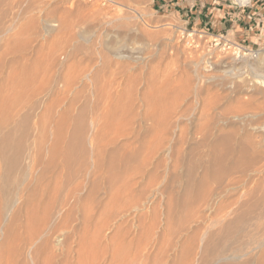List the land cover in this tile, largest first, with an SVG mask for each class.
<instances>
[{"label":"rangeland","instance_id":"obj_1","mask_svg":"<svg viewBox=\"0 0 264 264\" xmlns=\"http://www.w3.org/2000/svg\"><path fill=\"white\" fill-rule=\"evenodd\" d=\"M81 15V16H80ZM84 15V16H83ZM88 15V16H87ZM91 15V16H90ZM94 15H95V18H94ZM77 16V17H76ZM83 16V17H82ZM96 16H98V17H96ZM72 17H73V19H72ZM74 17H76L75 19H74ZM67 18V19H66ZM77 18H78V20H77ZM67 20V21H65V20ZM72 19V20H71ZM32 20V21H31ZM34 20V21H33ZM74 20H77V21H79L80 20V22H81V20H83L82 21V23H80V22H78L79 24H81L80 26H79V24L76 22V21H74ZM86 20V21H85ZM27 21H29V22H27ZM45 21H47V22H45ZM52 22V23H50V25H49V22ZM70 21H72V22H74V23H71V24H69L70 23ZM85 21V22H84ZM31 22V23H30ZM34 22V23H33ZM54 22V23H53ZM64 22L66 23L65 25H64ZM14 23V24H13ZM44 23H46V25L44 24ZM75 23H77L76 25H75ZM25 24V25H24ZM28 24H32V26H34V27H32L31 26V29H29L30 28V26L28 25ZM34 24V25H33ZM42 24V25H41ZM52 24H54V25H52ZM72 24H74V25H72ZM7 25H9L8 27H7ZM21 25V26H20ZM24 27H23V26ZM27 25V26H26ZM71 25L72 26V28L71 27H69V26ZM3 26H4V28L6 29V31L4 30V28H3ZM49 26H53V28H52V30L54 31H52V30H50L49 29ZM74 26H76L75 28H74ZM12 27V28H11ZM22 27H23V29L24 30H22ZM26 27H29V28H27L26 29ZM57 27H59L58 29H56ZM64 27H67V29H69V28H71L72 29V35H71V29H69V32H70V34H69V32H68V30L65 28V29H63ZM82 29H81V28ZM1 28H3V29H1ZM32 28L34 29V31L32 30ZM48 28V29H47ZM80 28V29H79ZM12 29H14V30H12ZM45 31H44V30ZM12 31V33H11V31ZM25 30H27L28 32H30L29 34H28V32L27 31H25ZM30 30V31H29ZM47 30H49V31H47ZM58 30H60V31H58ZM64 30H65V32H64ZM75 30V31H74ZM83 30V31H82ZM87 32H86V31ZM107 30V31H106ZM24 31L25 32H27V33H24ZM51 31V32H50ZM65 33H63V32ZM78 31V32H77ZM90 31V32H89ZM8 32H10V34L8 33ZM17 32V33H16ZM23 32V34H26V36L24 37V36H22V33ZM31 32L33 33L32 35H31ZM49 34H48V33ZM53 32V33H52ZM68 32V33H67ZM76 32V35H77V33H78V35L76 36L74 33ZM83 32V34H86L87 36H88V34L90 33H92V35H90L89 34V37H90V39H89V42H85V41H83L82 40V38H81V41H80V37H81V33ZM13 33H15V34H13ZM52 33V34H51ZM63 33V34H62ZM80 33V34H79ZM111 33V34H110ZM44 34V35H43ZM45 34H46V36H45ZM74 34V35H73ZM94 34V35H93ZM129 34V35H128ZM9 36L10 37V35H14V36H11V37H15L14 38V40H13V38H11L10 37V39H9V37H7L6 38V36ZM48 35V36H47ZM65 35V36H64ZM67 35H68V38H66L67 37ZM126 35V36H125ZM5 36V37H4ZM30 36V37H29ZM62 36H64L63 38H62ZM69 36H71V39H70V37ZM72 36H75V37H72ZM119 36V37H118ZM263 36L264 35H261L260 37H262V41L259 43V44H256V45H254V44H250V45H248V47L247 48H249V49H251V50H253V51H257L258 53H263L264 54V38H263ZM30 38L29 40H27L28 38ZM32 37V38H31ZM92 37V38H91ZM111 37L113 38L112 39V41L110 40L111 39ZM115 37H116V39H115ZM117 37H118V40H117ZM121 37V38H120ZM122 37H124V39H122ZM125 37H127V38H125ZM129 37V38H128ZM20 38V39H19ZM24 38V39H23ZM27 38V39H26ZM61 38H62V40H61ZM76 40H78V41H75V39ZM108 40H107V39ZM130 38H131V40H132V43H131V40H130ZM1 39H3V40H1ZM7 39H8V41H7ZM23 39V40H22ZM106 41H104V40ZM126 39H129L130 41H128V40H126ZM12 41V43L10 42V41ZM19 42H18V41ZM69 40V41H68ZM91 40V41H90ZM116 40V41H115ZM4 41H6V42H4ZM15 41V42H14ZM24 41H26V43H22V42ZM29 43H28V42ZM32 41V42H31ZM58 41H60V42H58ZM75 43H74V42ZM79 41H80V44L81 43H83V46H82V44L81 45H79ZM111 41V42H110ZM120 41V42H119ZM124 41H128L127 43H125ZM135 41H137V42H135ZM0 42L1 43H6L5 45L4 44H1L0 43V49H2V48H6L5 50L8 52L7 53V55H6V53H4V52H6L5 50H4V54L3 53H1L2 55H4V56H2L1 54H0V56L2 57V64H3V62L5 63L4 65H2L1 67L2 68H0L1 69V75H2V78L0 79V89H1V91H2V89H5V90H7V91H9V92H5L4 93V95H2L3 94V92H2V94H0V96L2 95L3 97H0V105L2 104V106H0V113H3V114H0V116L1 115H3V117H5V118H7L8 116H6V115H8L9 114V117L7 118V119H5L6 121H8L7 123H9V124H7V123H5L4 124V122H5V120L4 119H0V122H2L4 125H8L9 126V128H8V126L5 128V129H2V124L0 125L1 127H0V130L2 131V132H0V134H2V135H0V140L2 139V137L4 136V135H10L11 133H13V137L15 138V139H17L18 141L20 140V142L22 143V145H23V147H22V155H23V159H24V161L23 162H25V163H23L24 164V167H26L27 165V167H30V166H32V167H30V168H33V170H35V171H38L39 170V172H40V174H39V172H37V173H34V171L33 170H31L30 171V169H29V171H28V174L26 173V171H25V168L24 167H22V166H20V168L18 169V172L17 171H15L14 173L15 174H13V177H15V178H17L16 180H18V182L20 181V179H22L24 182L23 183H25V181H26V185L27 184H29L28 185V187L25 185V184H23V183H21L22 182V180L20 181V184L17 182L16 184L17 185H19V188H18V186L17 185H15V187H14V185H13V187L15 188H13V187H9L8 186V188L7 187H5V188H3L4 187V185H3V183H2V181H4V180H2L3 179V177H4V173H5V168H4V163H3V161H1V157H0V162L1 163H3L2 165H0V166H2V167H0V172H1V174H0V176H2L1 178L2 179H0V194H2V195H0V233L1 234H3L2 236H1V234H0V242L1 243H3L4 241H5V244L3 243V244H1L0 245V247L1 248H3L5 245L6 246H8V247H4L3 249H1L0 248V263L1 264H4L5 263V261L6 262H9V263H7V264H129V263H126V262H128V261H130V263L132 264V261H134L133 262V264H137L136 262H138V264H139V261H140V264H141V261H142V264L144 263H146V264H173V263H175V264H180V263H182V264H184V262H186L185 264H188V263H194V264H203V259L204 258H206L208 255H207V253H205V255L203 254V251H202V248H203V246L201 245V243H203V240H204V238H206V235L210 232H213V231H216L217 230V228H215V225L213 224V221H211L212 220V218H213V216L211 217V218H204V220H205V222H204V220H202V219H197L196 221H195V219H194V221H193V219H190V221H188L189 220V216L196 210V208H197V201L195 200V201H193V204L196 206V207H194L193 206V204H191L190 205V207H192V208H189V206L186 208V210L185 209H182V214L184 215V216H187V217H185V219H182V218H184V216H182L181 215V213H180V211H181V208H180V205L179 204H181L182 203V201L180 200L181 198H180V196L182 197L184 194H185V185H186V181H184V180H186V175H185V173L187 172V167H185L186 166V164L185 163H188V161L190 160V157H191V159H193V161H197L198 159H196V157L197 158H201V156L203 155H206L207 154V152H208V149H207V147H202V150H204L205 149V151H201V144H202V140L200 141V139H202L201 138V134L199 133V129H202V128H204L203 126L205 125H203L202 126V124H203V122L204 121H206L207 122V120L209 119V118H207L206 117V115H211V116H213L215 113L214 112H216V115L215 116H213L214 117V119H215V117H218L219 116V114H220V116H222V117H220L219 116V119L218 118H216L215 119V122H216V120L218 119L219 120V122H218V120H217V122L219 123V124H217V122H216V125H215V122L213 123L214 125H215V127H214V125H212V128H215V131H213V134H214V136H217L218 135V133L220 134V132L222 131L223 133H221L222 135L225 133V134H227V131H228V133L229 132H231V130H232V132H231V134L233 133V134H235V135H237L236 134V132H238V134H239V136L237 135V138H240V139H242V137L243 138H245L244 136H245V134H247L246 133V129L248 130V129H250V128H247L248 126L249 127H252V128H254L256 125V123L258 122V119H260V120H262L263 119V122L262 121H260L259 120V122L257 123V126L256 127H260V126H264V87H261V86H263V85H260L259 83L262 81V79H260L261 77L263 78V75L261 74V73H264V71L262 72V69H261V71H260V69L259 70H253V65H254V63H255V61L257 60V59H255V60H253V61H251V60H248V59H243V58H241V57H237L236 56V54H235V52H234V50H233V48H232V44H237V42H235V41H233L232 40V33H230L229 35H227V34H225V35H223V36H216V35H213V34H209V33H205L204 31H202L201 29H199V28H197V27H195V25L194 24H189V23H186L185 22V20L184 19H181L178 15L177 16H174L173 14H171V13H160V12H158L155 8H154V4L152 3V0H108L106 3H104L103 1H101V0H0ZM8 42H10L9 44H10V47H9V44H8ZM63 44H62V43ZM78 42V43H77ZM124 42V43H123ZM28 43V44H27ZM31 43V44H30ZM59 43V44H58ZM100 43V44H99ZM119 43V44H118ZM131 43V44H130ZM133 43H134V45H133ZM8 44V46L6 47V45ZM21 44V48L19 47L18 48V46ZM26 46V44H27V46L25 47L24 45ZM56 44H58V45H56ZM69 44V45H68ZM72 44V45H71ZM75 46H74V45ZM77 44L79 45V46H77ZM104 44V45H103ZM118 45V48L119 49H122L121 50V52H122V54L124 55V56H127V57H129L130 55H132L133 56V59H122V60H118V59H112V57H110L111 59H108V62H106V63H104V61L102 60V54L101 53H105L106 52V50H105V47L106 46H113V45ZM121 44H123V45H121ZM5 47H4V46ZM18 45V46H17ZM62 45V47H60ZM66 45V46H65ZM71 45V46H70ZM101 45H103V47L101 48ZM114 45V46H115ZM1 46H3V47H1ZM11 46H13V47H11ZM30 46V47H29ZM86 46H88V47H86ZM90 46V47H89ZM91 46H94L93 48L91 47ZM121 46V47H120ZM124 46V47H123ZM134 46V48L136 49H134V48H132ZM62 49L60 52H59V49L60 48ZM81 47H83L82 49H84V48H88V49H90V50H81V49H79V48H81ZM130 47V49H127V48H129ZM15 50H13V49ZM22 48H24V49H22ZM29 48V49H28ZM71 48H73V49H71ZM104 48V49H103ZM28 49V50H27ZM126 49H127V51H126ZM131 49H132V51L133 50H135V51H133V52H131ZM142 49V50H141ZM21 50H24L23 52L21 51ZM56 50H57V53L59 54V55H56L57 53H56ZM64 50V51H63ZM81 50V51H80ZM94 51L93 52V54H92V51ZM105 50V51H104ZM129 50H130V53H129ZM0 51H3V50H0ZM83 51H87V54L84 52V53H81V52H83ZM89 51H91V53L89 52ZM98 51V52H97ZM19 52H20V54H19ZM40 52V53H39ZM62 52H64V53H62ZM100 52V53H99ZM126 54H125V53ZM16 55H15V54ZM23 53V54H22ZM37 53V54H36ZM54 53H56V54H54ZM66 53H68V55L66 54ZM95 53H96V55H95ZM98 53H99V55H100V57L98 56ZM136 53V54H135ZM140 54V56L142 57V59L143 60H141V57H139L138 55ZM142 53V54H141ZM42 54V55H41ZM66 54V55H65ZM87 56H86V55ZM92 54V55H91ZM138 54V55H137ZM36 55H38V57L36 56ZM39 55H40V58H39ZM64 55V56H63ZM85 55V56H84ZM90 55V56H89ZM54 56H56L55 57V59L54 60H52V59H50L49 57H54ZM60 56V57H59ZM61 56H62V59H61ZM67 56H69V57H67ZM75 56V57H74ZM89 56V57H88ZM92 56H94V58L92 57ZM95 56H98V57H95ZM1 57H0V59H1ZM5 57V59H3ZM18 57V58H17ZM24 57V59H22ZM42 57V58H41ZM43 57H44V60H43ZM57 57H58V59H57ZM85 57H87V58H85ZM92 57V58H91ZM26 58V59H25ZM27 58H30V59H28V61H27ZM35 59V60H33V59ZM37 58V59H36ZM65 58V59H64ZM78 58H79V60L81 61H79L78 60ZM91 58V59H90ZM99 58V60H97ZM101 58V59H100ZM18 59V60H17ZM60 59V60H59ZM64 59V60H63ZM81 59H84V60H81ZM86 59V60H85ZM95 59H96V61H97V63H94L95 62ZM13 60V61H12ZM15 60V61H14ZM21 60V61H20ZM66 60H67V62H66ZM69 60V61H68ZM71 60H72V63L71 64H73V66L70 64V62H71ZM74 60V61H73ZM90 62H89V61ZM111 60V61H110ZM8 61V62H7ZM12 63H11V62ZM28 62L29 63V65H27V63L26 62ZM31 61H33V62H31ZM41 61V62H40ZM45 63H44V62ZM52 61H54L53 63H52ZM61 61H62V63H61ZM84 61V62H83ZM88 61V62H87ZM111 63H110V62ZM126 61H127V63H126ZM7 62V63H6ZM11 64H10V63ZM17 62H18V66H17ZM21 62V65H23V67L19 64ZM23 62H25V63H23ZM34 62H36L34 65L32 64V63H34ZM50 64V65H48V63ZM63 62H65V63H63ZM79 62V63H78ZM93 62V63H92ZM115 62H118V64L117 63H115ZM14 63H16V64H14ZM38 63H41V64H39L38 65ZM42 63H44V64H42ZM51 63H52V66H51ZM69 63V64H68ZM78 63V64H77ZM81 63V64H80ZM86 63H90L88 66L86 65ZM122 64V65H124L123 63H126L124 66L126 67H121V68H123L122 70H121V68L119 67H116V66H118L119 64ZM130 63V64H129ZM0 64H1V62H0ZM7 64H10V65H7ZM14 64V68H12L13 65ZM30 64H31V66L34 68V69H32L31 67H30ZM47 64V65H46ZM56 64V65H55ZM58 64H60V65H58ZM65 64V65H64ZM66 64L68 65V66H66ZM102 64V65H101ZM106 64V65H105ZM110 64H111V66H110ZM112 64H116L115 65V67H114V65H112ZM121 64H120V66H121ZM130 66H129V65ZM16 65V66H15ZM27 65V66H26ZM41 65H43L44 66V68H43V70H45V72L43 71V70H41L42 69V67H41ZM55 65V66H54ZM72 67H71V66ZM76 65H78L77 66V68H76ZM86 65V67H87V70L89 69V67L91 68V72L88 70V72H90V73H88V72H86L87 70L85 69V66ZM101 65V66H100ZM105 65V66H104ZM109 65V66H108ZM250 65H251V68H250ZM9 66V67H8ZM39 66V67H38ZM50 66V67H49ZM57 66V67H56ZM59 66H60V68H59ZM100 66V67H99ZM104 66V67H103ZM108 66V67H107ZM8 67V68H7ZM11 67V68H10ZM21 67L25 70H23V69H21ZM25 67H27V68H25ZM47 67V68H46ZM56 67V68H55ZM62 67V68H61ZM70 67V68H69ZM82 68V70H80L81 68ZM103 67V68H102ZM129 67V68H128ZM132 67V69H130ZM9 69V70H11V73H10V71H8L7 69ZM15 68H16V70H15ZM37 68V69H36ZM38 68H40V70L38 69ZM68 70H70V73L68 72L67 73V69ZM72 68H74L73 69V71H76L75 73H76V77H75V79H77V80H75L74 79V75L75 74H73V71H72ZM83 68L86 70L85 72L83 71ZM99 68L100 69H102V71L100 72V70H99ZM128 68V69H127ZM32 69V73H30V70ZM55 71H54V70ZM109 69L111 70V74H110V72H109ZM116 71H115V70ZM118 69V70H117ZM124 69H125V71H124ZM264 69V68H263ZM3 70V71H2ZM13 70V71H12ZM15 70V71H14ZM20 70L22 71V72H20ZM28 70V71H27ZM49 70V71H48ZM64 70V71H63ZM252 70V71H251ZM8 71V72H7ZM36 71L37 72H40V73H36ZM43 72V74H42V72ZM66 71V72H65ZM81 71V72H80ZM93 71V72H92ZM113 71V72H112ZM118 71V72H117ZM131 71V72H130ZM133 71V72H132ZM166 71L168 72V74L166 73ZM227 71V72H226ZM4 72V73H3ZM12 72H13V75H12V77L11 78H9V76H11V74H12ZM15 72V73H14ZM23 72H27V73H24L25 74V76H23L24 78H22V76L21 75H24V74H22ZM51 72V73H50ZM59 72H61V73H59ZM106 72H107V74H106ZM114 72H116V73H114ZM119 72H121V73H119ZM126 72V73H125ZM129 72L131 73V74H129ZM223 72V73H222ZM226 72V73H225ZM228 72H230V73H228ZM232 72V73H231ZM236 72V73H235ZM260 72V73H259ZM3 73V74H2ZM6 73H10L9 74V76H8V74H6ZM17 73H19L18 74V76H17ZM35 73L37 74V77H36V75H35ZM47 73H49V74H47ZM63 73H65V75L63 74ZM68 74V76H66L67 74ZM77 73L78 74H81V75H77ZM95 73V74H94ZM124 73L126 74V75H124ZM133 73V74H132ZM155 74V75H153V74ZM234 73V74H233ZM254 73H256V74H254ZM258 73V74H257ZM14 74H16V75H14ZM21 74V75H20ZM30 74H32V75H30ZM38 74H41V75H38ZM51 74H53V75H51ZM98 74V75H97ZM101 74H103V75H101ZM136 76H135V75ZM139 74H141V75H139ZM228 74H230V75H228ZM238 74V75H237ZM0 75V76H1ZM7 75V76H6ZM21 77H20V76ZM49 75H51L52 77H51V79H52V81L50 82V80L51 79H49L50 78V76ZM57 75H59V76H57ZM64 77V79L65 80H67V78L69 77V80L71 79V77H72V79L71 80H75L76 82H73V81H71L72 82V84H71V82L68 80V81H63L64 79H63V77ZM70 75V76H69ZM118 75H121V76H118ZM128 75H129V77H128ZM131 75H132V77H131ZM152 75L154 76V77H152ZM170 76L169 78L170 79H168L167 78V76ZM233 76V78H232V76ZM259 75V76H261L260 78H258L257 76ZM15 76L17 77V78H15ZM28 76V77H27ZM38 76H40V77H38ZM41 76H42V78H43V80L41 79ZM97 76V77H96ZM105 76V77H104ZM110 76V77H109ZM112 76L114 77V78H112ZM117 76V77H116ZM140 76V77H139ZM152 78H151V77ZM165 76V77H164ZM224 76H226V77H224ZM227 76L229 77V78H227ZM256 76V77H255ZM3 77H4V79H3ZM6 77V78H5ZM14 77V78H13ZM19 77H20V79H19ZM35 77H36V79H35ZM80 77H83V78H81L80 79ZM88 77V78H87ZM93 77V78H92ZM135 77H138V78H135ZM235 77V78H234ZM253 77H255V78H253ZM12 79L11 81H10V83H11V85H10V83H9V81H8V79ZM24 79L23 81H22V79ZM31 80H30V79ZM37 78L38 79H40V80H37ZM57 78V79H56ZM80 80H79V79ZM97 78V79H96ZM100 78H103V80L102 79H100ZM109 79V80H105V79ZM116 78L118 79L117 81H116ZM135 78V79H134ZM144 78V79H143ZM145 78H146V80H145ZM164 78H165V81H164ZM199 78V79H198ZM214 78V79H213ZM259 79L258 81L257 80H254L253 81V79ZM26 79V80H25ZM46 79H49V83H51L50 85L48 84V80H46ZM59 79V80H58ZM92 79V80H91ZM111 79V80H110ZM113 79V80H112ZM127 79V80H126ZM130 79V80H129ZM132 79V80H131ZM142 81H141V80ZM150 79V80H149ZM168 79V80H167ZM29 80H30V82H29ZM36 80L38 81V84H40L42 81V88H41V84L40 85H38L37 84V82H36ZM102 80V81H101ZM137 80H139V81H141V82H139V81H137V82H139V83H137L136 81ZM144 80V81H143ZM147 80H149L148 82H146ZM153 80H155L156 82H154ZM175 82V85H174V83L172 84V82ZM223 80V81H222ZM2 81V82H1ZM8 81V82H7ZM12 81H13V83L15 82V84L16 85H13L12 84ZM18 81V82H17ZM19 81L22 83L21 85H20V83H19ZM26 83H25V82ZM29 82V84H28V82ZM35 81V82H34ZM41 81V82H40ZM57 81V82H56ZM78 81V82H77ZM94 81V82H93ZM101 81V82H100ZM108 81H109V83H108ZM113 82V84H112V82ZM129 81H130V84H129ZM163 81V82H162ZM260 81V82H259ZM4 82H6L5 84H4ZM17 82V83H16ZM40 82V83H39ZM59 82V83H58ZM64 82V83H63ZM67 82H69L68 84H67ZM81 82V83H80ZM84 82V83H83ZM86 82V83H85ZM91 82H93V83H91ZM103 82V83H102ZM123 82V83H122ZM127 82H128V84L130 85V87H133L134 86V84H132V82H134V83H137V86L135 87V89L134 88H132L131 89V95H130V89L128 88V85L126 86L125 84H127ZM143 82V83H142ZM157 82H159V84L162 82V84H161V86L160 85H158V83ZM165 82V83H164ZM227 82V83H226ZM9 83V84H8ZM19 83V84H18ZM24 83H25V86H24ZM36 85H38V88L36 87V89H35V84ZM52 83H54V84H52ZM63 83V84H62ZM67 85H66V84ZM74 83H76L75 85H73ZM98 83H99V85H98ZM106 83H108L109 85L110 84H112V85H110V87H107V86H109L108 84H106ZM118 83H120V84H118ZM150 84V87L149 86H147V85H149ZM153 83V84H152ZM154 83H156L158 86H160V87H158L156 84H154ZM163 83L165 84V85H163ZM255 83V84H254ZM27 84V85H26ZM45 84H47L48 85V87H47V85H45ZM114 84H116L115 86H114V89H115V87L119 90H117V91H115V90H113V85ZM132 84V85H131ZM152 84V85H151ZM167 84V85H166ZM171 84V85H170ZM257 84V86H255ZM5 85L7 86V87H5ZM17 85H19V88L17 87ZM29 85V86H28ZM45 85V86H44ZM61 87H60V86ZM63 85V86H62ZM77 85H79V86H77ZM87 87H89V88H87ZM117 85H119V87H121V88H119ZM122 85V86H121ZM136 85V84H135ZM139 85V86H138ZM153 85L155 86V87H153ZM164 87H163V86ZM170 87H169V86ZM174 85V86H173ZM11 86V87H10ZM13 86V87H12ZM23 86V88H25L26 87V89H21L20 87H22ZM52 86V87H51ZM100 86V87H99ZM166 86H168V88L166 87ZM172 86V87H171ZM178 86V87H177ZM260 86V87H259ZM4 87V88H3ZM10 87V88H9ZM14 87H15V89H14ZM18 89H17V88ZM28 87V88H27ZM44 87H46V88H44ZM49 87H51V89L49 88ZM65 88V90H68L70 93H67L68 91H65L63 88ZM67 87V88H66ZM72 87V89H70ZM95 87H97V88H95ZM107 87V88H106ZM125 89H124V88ZM146 87H148V88H146ZM162 87V88H161ZM176 87H177V89H179V88H181V87H183L184 89H181L182 91H183V94L181 93L182 91L181 90H179V92L181 93H179V92H177L178 90L176 89ZM39 88H41V89H39ZM54 88V89H53ZM85 88H87V89H89V90H86ZM112 88V89H111ZM146 88V89H145ZM152 88H154V89H152ZM156 88H158L157 90H156ZM164 88V91H167V92H164L162 89ZM165 88H166V90H165ZM169 88H170V90H169ZM173 88H175V89H173ZM197 88H198V90H197ZM8 89H11V90H8ZM38 89H39V91H38ZM46 90V92H45V90ZM48 89V90H47ZM102 89L104 90V91H108L109 93H111L110 95H109V93L106 91V95L104 94L105 92H103L102 91ZM106 89V90H105ZM124 89V90H123ZM127 89V91H126V93H122L123 91L125 92V90ZM154 90L153 92L151 91V93H150V95H151V97H150V99H152L153 100V102H152V100H149V91L150 90ZM160 89V92L158 91ZM169 90V93H168V90ZM173 89V90H172ZM188 90V92H187V90ZM24 91V93L22 92V91ZM27 90V91H26ZM28 90H30L29 91V93H27L28 92ZM43 90V91H42ZM56 90V91H55ZM73 90V91H72ZM93 90V91H92ZM99 90V91H98ZM115 91V93L117 94V96H116V94H114V92H112V91ZM121 90H122V92H121ZM133 90H134V92H133ZM145 90V91H144ZM147 90H148V93H146L147 92ZM165 93V95H164V93H162V91ZM190 90H193V91H190ZM196 90V91H195ZM251 90V91H250ZM1 91H0V93H1ZM15 91V93H16V97H18L19 96V93L20 92H22L21 94H20V97H18L19 99H17L14 95H15V93H13V92ZM20 91V92H19ZM34 91H35V93L36 94H34ZM41 91H42V93H41ZM48 91V92H47ZM54 91V92H53ZM81 91H83V93L81 92ZM86 91V92H85ZM129 91V92H128ZM138 91V92H137ZM159 93H158V92ZM174 91H175V93H174ZM189 91L191 92V93H189ZM209 91V92H208ZM10 92H11V94H10ZM39 92H40V94H39ZM66 92V93H65ZM187 92V93H186ZM195 92H196V94H195ZM9 93V95H7ZM28 95H27V94ZM62 93V94H61ZM64 93V94H63ZM93 94V95H91V94ZM97 93V94H99V95H103L104 94V97L103 96H99V95H97V97L98 98H96V95L95 94ZM101 93H103V94H101ZM128 93V95L129 96H131V97H129L128 95H126V96H128V98L127 97H124L125 95L124 94H127ZM134 93V94H133ZM156 93L158 94V95H156ZM161 93V94H160ZM167 93L169 94V97L167 96ZM170 93H172V95H174V94H176V95H174V96H172ZM187 94L186 96H185V94ZM189 93V94H188ZM209 93H211L213 96H211V94H210V96H209ZM14 94V95H13ZM22 94H25L26 96H28V100H26L27 98H24L23 97V95ZM30 94V95H29ZM37 94H38V96H37ZM80 94V96H78ZM112 94H114V95H112ZM143 94V95H142ZM145 94V95H144ZM146 94L148 95V96H146ZM164 95V96H162V98H160L159 97V95ZM179 94V96H180V100H181V102H180V100H179V97L177 96ZM197 94H199V97H197L198 95ZM206 94H208V95H206ZM5 95H7L6 97H5ZM24 95V96H25ZM120 95V96H119ZM121 95L123 96L122 98H121ZM135 97H134V96ZM207 96V98H206V96ZM12 96V98H16L17 99V103H15V101H16V99L14 98V99H9V97H11ZM14 96V97H13ZM22 96V97H21ZM25 96V97H26ZM31 96H33V97H31ZM37 96V97H36ZM79 98H78V97ZM109 96V98H107ZM146 99V98H148V101H147V99L146 100H144V98ZM171 96V97H170ZM176 96L178 97V98H176ZM181 96H182V98H181ZM185 96V98H183ZM208 96L209 97H212L211 99L210 98H208ZM214 96H215V98L216 97H218V98H214ZM5 97V98H4ZM101 97V98H100ZM113 97V98H112ZM121 99H120V98ZM134 97V98H133ZM141 97V98H140ZM153 97V98H152ZM157 97H158V100H157ZM173 97L174 98H176L177 100H179V101H177L176 99H173ZM202 97V98H201ZM3 98V99H2ZM20 98L22 99V98H24V99H22V100H20ZM31 98V104H30V99ZM33 98V99H32ZM75 98L77 99V100H75ZM96 98V99H95ZM110 98H111V100H113V102L110 100ZM114 98H115V102H114ZM130 98H132L133 100L132 101H137L138 102V104H137V102L135 103V102H133L132 103V101L130 100ZM139 98H140V100H139ZM164 98H165V100H164ZM171 98V99H170ZM206 98V99H205ZM214 98V99H213ZM95 99V100H94ZM98 99H101L100 101H98ZM108 99H109V101H108ZM117 99V100H116ZM119 99H120V101H119ZM124 99V101H121V100H123ZM126 99V100H125ZM128 99V100H127ZM135 99V100H134ZM137 99V100H136ZM162 99V100H161ZM204 99V100H203ZM2 100V101H1ZM4 100V101H3ZM6 100L8 101V102H6ZM10 100V101H9ZM14 100V102L12 103V104H17L16 105V107H15V109H13V107H11V102ZM25 102H24V101ZM34 100V101H33ZM97 100V101H96ZM143 100V102H141ZM158 102H157V101ZM167 100H170L171 101V103H170V101H167ZM205 102V100H207V102H208V100L210 101L209 103H207V102H203V101ZM19 101V102H18ZM21 101V102H20ZM24 103H26L25 105L24 104H22L23 102ZM105 101V102H104ZM110 101H111V103H110ZM119 102V104L117 103V102ZM125 101H126V103H127V105H129V106H127L128 108H129V110L127 109V107H126V103H125ZM128 101H130V103L131 104H129V102ZM146 101H147V103H146ZM159 101H164V102H159ZM167 101V102H166ZM177 102V103H175V102ZM211 101L213 102V103H211ZM216 101H217V103L220 101V103L219 104H217L216 103ZM77 102V103H76ZM86 102H87V104H88V106H86L87 104H86ZM91 102V103H90ZM124 102V103H123ZM140 102V103H139ZM151 102H152V104H153V106H152V104H151ZM168 102H169V108L171 107V106H173V107H171L170 109L168 108ZM172 102H173V104H172ZM249 102V103H248ZM4 103H6L5 105H4ZM8 103V104H7ZM9 103H10V105H9ZM19 103H21V104H19ZM38 103H39V105H38ZM92 103H94V104H92ZM99 103V104H98ZM102 103V104H101ZM103 103H106V104H104V105H107V103H108V105H110L109 106V109L111 110V112H110V110L107 108L108 107V105H107V107L106 106H104L103 105ZM143 103H145V104H147V106L145 105V104H143ZM157 103H160V104H157ZM164 103V104H163ZM166 103V104H165ZM181 103V104H180ZM216 103V104H215ZM71 104H72V106H71ZM86 104V105H85ZM103 105V106H101V105ZM117 104H118V106L120 105V108L117 106ZM143 104V105H142ZM148 104L150 105V108H148L149 106H148ZM167 105V106H163V105ZM171 104V105H170ZM177 104H179V105H181V106H179V105H177ZM194 104V105H193ZM204 104V105H203ZM209 104H211V105H208ZM249 104V105H248ZM6 105H9L8 107L6 106ZM19 105H22V107L21 106H19ZM23 105L25 106V107H23ZM31 105V106H30ZM89 105H91V107L89 106ZM99 105V106H98ZM114 105H116V106H114ZM134 105H138V108H137V106L135 107ZM140 105H142V106H140ZM156 105H158L157 107H156ZM189 105V106H188ZM192 105V106H191ZM200 105H201V107H200ZM219 105V106H218ZM13 106V105H12ZM18 106H19V108L21 109V111H20V118H19V116L17 117V116H14V115H18V113L16 112V109L18 110L19 108H18ZM53 106V107H52ZM94 106H97V108H94ZM111 106L113 107V109H114V107H117L118 109H121V107H122V109H121V111H119L117 108H115L114 110H112L111 109ZM132 106H133V109H132V111H130V109L132 108ZM144 106H145V108H144ZM151 106H152V108H154V109H152L151 108ZM155 106V107H154ZM160 106H163L162 108H163V110H162V112H161V108H160ZM229 106H232V108H230ZM12 108V110H11V108ZM30 107H31V109H30ZM37 107V108H36ZM55 107V108H54ZM69 107L70 108H72V110L71 111H68L67 109H69ZM73 107H74V109H73ZM94 109H93V108ZM100 107V108H99ZM102 107H104V108H102ZM139 107H141V109L139 108ZM179 107V109H177L178 110V113H177V110L175 109V108H178ZM181 107H182V109H181ZM185 107H186V109H185ZM188 107H190V108H188ZM191 107H192V109H191ZM1 108H4V112H3V110L1 109ZM29 108V109H28ZM55 109V111H52L53 109ZM84 108V109H83ZM87 108V109H86ZM106 108V109H105ZM135 108H137V109H135ZM148 108V109H147ZM156 108V109H155ZM159 108V109H158ZM164 108H166V109H164ZM185 110H187V111H185ZM204 108V109H203ZM213 108V109H212ZM228 108H230V109H228ZM9 109H10V111H9ZM19 109V110H20ZM26 109H28L26 112L24 111V110H26ZM48 109V110H47ZM97 111H96V110ZM99 109H102V111L100 110V111H98ZM103 109H105V111L103 110ZM125 109V110H124ZM138 109H140V110H138ZM152 109V110H151ZM176 110V112L174 113V111ZM188 109H189V111H188ZM222 109H223V111H222ZM231 109H232V111H231ZM15 110V111H14ZM65 110H67V111H65ZM89 111L88 112V115L90 116H88L86 113L87 112H85V114H83L84 112L83 111ZM94 110V111H93ZM107 110H109V111H107ZM118 112H120V113H122L123 114V112H125L126 114H125V116L123 115V117H122V114L120 115V113H118ZM126 110H127V112H126ZM136 110V113L134 114V111ZM137 110H138V112H137ZM145 110V111H144ZM147 110V111H146ZM150 110V111H149ZM154 110V111H153ZM160 112H159V111ZM167 110V111H166ZM168 110H170L171 112L170 113H168L169 111ZM182 110V111H181ZM184 110V111H183ZM193 110V111H192ZM205 110V111H204ZM211 111V112H209V111ZM12 111V112H11ZM28 111L29 112H31L32 114H30V115H32V117L30 116V118H29V115H27L28 114ZM81 111V112H80ZM92 111V112H91ZM96 111V114L94 113ZM115 111H116V115H115ZM140 111V112H139ZM152 111V112H151ZM158 111V114L159 113H161V115L159 116L156 112ZM202 111V112H201ZM218 111H219V113H218ZM231 111V112H230ZM239 111V112H238ZM8 112V113H7ZM45 112V113H44ZM46 112H49V115L48 114H46ZM66 113V115H65V113ZM68 112H70L69 114H67ZM80 112V113H79ZM83 112V113H82ZM102 115L103 114V116H101V115H98L99 113ZM107 113V112H110L112 115H109L110 113H107V115L106 116H104L105 115V113ZM128 112H130V114H128L127 115V113ZM133 112V114H132V116H134L135 117V115H136V117H140L139 119H137L136 117V119L134 118H131V123H130V121H128L129 120V118H130V115H131V113ZM148 112H150V113H148ZM184 114V117H183V114ZM185 112V113H184ZM188 112H189V114H188ZM191 112H192V114H191ZM200 112L203 114V116L202 115H200ZM208 112V113H207ZM223 112V114H221V113ZM228 112H230V113H228ZM238 112V113H237ZM6 113V114H5ZM11 113V114H10ZM12 113L14 114V115H12ZM25 113V114H24ZM53 113V114H52ZM56 113V114H55ZM63 113H64V115H63ZM73 113V114H72ZM90 113H92V114H90ZM94 113V114H93ZM143 113V114H142ZM145 113H147V114H149L148 116H147V114H146V116H143V115H145ZM151 113H152V115H154V117H153V121L154 122H151V120L152 119H150L149 120V117H152V115H151ZM153 113H155V114H153ZM163 113V114H162ZM175 115H174V114ZM176 113L178 114V115H182V117H180V116H178V115H176ZM204 113H205V115H204ZM211 113V114H210ZM241 113V116L242 115H244V116H239V114ZM243 113V114H242ZM55 114V115H54ZM80 114V115H79ZM167 114H169V116L170 115H172L173 114V116L175 117L174 119L172 118L171 120H173V121H176V122H171L170 120H168V119H170L171 117H168L167 116ZM188 114L189 116H187V118L189 117L190 119H187L186 118V115ZM218 114V115H217ZM228 116V114H229V116H230V118H226L227 116ZM231 114H233V115H231ZM238 114V115H237ZM246 114V115H245ZM44 115V116H43ZM46 115L47 116H49V117H47V118H49V119H47V118H45L46 117ZM61 115H62V118H65L66 117V119H64V121L65 122H63V119L62 120H59L60 118L59 117H61ZM67 115H70V116H67ZM72 115V116H71ZM78 115V116H77ZM92 115H93V118H92ZM115 115V116H114ZM119 115H120V117H122L121 119H122V121H121V119H119L120 117H119ZM128 117H127V116ZM164 115V117H165V115H166V117L164 118V117H162ZM223 115H225L226 117H224ZM10 116H14L15 118H18L20 121H17L15 118H14V120H11V117ZM65 116V117H64ZM74 116V117H73ZM79 116L80 117H82L83 118V122H84V124H83V126L81 127H79V120H77V118H79ZM99 117L101 120H106L107 122L105 123V125L107 126V127H105V125L103 124L104 122L103 121H101V123H100V120L98 119V117H97V119L96 118H94V117ZM111 117V118H107V117ZM131 116V117H132ZM141 116L143 117V118H141ZM159 116V117H158ZM172 116V117H173ZM180 117V118H176V117ZM201 116H202V118H201ZM211 116H208V117H210V119H211ZM228 116V117H229ZM233 116V118H231ZM254 116V117H253ZM44 117V118H43ZM54 117H56V118H54ZM68 117V118H67ZM72 117V118H71ZM84 117H85V119H84ZM89 117V118H88ZM102 117V118H101ZM103 117H104V119H103ZM114 117V118H113ZM115 117H118V118H116L115 119ZM144 117H146L147 118V120H145L144 121ZM160 117H162V118H160ZM196 117V118H195ZM200 117V119H202L201 120V122L200 123H198V125H197V127H199V129H198V132H197V128H196V126H195V124H197V122H199L200 121V119H198ZM213 117H212V119H213ZM1 118H2V116H1ZM26 118H29V119H27V120H25ZM50 118H54V120H52V119H50ZM57 118H59V119H57ZM71 118V119H70ZM74 118H76L75 120H74ZM108 120H107V119ZM113 118V119H112ZM156 118H158V120L156 119ZM159 118H160V120L161 121H164V120H162L163 118L165 119V121L164 122H166L167 123V125L169 126H171L172 125V123H173V126L171 127V129L172 130H170V127H168V128H166L167 127V125H165L166 127L164 128V126H162V125H164L165 123H159V122H161L160 120H159ZM167 118V119H166ZM182 118V119H181ZM184 118V119H183ZM186 118V119H185ZM243 119L244 120V124L247 126H243L244 124H243V121L241 120V122H240V120H239V122H238V119ZM246 120H248V118H249V121H246ZM254 118H256V119H254ZM10 119V120H9ZM13 119V118H12ZM45 119V120H44ZM57 121H56V120ZM96 119V120H95ZM123 119H124V121H123ZM133 119V120H132ZM141 119V120H140ZM143 119V120H142ZM156 119V120H155ZM181 119V120H180ZM192 119V120H191ZM198 119V120H197ZM204 119H206V120H204ZM223 119H228V121L226 120V123L228 124V125H225L224 124V120ZM234 119V120H233ZM250 119H251V122L253 121L254 123H255V120H256V123L253 125V122H252V124L250 123ZM253 119V120H252ZM16 120V121H15ZM22 120V121H21ZM29 120H30V122H29ZM32 120V121H31ZM41 120V121H40ZM44 120V121H43ZM75 121V123L73 122V121ZM116 120H118L117 122H116ZM126 120V121H125ZM138 120V121H137ZM167 120H168V122H167ZM191 120V121H190ZM221 120H223V121H221ZM11 121H13V123L11 122ZM67 121V122H66ZM90 121V122H89ZM109 121L111 122L112 121V123H111V126H108V125H110V124H108L109 123ZM114 121V122H113ZM159 121V122H158ZM178 121H179V123H178ZM189 121V122H188ZM229 121H230V123H229ZM246 121V122H245ZM11 122V123H10ZM17 122H19L18 124H20V125H18L17 124ZM32 122V123H31ZM57 122L58 123H60V125L58 126V128H56V124H57ZM92 122V123H91ZM122 122L123 124H124V126H122L120 123ZM126 122V123H125ZM133 122V123H132ZM138 122L140 123L139 125H138ZM143 122V123H142ZM156 122H158V125L160 124H162L161 126L163 127H160V125L158 126L157 125V123ZM170 122H171V124H170ZM233 122V123H232ZM247 122H249V123H247ZM25 123V124H24ZM54 123H56L55 125H53ZM67 123V124H66ZM72 125V126H69L68 127V125H70V124ZM93 123L95 124H101V126L103 127V125H104V127L105 128H102L103 130H105L106 129V131H108V130H110V129H112V128H114V130L112 129V130H110V133L108 132L107 134V136L106 135H104V134H106V132H104L103 131V133H102V131L100 132V133H98L100 130H102L100 127L101 126H97L96 124V126L98 127V128H100V129H96V126L94 125L93 126ZM115 123V124H114ZM119 123V124H118ZM129 123H130V125H129ZM137 123V124H136ZM205 123V122H204ZM220 123H221V125H220ZM242 124V125H239L240 126V129H238V130H236L237 129V127L239 128V126H237L238 124ZM14 124H16V125H14ZM34 124H35V126H34ZM63 124H66V126H64ZM116 125V127L117 128H115V126H113V125ZM126 124V125H125ZM132 124V125H131ZM147 124H149V125H147ZM155 124V125H154ZM175 124V125H174ZM180 124V125H179ZM188 124V125H187ZM190 124V125H189ZM235 124H237V125H235ZM249 124V125H248ZM261 124H263V125H261ZM4 125H3V127H4ZM12 125H14L13 127H12ZM25 125V126H24ZM46 125H49V126H51V127H49L48 129H46L47 128V126ZM61 125H63V127L65 128V129H62L63 127H61ZM86 125H88V126H86ZM134 125H135V127H134ZM147 125V130H146V128H145V126ZM150 125H152V126H150ZM210 125H211V122H210ZM224 125V126H223ZM229 125H231V126H229ZM251 125H253V126H251ZM11 126V127H10ZM31 126H33V127H31ZM37 126V127H36ZM120 126H122V132H123V134H122V132H121V128H120ZM125 126H127V127H125ZM130 126V127H129ZM133 126V127H132ZM142 126V127H141ZM154 126V127H153ZM157 126V127H156ZM184 126H186V127H184ZM187 126H190L191 127V129H190V127H187ZM195 126V127H194ZM19 127H21L20 129H21V131H20V133H19ZM32 129H31V128ZM36 127V128H35ZM87 127V129H85ZM92 127H94L95 129H96V131H95V129L94 128H92ZM112 127V128H111ZM120 129H119V128ZM124 127L127 129L126 131H124L125 129H124ZM134 128V129H132V128ZM184 129H183V128ZM193 127V128H192ZM218 127H219V129H218ZM224 127V128H223ZM233 129H232V128ZM243 129H242V128ZM23 128H24V130H23ZM34 128V129H33ZM53 128H56V129H54V130H52ZM60 128V129H59ZM109 128V129H108ZM131 130V132H130V134L129 135H127L128 134V131H129V129ZM136 128V129H135ZM142 130V129H144L143 131H142V133H141V131H140V134L139 133H137L136 132V130L138 129V130H140V129ZM155 128V129H154ZM158 128V129H157ZM161 128L162 129H164V130H162L161 131ZM176 128V129H175ZM178 128H180V129H178ZM186 128H187V130H186ZM217 128V129H216ZM244 128H246V129H244ZM251 128V129H252ZM9 129V130H8ZM11 129H13L12 131H11ZM15 129V130H14ZM19 129V130H18ZM48 130L49 132L48 133H46V134H44L45 133V131L46 130ZM58 129V130H57ZM92 129V130H91ZM118 129V130H117ZM150 129V130H149ZM157 129V130H156ZM167 129L169 130L168 132H167ZM178 129V130H177ZM190 129V130H189ZM194 129V130H193ZM242 129V130H241ZM6 131L7 132V134H6V132H4V131ZM33 130V131H32ZM42 130L44 131V133L42 132ZM59 130H60V132L61 133H63V135L59 132ZM84 130H87V131H85L84 132ZM94 130V131H93ZM116 130H117V132H116ZM119 130H120V132H119ZM153 130V131H152ZM154 130H155V132H156V134L159 136V139H160V137H164V138H161L160 139V141H161V143H162V141L163 142H165V143H163V145L161 146L163 149H169L168 151H164L163 152V150H162V148L160 147V143H159V139L156 137L157 135H155V136H153V134H155V132H154ZM162 132V133H165V134H162V133H159L160 131ZM183 130V131H182ZM184 130H186V131H184ZM191 131L189 134H188V132L189 131ZM196 130V131H195ZM220 132H219V131ZM239 130H240V133H239ZM18 131V132H17ZM32 131V132H31ZM52 131H57V133L59 132V134L60 135H62V136H59L58 134H57V136H56V138H54L55 136H54V134H55V132L52 134L51 132ZM66 131V132H65ZM93 132L92 134H89L90 132ZM98 131V132H97ZM114 133H113V132ZM149 131V132H148ZM159 131V132H158ZM174 133H173V132ZM178 131V132H177ZM180 131H182V132H180ZM192 131H194L195 133H193ZM242 131V132H241ZM245 131V132H244ZM249 132L251 131V130H248ZM25 132V133H24ZM26 132H27V134H26ZM72 132H73V134H72ZM116 132V133H115ZM119 132V133H118ZM133 132H135L134 134H133ZM139 132V131H138ZM153 132V133H152ZM166 132H167V134H166ZM183 132H186V133H183ZM215 132V133H214ZM244 132V133H243ZM4 133V134H3ZM9 133V134H8ZM19 133V134H18ZM32 133V134H31ZM65 133H66V135H65ZM77 133V134H76ZM95 133H97L98 135L99 134H101L102 136H104L105 138L104 139H107V142H108V144H107V142H106V140H104L103 142H102V140H103V138L102 139H98V138H101V137H99V136H101V135H99L98 137H97V135L96 136H94L95 137V139H94V137H93V134L95 135ZM118 133V134H117ZM120 133H121V136H120ZM144 133H145V135H144ZM148 133H152L150 136H149V134ZM179 133V134H178ZM184 134L183 136H184V138H183V136L182 135H180V134ZM198 133L200 134V135H198ZM24 134H26V135H24ZM47 134H49L48 135V137H47ZM79 134V136H83L80 140L82 141V143H83V146H81L82 147V149L84 148V145H85V148H84V150L86 151V150H89L88 152L86 151H83L82 149H81V151H80V153H77L78 155H76V157L78 158V161H77V163L79 164L78 165V168H77V165H74L73 167H72V169H71V173L69 172V171H67L66 172V170H65V172H64V169H63V171H62V169H60L59 168V166L60 167H62V163L64 162L63 160V156H64V153L66 154L67 153V148H68V144L69 143H77L78 144V140H79V138L76 136V135H78ZM84 134H86V136L84 135ZM114 134H115V136H117L116 138L114 137ZM126 134V135H125ZM133 134V135H132ZM136 134V135H135ZM160 134H162L163 136H161ZM189 136H188V135ZM192 134V135H191ZM221 134L220 135H218L217 137H216V139L218 138V137H220L221 136ZM29 135H31L30 137H29ZM89 135H91V138H90V136ZM110 135V136H109ZM113 135V136H112ZM131 135V136H130ZM139 135V136H138ZM145 137V145H142V147H141V141H142V139L141 138H143V136ZM165 135H166V137H165ZM181 136V138H178V137H180ZM45 136H46V138H48V139H42V138H45ZM50 136H52V139H51V137ZM54 136V137H53ZM74 136V137H73ZM77 137V139H76V137ZM127 136H128V138H127ZM134 136H136L135 138H136V140H135V142H134ZM185 136H188V140L190 141V142H188V140H187V137H185ZM192 136V137H191ZM212 137V141H216V139H215V137ZM247 136V135H246ZM58 137H60L59 139V141H58V143H59V146H60V149H59V147L57 148L56 146L58 145V143H57V141H55ZM63 137H67L66 139L65 138H63ZM73 137V138H72ZM86 137V138H85ZM97 137V138H96ZM110 139H109V138ZM112 137H114V138H112ZM124 137H126V138H124ZM138 137H139V139H138ZM149 137V138H148ZM155 137V138H154ZM170 137V138H169ZM171 137L172 138H174V139H172L171 141H170V139H171ZM193 139H191V138ZM252 137H254V139H256V141L253 139H251V137H250V140L251 141H254V142H257V140L259 141V139H257L258 138V136H252ZM257 137V138H256ZM62 138V139H61ZM75 138V139H74ZM88 138V139H87ZM93 138V139H92ZM119 138V139H118ZM122 138H124V139H122ZM129 138H131V139H129ZM133 138V139H132ZM150 138H151V140L153 139H155V141H151L150 140ZM156 138H157V140H158V143H157V140H156ZM169 138V139H168ZM186 138V139H185ZM236 137H235V140L234 141H236V142H239L240 141V139H237ZM64 139V140H63ZM69 139V140H68ZM71 139H73V141L71 140ZM86 139V140H85ZM109 139V140H108ZM113 139V140H112ZM122 139V140H121ZM127 139V140H126ZM129 139V140H128ZM147 139V140H146ZM181 139V140H180ZM182 139H185L186 141H187V143L189 144V143H191V144H187L186 143V141H182ZM194 139H195V141H196V143L194 142ZM41 140H44L43 142L41 141ZM54 140V141H53ZM64 142H63V141ZM67 140V141H66ZM84 140H85V142H84ZM97 141V143H96V141ZM100 141V143H101V145H102V148L99 146L100 144H99V141ZM121 140V141H120ZM141 140V141H140ZM166 140V141H165ZM177 140V141H176ZM210 140V144H212V141ZM238 140V141H237ZM27 141V142H26ZM40 141H41V145H38V144H36V143H40ZM49 141V142H48ZM51 141H52V143H51ZM68 141H69V143H68ZM94 142V144L93 143H91V142ZM113 141V142H112ZM118 141H120L119 143H118ZM125 143V146H122V145H124L123 144V142ZM134 143H133V142ZM148 141V142H147ZM168 141V142H167ZM172 141H173V143H172ZM178 141L180 142L181 141V143H179L180 145H178ZM201 142V143H198V142ZM30 142V143H29ZM46 142H48V144L46 143ZM61 142H63V143H65V145L63 144V143H61ZM104 142H106L105 144H104ZM109 142H110V144H109ZM115 142V143H114ZM126 142H127V144L129 143V145H127L126 144ZM139 142V143H138ZM170 142V143H169ZM176 142H177V144H176ZM193 142V143H192ZM30 145V146H32V144H34L33 146H32V148L28 145V144ZM32 143V144H31ZM52 144V146H50L49 144ZM55 143L57 144L55 147L57 148V150L58 151H62L61 152V155L59 156V158L61 159L62 158V162H60V160H59V158H56L59 154H60V152H58L57 150V152H58V154H49L50 153V150L52 151V152H54V149H55V147H53L54 145H55ZM87 143V144H86ZM92 145H91V144ZM95 143H96V145H95ZM144 142H142V144H143ZM147 143H148V145H147ZM151 143V145H149ZM167 143V144H166ZM183 143H185V144H187V146L185 145V144H183ZM26 144V145H25ZM35 144L36 145H38L37 146V148H36V146H35ZM44 144H45V148H44ZM54 144V145H53ZM66 144H67V147H66ZM97 144H99V145H97ZM103 144H104V146H103ZM107 144V146H106V148H104L105 147V145ZM119 146V148H120V150L118 149V147H117V145ZM131 144V145H130ZM133 144V145H132ZM139 144H140V147L142 148V152H140V154L137 152V150H140V149H138L139 148ZM158 144V145H157ZM166 144V145H165ZM185 145L184 147H181V146H183V145ZM197 144V145H196ZM199 144V145H198ZM235 144L237 145L238 143H234L233 142V147H236V149H237V146H235ZM90 145V146H89ZM94 145H95V148H93L94 147ZM109 145H111L110 147H113L114 149H112V148H110L109 147ZM152 145H154V147H152ZM167 145H170V148H171V146H172V148H171V150H170V148H169V146H167ZM28 146V147H27ZM49 146H50V148H52V149H49ZM64 146V147H63ZM97 146V147H96ZM122 146V147H121ZM126 146H131L130 148L129 147H126ZM143 146H145V147H143ZM148 146V147H147ZM150 146V147H149ZM176 146V147H175ZM178 146H180V148H182V150H183V148H184V151L183 152H180V151H182V150H180L179 149V153L178 154H180V155H178L177 154V152H178ZM194 146H196V147H194ZM198 146V147H197ZM199 146H200V148H199ZM33 147H34V150H33ZM79 147V146H78ZM100 149H99V148ZM108 147L110 148L109 150H108ZM124 147H125V149H124ZM138 147V148H137ZM155 147H158V148H155ZM160 147V148H159ZM188 147H189V149H188ZM191 147H194V150H193V148H191ZM259 147V148H258ZM257 147V149H256V151L258 150V152H259V149H260V152H261V155H260V153H258V152H256L255 151V154H257V155H255V156H257V158L259 157V155L261 156V157H259L260 158V164H258V166H255V167H251V169H255V173H254V170H248V168H245L244 169V172H245V174L243 173V175L245 176H243V175H241L242 174V172H243V170H239V171H241V173H240V175L238 176L237 175V173L235 174V172H237L236 171V169L232 172L233 174V177H231L232 178V180H234V181H239V179H240V181L242 180V182L241 183H239V185H234V189L232 190H230V192L231 193H233L234 191H235V193H233L232 195H231V193H229L228 192V197H227V193H226V196H224V198L222 199L223 201L222 202H225V203H228V202H230L229 201V199L232 197V200H233V203L232 204H235V202H239L238 204H235V205H237V206H232L231 208L233 209V212H231V208L228 210V211H226L227 213L228 212H231V214H229L228 216H227V218H225V222H227V221H229V220H232V223L233 222H236L241 216H243V214H246V211L248 212V210H250L251 208H252V206H253V204H254V202L253 201H255L254 199L255 198H258V196L260 197V195H259V192L260 191H257L256 189L257 188H259V187H261V188H264V181H263V178H264V170H262V168L264 169V166H261V165H264V161L262 162V160H264L263 158H264V155H263V157H262V153L264 154V145L262 146V147H260V146H258ZM36 148V149H35ZM44 148V149H43ZM63 148V149H62ZM65 148H66V150H65ZM97 148V149H96ZM135 148H137V150L135 149ZM146 148H147V151L148 152H145V150H146ZM151 148V149H150ZM155 148V149H157V150H155L156 151V154L158 155V156H156V155H152L151 154V152H155L153 149ZM177 148V149H176ZM191 148V149H190ZM198 148H199V150H198ZM262 148V149H261ZM30 149H32V151H29ZM39 149H41L40 151H38ZM96 150V151H92V150ZM104 149H107L106 151H104ZM118 149V150H117ZM125 151H124V150ZM128 149H130L131 150V152H134V155H133V153H130V151L128 150ZM150 149V150H149ZM159 149L161 150L160 152H159ZM175 149L177 150V151H175ZM186 149V150H185ZM43 150V152L41 153V151ZM97 150H99V152L101 153V152H103V153H105L106 155L104 156V154H102L101 156H98V155H100V153L97 151ZM103 150V151H102ZM115 151V154H114V152L113 151ZM121 150L123 151V152H121ZM128 150V151H127ZM134 150H136V151H134ZM144 150V151H143ZM152 150V151H151ZM188 150H192L193 151V154L195 153L196 155H195V157H194V155L192 154V151H191V153H188V152H190V151H188ZM198 150V152L199 151H201L200 153H196V151ZM47 151V152H46ZM110 151H111V155H110ZM118 151H120L119 153V155H118ZM157 151L159 152V153H157ZM169 151H171L170 153H169ZM174 151V153H172ZM186 151V152H185ZM188 151V152H187ZM30 152V153H29ZM56 152V153H57ZM83 153V156H84V158H82L83 156H82V153ZM92 152V153H91ZM109 152V153H108ZM130 153V154H128V153ZM136 152V153H135ZM185 152V154H181V153H184ZM27 153H28V155H27ZM43 156H41L40 154ZM48 153V154H47ZM62 153H63V155H62ZM85 153L87 154V155H85ZM94 153V154H93ZM97 154V156L99 157V159H98V157L96 156V154ZM117 153V154H116ZM123 153V154H122ZM127 153V154H126ZM137 153H138V155H137ZM142 153H145V154H142ZM148 154V156H147V154ZM150 153V154H149ZM163 153V154H162ZM167 153H169V157L167 156ZM34 154H37L36 156H35V158L34 159H32L33 158V155ZM44 154H46V156L44 155ZM90 154V155H89ZM113 154L117 157V155H118V159L115 157V156H113ZM124 154H126V155H124ZM132 154V155H131ZM164 154H166V155H164ZM189 154V155H188ZM190 154H191V156H190ZM202 154V155H201ZM29 155H31V156H29ZM48 155V156H47ZM51 155H53V156H51ZM80 155L82 156L81 158H80ZM93 156V159H92V156ZM96 156V158H95V156ZM131 156V158L129 159V161H132V163L130 162V164H128V162L129 161H127L126 162V157L127 156ZM137 155V156H136ZM141 155V156H140ZM149 155H151V156H149ZM184 155H185V157H184ZM188 157H187V156ZM25 156H26V158H25ZM41 156V157H40ZM45 156V157H44ZM49 156H51L52 158L50 159V157ZM79 156V157H78ZM110 156V158H112V157H114V159L112 158V160H113V162L112 163H114V160H115V158L117 159L116 161H115V164H116V162H118V160H119V162L116 164V165H112V163H110L112 160L109 158V159H107L108 157ZM125 156V157H124ZM135 158H134V157ZM138 156L140 157V158H138ZM145 156H147V157H149V158H151L152 156L153 157H155L156 158V160L155 159H153V158H151V160L149 161V158H147V157H145ZM178 156V157H177ZM190 156V157H189ZM193 156V157H192ZM202 156V157H203ZM31 157V159H29ZM100 157H102V158H100ZM105 157V158H104ZM138 159H137V158ZM164 157H165V159H164ZM179 157H184L185 158V160H184V158H179ZM238 157H239V155H237V154H235V155H233V157L231 156V158L229 157L227 160H229L228 161V165H230V162H231V164H233V166L236 164L235 163V159H238ZM28 158V159H27ZM37 158V159H36ZM39 158H42V159H39ZM43 158L45 159V161H44V163H43V161L41 162V160H43ZM54 158H56V160L54 159ZM86 158V159H85ZM89 158H90V160H89ZM95 158V159H94ZM120 158V159H119ZM124 158V159H123ZM143 160H142V159ZM144 158H146V159H144ZM163 158V160H165L164 162L165 163H163V161H162V163H161V161H160V159H162ZM177 158V159H176ZM234 158V159H233ZM36 159V160H35ZM47 159V160H46ZM50 161H49V160ZM83 161H82V160ZM102 161H101V160ZM103 159H104V163H103V166H101L102 165V163L101 162H103ZM108 161H107V160ZM133 159H135V160H137V164H135L136 162H135V160H133ZM148 159V160H147ZM172 161H171V160ZM174 159H176V161L174 160ZM184 162H182L181 160ZM196 159V160H195ZM26 160V161H25ZM30 160V161H29ZM33 160V161H32ZM38 160H40V162L38 163V162H36V161H38ZM51 160H53V161H51ZM93 160H98L99 162H97L96 161V163L93 161ZM111 160V161H110ZM141 160V161H140ZM147 160V161H146ZM153 160H155V162L153 161ZM178 160H180V161H178ZM226 160V161H227ZM35 161V162H34ZM55 161V163H53ZM86 161H89V163H90V166H89V163L87 164L86 163ZM93 161V162H92ZM124 161V162H123ZM143 161V162H142ZM146 161V162H145ZM157 161V162H156ZM158 161H160V162H158ZM233 161V162H232ZM237 161H239V160H236V162ZM244 161V160H243ZM32 162V163H31ZM34 162V163H33ZM46 162H47V164H48V162H50V163H52V164H54L53 166H50V165H52V164H48L47 166H46ZM81 162H83V163H81ZM85 162V163H84ZM107 162H108V164H107ZM123 162V163H122ZM125 162H126V164L127 165H125ZM135 162V163H134ZM141 162V163H140ZM148 162V163H147ZM151 162V163H150ZM167 162V163H166ZM175 162V163H174ZM177 162V163H176ZM0 163V164H1ZM40 163H42V164H40ZM60 163V164H59ZM93 163V164H92ZM94 163L96 164V167H95V165H94ZM100 165H99V164ZM110 163V164H109ZM143 163H144V165H145V163H147L148 164V166H147V164L144 166V167H142L143 166ZM157 163H158V165H160L161 164V166L162 167H160L159 166V169H158V165H157ZM160 163V164H159ZM174 163V164H173ZM179 163V164H178ZM235 163V164H234ZM262 163V164H261ZM25 164H27V165H25ZM32 164V165H31ZM37 166H36V165ZM56 164H58V165H56ZM124 164V165H123ZM149 164H151L150 165V167H149ZM177 164V165H176ZM181 164V165H180ZM226 164H227V162H226ZM243 164H244V162H243ZM35 165V166H34ZM41 165L43 166V168H44V166L46 167V168H44V169H48V168H52V170L54 171V172H52V170H51V172L49 173V170H47V171H45L44 169H43V171H44V175H42L41 173L43 172L42 171V169H40V168H42L41 167ZM57 166V168H56V166ZM83 165H85V166H83ZM87 165V166H86ZM110 166V168H109V166ZM130 165H131V168H130ZM132 165H134V166H132ZM136 165H140V166H136ZM156 165V166H155ZM169 165V166H168ZM172 165H176L175 167H173ZM40 168H39V167ZM76 166V167H75ZM79 166H81V167H79ZM89 166V167H88ZM93 166V167H92ZM102 167V172H101V170H99V168L100 167ZM108 166V167H107ZM115 166V167H114ZM119 166V167H118ZM123 166H124V171L122 170V168H123ZM129 169V171H131V173L127 170V168ZM146 166L147 167H149V169L148 168H146ZM155 168V169H153V167ZM168 166V167H167ZM180 166V167H179ZM182 166V167H181ZM36 167V168H35ZM48 167V168H47ZM55 167V168H54ZM87 167V170L85 169ZM91 167V168H90ZM97 167H98V169H97ZM107 167V168H106ZM111 167H113V168H111ZM118 167V170L119 171H117V169H116V171H115V168H117ZM132 167H133V169H132ZM140 167V168H139ZM166 167V168H165ZM179 169H178V168ZM261 168V169H259V168ZM22 168V169H21ZM63 168V167H62ZM75 168H77L76 170H75ZM80 168V169H79ZM83 168H84V170H83ZM88 168L91 170H89L88 171ZM92 168H93V170H92ZM108 168L109 169H111V172H110V170H108ZM120 168V169H119ZM134 168L136 169H138V171L137 170H134ZM151 168V169H150ZM161 168H163V169H161ZM176 168H177V170H179V171H175V172H177V176H176V173L174 172V170H176ZM180 168H182V169H180ZM185 168V169H184ZM37 169V170H36ZM99 171V173L98 172H96L97 170ZM101 169V168H100ZM114 169V170H113ZM125 169L127 170V171H125ZM153 169V170H152ZM157 169V170H156ZM161 169V170H160ZM256 169H259V170H261V171H259V170H256ZM3 170V171H2ZM19 170H20V175H21V173L23 174V172H24V176L25 177H23V175H21V176H19ZM62 171L63 172V176L61 175L62 173L61 172H59V171ZM75 170V171H74ZM79 170V171H78ZM108 170V171H107ZM132 170L135 172V171H137V174H136V172L134 173V172H132ZM140 170H142L143 172L141 173V172H139ZM152 170V171H151ZM156 172H155V171ZM158 170H160V171H158ZM182 170V171H181ZM199 170V171H198ZM250 172V171H252L253 173H249L248 171ZM22 171V172H21ZM81 171V173H76V172H80ZM86 171H88V172H86ZM113 171H115V172H119L120 173V175H119V173L117 174V173H115V175L117 174L119 177L122 175V172H124V174L127 176V177H125L126 178V180H125V178L124 177H122V176H125V175H122L120 178H118V177H116L115 175H114V173H112ZM151 171V172H150ZM157 171H158V173H157ZM180 171L182 172V173H180ZM238 171V172H239ZM85 172V173H84ZM90 172V173H89ZM102 173V175H99V174H101ZM105 172H107L106 174L107 175H105ZM110 172V175L108 174ZM145 172V173H144ZM153 172H155V176H153V175H151V173H153ZM258 172V173H257ZM30 173H33L32 175L30 174ZM49 174V176H48V174ZM52 173H54V174H52ZM58 173H60L58 176H57V174ZM70 173V174H69ZM74 173H76V174H74ZM87 175V173H88V175L86 176V177H84V175ZM104 173V174H103ZM126 173H128V174H126ZM134 173V174H133ZM140 175H142V174H144V176L145 177H143V175L142 176H140ZM147 173V174H146ZM197 173V174H196ZM30 174V175H29ZM35 174H37V176L38 175H42V177L40 178V181H42V179H43V177L44 176H46V177H44V179H43V181H42V183L40 182V181H38L39 180V178L37 177V176H35ZM51 174H52V176H51ZM66 174H67V176H66ZM79 174H82L83 176H81V175H79ZM89 174H90V176H89ZM93 174V175H92ZM96 174H98L97 176H95ZM148 174L150 175V176H148ZM156 174H158V175H156ZM173 174H175V176L173 175ZM202 174V175H201ZM239 174V173H238ZM247 174V175H246ZM248 174H249V177H248ZM251 174V175H250ZM252 174H254L255 175V177H254V175H252ZM261 174V175H260ZM14 175H16V176H14ZM34 175V176H33ZM70 175L72 176V175H76V176H72V177H70ZM92 175V176H91ZM105 175V176H104ZM108 175L111 177V179H112V176L113 177H116V178H113V180H110L109 178L110 177H108ZM129 175V176H128ZM134 175V176H133ZM135 175H139V176H137V178H136V176ZM147 175V176H146ZM179 175H181V178L180 177H178ZM204 175V172H203V170L201 169V171H200V168H198V169H196V172H195V175H194V179H195V181L196 182H198V181H201V179H202V176ZM32 176L34 177V178H32ZM50 176L52 177L51 179H50ZM57 176V178L59 179V186H58V182H56L57 180H55L56 177ZM59 176H60V178H62L63 179V181H61L62 183H60V178H59ZM62 176V177H61ZM69 176V178H68V180H66L65 181V177H68ZM101 176V178L102 179H100V178H98V177H100ZM107 176V177H106ZM131 176H133V178L135 177V179H129V178H131ZM153 176V181H152V179H151V177ZM164 176H165V180L163 181V179H164ZM234 176H238V177H234ZM251 176V177H250ZM29 177H31L30 179H32V180H30L29 179ZM54 177V178H53ZM82 177H84V179H82L85 183H87V187H86V184L82 181V180H79V179H81ZM98 178V181H96L97 179H95L94 180V178ZM139 177V178H138ZM158 177V178H157ZM162 178L163 177V179H161V180H159L160 178ZM169 177H171V178H169ZM173 177V178H172ZM175 177V178H174ZM246 178V179H244V178ZM248 177V178H247ZM259 177V178H258ZM24 178V179H23ZM47 178V179H46ZM72 178H73V180H72ZM124 178V179H123ZM151 179V184H149V185H147L148 184V182L150 183V181H149V179ZM156 178V179H155ZM178 178V179H177ZM185 178V179H184ZM250 178L252 179V181L250 180ZM258 178V179H257ZM70 179V180H69ZM76 179V180H75ZM92 179H93V181H92ZM104 179H106V180H104ZM119 180V181H117L118 183L120 182V181H122V179L124 180V183H123V181L121 182V183H113V182H115V180ZM148 179V180H147ZM158 179V180H157ZM177 179V181H175ZM180 179V180H179ZM248 179V180H247ZM260 179V180H259ZM33 180H34V182H33ZM37 180V181H36ZM55 180V181H54ZM87 180V181H86ZM108 180V181H107ZM130 180V181H129ZM137 180H139L140 181V183H142V185H143V182L146 184H144L143 186L140 184V183H138V182H136ZM145 180H147V182L145 181ZM156 180V181H155ZM167 180V181H166ZM169 180V181H168ZM178 180H179V182H178ZM226 180H228V179H226ZM245 180V181H244ZM247 180V181H246ZM254 180V181H253ZM259 180V181H258ZM261 180H262V182H261ZM28 181H29V183H28ZM46 183H45V182ZM51 181V183H49ZM54 181V182H53ZM70 181H72V182H76L75 184L73 183V186H71L72 185V182H70ZM78 181H80L79 183H81V184H78L77 182ZM82 181V182H81ZM93 183H95V185H98L99 183H102L101 185L99 184L98 185V187L99 186H101L103 189L104 188H106V189H104L105 191H103L102 190V188L100 187V189H98L97 187V189L98 190H100L101 192L99 193L97 190H94V188H95V185L93 184V186L91 185L92 184V182ZM101 181V182H100ZM103 181V182H102ZM111 181V182H110ZM126 181H128L129 182V184L131 183V185H132V183H133V185L135 184L134 182H136V184H139L140 186H136V184H135V186L137 187L136 189L134 188L135 186H133L132 185V187H131V185H130V187H129V190L131 191H133L134 192V194L137 196L136 198L139 200V197L140 196H142L141 198H142V201H138L134 196V194H133V192L131 191H129L128 189H127V191H125L126 193H123V192H121V191H124L125 189V186H127L128 187V182H126ZM163 182V184L161 185L160 183H158V182ZM174 181V182H173ZM180 181H181V183H180ZM31 182H33L32 183V185H30L31 184ZM49 183V185L51 186H48V183ZM56 182V183H55ZM64 182V183H63ZM70 184H68V183ZM98 184H97V183ZM106 182H107V184H106ZM110 182V183H109ZM165 182V183H164ZM169 182V183H168ZM176 183V182H178V184H176L177 186H175V184H173V183ZM260 184V186H258L259 184ZM35 183V185L33 186V184ZM40 185H39V184ZM54 183L55 184H57L56 186L54 185ZM84 183V185H82ZM111 185H109V184ZM127 183V184H126ZM156 183V186L154 185ZM171 183H172V186H171ZM211 182H209L208 183V187H210L209 189H211V186L213 187H215L216 188V185H213V183H212V185L210 184ZM244 183V184H243ZM246 183V184H245ZM248 183V184H247ZM252 183H256L255 185L254 184H252ZM263 183V184H262ZM25 185L24 186V188L26 187V188H28L29 189V186H30V189L29 190H26V188L24 189L23 188V185ZM37 184V185H36ZM45 184H46V186H45ZM63 184H64V186H66V188H64V186H63ZM66 184V185H65ZM69 186H68V185ZM78 185V188L80 187V185H82L80 188L82 189L81 191H78V190H80V188L79 189H77V190H75L74 192H76V193H74V192H71L70 193V191H71V189H75V188H77V185ZM115 186V188L116 189H118L119 188V186L118 185H125L124 187L123 186H121L120 188H119V190H118V192L116 193L115 192V188H113L114 186ZM157 184H159V185H157ZM197 184H199V183H197ZM251 184V185H250ZM60 185H62V186H60ZM76 185V187L74 188V186ZM174 185V186H173ZM246 185V186H245ZM254 185V186H253ZM36 186V193H35V188L33 189V187H35ZM41 186V187H40ZM54 186V187H53ZM58 186V187H57ZM83 186H84V188H83ZM113 186V187H112ZM118 186V187H117ZM148 186H149V188H148ZM151 186H154V187H152L151 188ZM158 186V187H157ZM171 186V187H170ZM239 186V187H238ZM249 186H251V187H249ZM255 186L257 187V188H255ZM39 187V188H38ZM43 187L45 188V187H47V188H45V190L43 189ZM50 187V188H49ZM57 187V188H56ZM62 187V188H61ZM67 187H68V190H66L67 189ZM73 187V188H72ZM90 187L91 188H93V190L92 189H90ZM110 187V188H109ZM126 187V188H127ZM140 187L141 188H143V187H147L146 189H140ZM157 187V188H156ZM160 187V188H159ZM175 187V188H174ZM180 187V188H179ZM236 187H237V190H235L236 189ZM244 187V188H243ZM248 187L250 188V189H248ZM2 188V189H1ZM13 188V189H12ZM18 188V189H17ZM41 188V189H40ZM52 188L53 189H56V190H59V192L60 193H58V195H56L55 193L57 192L56 190H54V192L52 193ZM60 188V189H59ZM64 188V192H61V191H63L62 189ZM95 188V189H96ZM113 188V189H112ZM130 188H133V189H130ZM175 190V191H177V188H178V191L177 192H175V193H173L174 191L172 190ZM196 188H197V186H196ZM195 187L192 189V195L191 196H193L194 195V193L195 194H197V192H198V188L196 189ZM214 188V189H215ZM233 188V187H232ZM240 188H243V189H241V190H239ZM247 188V189H246ZM255 188V189H254ZM5 189H6V191L7 192H4L5 191ZM8 189H10V191L8 190ZM25 190V191H21V190ZM43 189V190H42ZM47 189V190H46ZM111 189V190H110ZM140 189V190H139ZM151 189V190H150ZM213 189V188H212ZM254 189V190H253ZM16 190V191H15ZM30 190L32 191L31 193H29L30 192ZM66 190V191H65ZM109 190H110V192L113 190V192L112 193H110V194H108L109 193ZM136 190H138V193L137 192H135ZM143 190V191H142ZM151 191V193L150 194H145L146 195V197H145V195L143 194V193H146L147 191L148 192H150ZM153 190V191H152ZM167 190V192H165ZM12 191V192H11ZM19 191V193H20V195H18V194H16L17 192ZM28 191V192H27ZM41 191H46L45 193L44 192H41ZM69 191V192H68ZM92 192V194H90L91 192ZM93 191H97L98 192V195H97V192H95V194L93 193ZM117 191V190H116ZM141 191V192H140ZM173 191V192H172ZM204 191V190H203ZM243 191H246V192H249V194H247L246 192L244 193ZM250 191H251V193H250ZM253 191V192H252ZM257 191V193H255ZM11 192V193H10ZM14 192V193H13ZM16 192V193H15ZM21 192H22V194H23V196H22V194H21ZM27 192V193H26ZM39 192H41V193H39ZM68 192V193H67ZM81 192V194L79 195V193ZM107 192V193H106ZM128 192L130 193V195H128ZM163 192V193H162ZM169 192H172V193H169ZM5 193V194H4ZM8 193V194H7ZM33 193L35 194L34 196H39V200L37 199V200H35L36 201V203H38V201H39V205H38V207H39V210H38V207L37 206H35V208H32V207H34L33 205H35L34 203H33V200L36 198V197H34L33 196ZM49 193H51V194H55V196H51V194L49 195ZM74 193V194H73ZM92 196V195H94V196H92V198L90 199L89 197H90V195ZM105 193V194H104ZM113 193H115L116 195L118 194V197H119V200H117L118 199V197L116 196V195H114ZM124 194V195H122V194ZM140 193V194H139ZM143 195H142V194ZM164 193H165V195H164ZM169 193V194H168ZM178 193V194H177ZM11 194V196L13 195V194H15V195H13L14 196V198H13V196L12 197H9V195ZM29 194V195H28ZM31 194H32V196L34 197H31ZM39 194V195H38ZM67 194H72L73 195V197H72V195H71V198H70V195L68 196ZM77 194L79 195V197L77 196ZM87 194L89 195V197L87 196ZM107 194V195H106ZM112 194V195H111ZM126 194V195H125ZM134 195V196H132V195ZM157 194V195H156ZM163 194V195H162ZM175 195V198H176V200L178 201H174V195ZM229 194L231 195V197H229ZM241 194V195H240ZM243 194H244V196H245V198H247V196L248 195H250V196H248V198L247 199H245L244 197H243ZM261 194V193H260ZM25 195H27V196H29L30 197V199H29V197L28 198H26L27 196H25ZM49 195V196H48ZM108 195H111L110 197L108 196ZM114 195V197H117L116 199H114V197H112ZM140 195V196H139ZM153 195H154V197H153ZM168 195L170 196L168 199H167V197H168ZM225 195V194H224ZM255 195H257V196H255ZM4 196L6 197V198H4ZM8 196V197H7ZM15 196H17V197H15ZM42 196V197H41ZM43 196H45V197H43ZM52 198H51V197ZM57 196H58V198H57ZM66 196H67V198H68V200H66ZM74 196H76V197H78V198H76V197H74ZM121 196L123 197V196H125L124 198H126L127 200H128V197H129V201H131V198L132 197H134V198H132V201L131 202H129V203H131V204H129V203H127L128 201H126L125 200V202L127 203H125L124 202V200L122 201V199H121ZM132 196V197H131ZM144 196V197H143ZM156 196V197H155ZM167 196V197H166ZM179 196V197H178ZM238 196H240V198L238 197ZM241 196H242V198H241ZM22 197H23V199H26L27 201H29V202H31V206L26 202V200H23L22 199ZM25 197V198H24ZM41 197V198H40ZM93 197H96V198H93ZM131 197V198H130ZM148 197V198H147ZM150 197H152V198H150ZM173 197V198H172ZM225 197H227V198H225ZM238 197V198H237ZM10 198V200H8V199ZM17 198H18V200L20 201V203H19V201H17ZM20 198V199H19ZM38 198V197H37ZM48 198L50 199V200H48ZM55 199L54 200V202H52L51 200L52 199ZM73 198V199H72ZM74 198H75V201H74ZM112 198L114 199V200H116V201H114V200H112ZM123 198V199H124ZM140 198V199H141ZM148 199V200H146V199ZM155 198V199H154ZM171 198V199H170ZM180 198V199H179ZM237 198V200L235 201V199ZM252 198V199H251ZM15 199V201H13ZM31 199H32V201H31ZM40 199L42 200V201H40ZM56 199H58V200H56ZM79 199V200H78ZM85 199H89V201H90V203H88V202H85ZM94 199V200H93ZM109 199H111V200H109ZM121 199V200H120ZM243 199V200H242ZM245 199V200H244ZM9 202H8V201ZM23 200V201H22ZM62 200V202H60ZM92 200V201H91ZM136 200V201H135ZM169 200H170V202H171V204H176V205H172V206H170L171 204H170V202H169ZM171 200H173V202L171 201ZM252 200V203L250 202ZM6 201H7V203L9 204L10 203V201H11V204H9V205H7V203H6ZM25 201V202H24ZM57 201H59V202H57ZM67 201V202H66ZM77 201V202H76ZM80 201V202H79ZM82 201V202H81ZM86 201H88V200H86ZM117 201L118 202H121L120 204L119 203H117ZM150 201H151V203H150ZM157 202H159V203H157V206L155 205ZM162 201V202H161ZM165 201H166V203H168V204H165L164 205V203H165ZM228 201V202H227ZM235 201V202H234ZM13 202V203H12ZM15 202V203H14ZM21 202H22V204H21ZM24 202V203H23ZM42 202V203H41ZM46 202L48 203L47 205H49V206H47L46 205ZM52 202V203H51ZM65 202L66 203H68V204H65ZM91 202H92V204L93 205H91ZM135 202V203H134ZM139 202H141L140 204H139ZM181 202V203H180ZM194 202H196V203H194ZM246 202H247V204H246ZM17 203H18V206H16L17 205ZM26 203V204H25ZM33 203V204H32ZM43 203L45 204L44 206H43ZM54 203V204H53ZM58 205H57V204ZM87 205H86V204ZM106 203H109V204H106ZM125 203V204H124ZM141 206V207H139V205ZM242 203V204H241ZM249 203V204H248ZM15 205V207H14V205ZM20 204V205H19ZM27 204L29 205V206H27ZM50 204H52V205H50ZM60 204L61 205H63V204H65V205H67L66 207H65V205L64 206H60ZM85 204V205H84ZM90 204V205H89ZM105 204L107 205L106 207H105ZM118 204V205H117ZM121 204H124V205H126V206H124V205H121ZM152 204H153V206H152ZM161 204H163V205H161ZM178 204V205H177ZM240 204V205H239ZM24 205V206H23ZM53 205L56 207V209L54 208H52L53 207ZM109 205H111L113 208H111V206H109ZM113 205H115V207L113 206ZM135 207H139V209H138V207L137 208H135ZM137 205V206H136ZM159 205H161V207H163L162 209H161V207L159 206ZM251 205V206H250ZM10 206H13V207H10ZM21 206H23V207H21ZM26 206V207H25ZM47 207L46 209L47 210H45V208L44 207ZM50 206H52V207H50ZM58 206V207H57ZM86 206V207H85ZM89 206H92V208H88V210H87V207H89ZM109 206V207H108ZM119 206V207H118ZM120 206H122V207H120ZM132 207L133 206V209H131V210H129V207ZM157 207V208H154V207ZM165 206V207H164ZM177 208H175V207ZM29 209H28V208ZM36 207H37V210H36ZM43 207V208H42ZM108 207V208H107ZM117 207V211L115 210V208ZM124 207V208H123ZM130 207V208H131ZM152 207H153V209H155V210H153V211H155V212H153L152 211ZM170 207V208H169ZM171 207H173L172 208V212L170 211L171 210ZM236 207V208H235ZM247 207V208H246ZM11 208V209H10ZM22 208H24V209H22ZM30 208H32V209H30ZM51 209V211H50V209ZM62 208V209H61ZM110 208V209H109ZM119 208H121V209H119ZM126 208V209H125ZM128 208V209H127ZM149 208V209H148ZM25 209H28L27 211L25 210ZM34 209H35V211L37 212V211H39V212H37L38 214H34L33 212H35L34 211ZM46 211V213L48 212V210H49V212L48 213H50V214H47V215H44L45 213H42V212H44V210ZM54 211H53V210ZM95 211V212H93V210ZM105 209H107L106 211V214H108V215H104V213H103V211H105ZM112 209H114L113 211H115V212H122V214L121 213H116V216H115V212H113L112 213ZM119 209V210H118ZM167 209H169L168 211H170V212H168L167 211ZM174 209H175V211H176V214H175V211H174ZM191 209V210H190ZM194 209V210H193ZM12 210V211H11ZM22 212H21V211ZM32 210V212H30ZM59 210V211H58ZM88 211V212H86V211ZM89 210H92V211H89ZM109 210H111V212L109 211ZM124 210V211H123ZM126 210V211H125ZM127 210L129 211V212H127ZM160 210V211H159ZM163 211V213H162V211ZM165 210V211H164ZM193 210V211H192ZM234 210H235V212H236V210L239 212H234ZM30 212V215H29V213L28 214H25V213H27V212ZM42 211V212H41ZM56 211V212H55ZM58 211V212H57ZM62 211H64V212H62ZM149 211V212H148ZM158 213H157V212ZM166 211H167V213H169V214H167L166 213ZM188 211V212H187ZM190 211V212H189ZM258 211H260L261 212V209H259V210H257V211H255V213H254V215H257V212ZM20 212V213H19ZM53 212V213H52ZM101 212L103 213V214H101ZM125 212V213H124ZM151 212H153L152 213V215H151ZM160 212H161V215H158V214H160ZM178 212V213H177ZM185 212H187V213H185ZM260 212H258V214L260 213ZM62 213V214H61ZM88 215L87 217H85L86 216V214ZM92 213H94L93 215L90 214ZM150 214V215H148L150 218H152V219H150L149 217H148V220L146 219L147 218V216H146V214ZM155 213V214H154ZM165 213H166V215H171V216H174L173 218L170 216L169 217V220H168V216H166L165 215ZM171 213V214H170ZM233 213H235L234 215V217H232L233 216ZM241 213V214H240ZM17 214V215H16ZM21 214V215H20ZM23 214H25V215H23ZM33 214H34V216L36 217V215L39 217V216H41V217H37L36 219H34V221H32V219L34 218V217H31V216H33ZM54 214V215H53ZM61 215V218H60V215ZM63 214H67V217H66V219L64 218V219H62V217H65L66 215H63ZM109 214H111V216H113L112 217V219H111V216L109 215ZM121 214V215H120ZM153 214H154V216H153ZM173 214V215H172ZM175 214V215H174ZM178 214V215H177ZM224 214V213H223ZM16 215V218H18V219H16L14 216ZM19 215V216H18ZM90 215V216H89ZM146 217H145V216ZM225 215V214H224ZM223 215V216H224ZM18 216V217H17ZM23 216H25V217H23ZM30 218H32V219H30ZM47 216H49V217H47ZM51 216V217H50ZM157 217V219H156V217ZM158 216H160V217H158ZM162 216V217H161ZM166 216V217H165ZM178 216V217H177ZM180 216V217H179ZM16 219V221H14V219ZM85 217V218H84ZM91 217V218H90ZM102 217L104 218V219H102ZM143 217L145 218V219H143ZM164 217V218H163ZM175 217H177L176 218V222H175ZM27 220H26V219ZM43 220V221H41V219ZM46 218H48V220L46 219ZM52 218V219H51ZM110 218V219H109ZM153 218H155V219H153ZM170 218H172V219H170ZM230 218V219H229ZM19 219H21V220H19ZM22 219H23V221H22ZM46 219V220H45ZM88 219V220H87ZM106 219V220H105ZM159 219H161V220H159ZM180 219H182V220H184L183 222H181L182 220H180ZM208 219V220H207ZM210 219V220H209ZM14 222H13V221ZM29 222V226L27 225V222ZM60 220V221H59ZM64 220V221H63ZM102 220H104V221H102ZM145 220H147V221H145ZM149 220H151L150 222L151 223H153L154 221H157L158 220V222H154L153 223V225L151 224V223H149L148 224V222H149ZM154 220V221H153ZM174 220V225H175V223L176 224H178L177 222L179 221V222H181L182 224V226L179 224L178 226H176L175 225V227H174V225H173V223H172V221ZM178 220V221H177ZM198 220H200V221H198ZM9 221V222H8ZM66 221H68L69 222V224H68V222H67V224H68V226H67V224L66 225H64V224H62L63 222L64 223H66ZM84 221V222H83ZM101 221L102 222H104V223H106V224H103V223H101ZM141 221V222H140ZM143 221H145V222H143ZM161 221V222H160ZM196 222V223H194L193 224V222ZM220 221H224V218H221V220ZM12 222V223H11ZM47 222V223H46ZM86 222V223H85ZM143 222V223H142ZM162 222H165V224L164 223H162ZM166 222H169V226L168 225H166ZM192 222V223H191ZM200 222V223H199ZM262 222V223H261ZM31 223V224H30ZM102 225H101V224ZM141 223V224H140ZM146 223V224H145ZM160 223V224H159ZM186 223V224H185ZM222 223V222H221ZM84 224H86V225H84ZM88 224V225H87ZM139 224L140 225H142L141 227L143 228H145V230H142V228L141 227H139ZM151 224V226L152 227H154L153 229H155V228H157V226H159L158 227V230L156 229V231L154 230V232H152V233H154L153 235H154V239H150V238H152V237H148L149 239H150V241H152V242H150L149 241V239L148 238H145V233H143V232H150V231H153L151 228L152 227H150V226H148V225H150ZM157 224V225H156ZM185 224V225H184ZM189 224H191V225H189ZM264 219H261V221H259V225H260V227H261V225H262V227H261V230H264ZM62 225H64V226H62ZM105 225H107V226H105ZM138 225V226H137ZM147 227V228H149V229H147L145 226ZM156 225V226H155ZM171 225H173L172 227H171ZM183 225H184V227H183ZM210 225V226H209ZM2 226V227H1ZM8 226V227H7ZM22 226H24L23 228H22ZM26 226H28L29 228H27ZM67 226V227H66ZM163 226H164V228L166 227V229H168V230H170L173 234H175L174 236L171 234V232L170 231H168V230H166V229H164L163 228ZM168 226V227H167ZM180 226H181V228H180ZM187 226H189V227H187ZM191 226V227H190ZM209 226V227H208ZM4 227V228H3ZM11 227V228H10ZM100 228V229H102L101 231H100V229H96V228ZM103 227H104V229H103ZM171 227V228H170ZM177 227V228H176ZM186 227V228H185ZM211 227V228H210ZM255 225L252 227H250V229H249V233H251L252 235H255L256 236V230H255ZM3 230H2V229ZM7 228V229H6ZM10 228V229H9ZM140 230H139V229ZM170 228V229H169ZM188 228V229H187ZM191 228V229H190ZM214 228V229H213ZM10 230V233L8 232L9 230ZM59 229V230H58ZM151 229V230H150ZM178 229V230H177ZM183 229H184V231H183ZM186 229H187V232H186ZM189 229H190V231H189ZM199 229H201L202 231H200ZM5 230H8L7 232L9 233V235H8V233L5 231ZM28 230V231H27ZM99 230V231H98ZM138 230V231H137ZM142 230V231H141ZM147 230V231H146ZM179 230H181L182 232H184V233H181V231H179ZM197 230V231H196ZM199 230V231H198ZM254 230H255V233H254ZM2 231V232H1ZM27 231V232H26ZM32 231H34V232H32ZM189 231V232H188ZM196 231L197 232V234H198V236H197V238H196V234H194V235H192V233H194V232ZM208 231V232H207ZM253 231V232H252ZM3 232H5V233H3ZM29 232V233H28ZM38 232H40V234L38 233ZM99 232H101V233H99ZM161 232H163V234L161 233ZM170 232V233H169ZM180 232V233H179ZM195 232V233H196ZM205 232H207V233H205ZM7 233V235H4V234H6ZM28 234V236H27V234ZM39 234V237H37L38 236V234ZM94 233H96V235H94ZM98 233H99V236L100 237H98ZM146 233V235L147 236H151V235H149V233L147 234ZM152 233H150V234H152ZM30 234V235H29ZM37 234V235H36ZM101 234V235H100ZM143 234V235H142ZM165 234H167L166 236H165ZM178 234H180V235H178ZM206 234V235H205ZM140 235H142L143 237H144V239H147V240H143L142 238V236L140 237ZM152 235V236H153ZM160 236V237H158L157 238V236ZM161 235H163L162 237H164V239L166 240H164L162 237H161ZM170 235H171V237H170ZM258 235L260 236V237H258V238H263L264 237V235H262V237H261V234L260 233H258ZM257 235V236H258ZM3 236H5V239H7V240H4V237ZM8 236V238H6ZM37 238H36V237ZM94 236H95V238H94ZM146 236V237H147ZM178 238H177V237ZM194 236H195V239H194ZM205 236V237H204ZM9 237H10V239H9ZM34 237V238H33ZM166 237V238H165ZM167 237H169V239L167 238ZM176 237V238H175ZM191 237V238H190ZM199 237V238H198ZM203 237V238H202ZM232 237H233V235H232ZM245 236H243V237H241V240L239 239L237 242H236V240H233L232 241V249L233 248H236V247H238L239 245H238V243H240V241L243 243V244H245V241L247 240V238L248 237H245ZM3 238V239H2ZM134 238V239H133ZM191 239V241H190V239ZM194 240H193V239ZM1 239H2V241H1ZM24 239H26V240H24ZM95 239H98V241H96ZM137 239V240H136ZM141 240V242H142V244L144 245H142L141 244V242L139 241V240ZM157 239V240H156ZM158 239H160L159 241H158ZM162 239H163V241H165V242H163L162 241ZM187 239H189V240H187ZM196 239H197V242H195L196 241ZM203 239V240H202ZM244 239H246L245 241H244ZM8 240L10 241V242H8ZM28 240V242H26ZM33 242H32V241ZM123 240H125L124 242H123ZM47 241V242H46ZM137 241H139L140 243H138ZM153 241H154V243H153ZM158 241V242H157ZM186 241V244L184 243ZM189 241V242H188ZM95 242H97V244L98 245H96L95 244ZM157 242V243H156ZM163 242V243H162ZM188 242V243H187ZM193 242H195V243H197L196 245H194L195 243H193ZM236 242V243H235ZM25 243H28V245L26 246V247H24L26 244ZM33 243V244H32ZM49 243V244H48ZM126 243V244H125ZM153 243V244H152ZM156 243V244H155ZM160 243V244H159ZM170 245H169V244ZM12 244V246H10ZM30 244H32V246H30ZM37 244V245H36ZM46 244H48V245H46ZM122 244L124 245H128L129 247H130V250L128 249L129 247L128 246H122ZM141 244V245H140ZM155 244V245H154ZM160 246H159V245ZM188 244H190V245H188ZM4 245V246H3ZM15 245V246H14ZM138 245H140V246H138ZM146 245H147V247H146ZM149 245H151L150 247H148ZM157 245L159 246L158 248H160L161 246V248H164L163 246H165V248L164 249H156V247H157ZM172 245V246H171ZM180 245H181V247H180ZM182 245H184L183 247H182ZM192 245V246H191ZM201 245V246H200ZM237 245V246H236ZM9 246H10V248L12 249V250H14V251H12V253H9V252H11V250L9 249H7V248H9ZM142 246H143V248H142ZM155 246V247H154ZM167 246H168V248H167ZM185 246H187L188 247V250L190 249V248H192L193 249V251L194 252H192V249H191V252H188V250H187V247H185ZM189 246H190V248H189ZM195 246V247H194ZM17 249H16V248ZM30 247V248H29ZM123 247H125V248H123ZM133 247V248H132ZM172 249V250H170V248ZM184 247L186 248V250H187V252H188V254L190 253V255L191 254H193V255H189L188 256V254L186 253V255L185 254H183V253H185V249H184ZM194 247V248H193ZM199 247H202V248H200V249H198ZM257 247H258V244L257 245H255L253 248H249V250H245L244 252H242V253H239V258L238 259H234V261H232V263H236V264H258L256 261H257V259H258V256H259V254H260V252H261V249L258 247V249H257ZM126 249V255L128 256V257H131L132 258V261H131V259L130 258H127V256L124 254V250L123 249ZM135 248V249H134ZM138 248H139V251H138ZM146 248H147V250H146ZM168 249V251H167V249ZM197 248V249H196ZM19 249V251H17V253L19 254H15L14 252H16V250H18ZM23 249H25V251L23 250ZM29 249H30V252H29ZM31 249H32V251H31ZM133 254H131V253H128L129 251ZM134 249V250H133ZM141 249V250H140ZM143 249H145L144 251H143ZM180 249V250H179ZM184 249V250H183ZM3 250V251H2ZM8 251V254H6L7 252H5V251ZM28 250V251H27ZM39 250V251H38ZM133 252H132V251ZM254 250V251H253ZM120 251H121V253H120ZM128 251V252H127ZM135 251H138L139 252V254H138V252H136L135 253V255L137 256V254H138V258H136L135 256H134V252ZM158 251V252H157ZM161 251V252H160ZM166 251H167V253H168V255H167V253H166ZM190 251V250H189ZM2 252H4V253H2ZM162 252H163V254H162ZM180 252H182V253H180ZM197 252H200V254L199 253H197ZM24 253V254H23ZM26 253V254H25ZM29 253V254H28ZM31 253V254H30ZM142 255H141V254ZM157 253V254H156ZM158 253H161V254H159L160 256L159 257H162V258H160V260H162V261H160V260H158L159 259V257H158ZM165 253V254H164ZM203 254V256H202V258H201V260H199V258L201 257V255ZM244 253H245V255H244ZM251 253V254H250ZM129 254H130V256H129ZM181 254V255H180ZM196 254V255H195ZM247 254V255H246ZM25 255V256H24ZM36 255L38 256V257H36ZM132 255V256H131ZM143 256V257H141V256ZM153 257H152V256ZM157 255V256H156ZM177 255H180L181 257H183V258H181L180 256H177ZM183 255V256H182ZM242 255V256H241ZM17 256V257H16ZM32 256V257H31ZM150 256V258H148ZM196 256V257H195ZM198 256H200L199 258H198ZM3 257L5 258V259H3ZM13 257V258H12ZM15 257H16V259H15ZM135 257V258H134ZM140 257V258H139ZM158 257V258H157ZM163 257H165V259H163ZM191 257H193L192 259L194 260V262H193V260L191 261ZM195 257V258H194ZM243 257H245V258H243ZM35 258V259H34ZM36 258H38V260L36 259ZM181 260V259H184L185 258V260L182 262V260H181V262H179L178 263V261H180L179 259ZM241 258V259H240ZM127 259H129L128 261H127ZM134 259H137V260H134ZM143 259V260H142ZM150 260L151 259V262L150 261H146V260ZM178 260V261H176V260ZM188 259V260H187ZM248 259V260H247ZM5 260V261H4ZM8 260V261H7ZM35 260V261H34ZM175 260V261H174ZM199 261V262H197V261ZM4 261V262H3ZM34 261V262H33ZM144 261H146V262H144ZM158 261V262H157ZM174 261V262H173ZM195 261H196V263H195ZM3 262V263H2ZM153 262V263H152ZM155 262H157V263H155ZM161 262V263H160ZM254 262V263H253ZM264 262V261H263ZM213 262H211L210 261V263L209 264H212ZM6 264V263H5ZM213 264H217V262H214ZM262 264V263H261ZM264 264V263H263Z\"/></svg>","mask_w":264,"mask_h":264},{"label":"bare ground","instance_id":"obj_2","mask_svg":"<svg viewBox=\"0 0 264 264\" xmlns=\"http://www.w3.org/2000/svg\"><path fill=\"white\" fill-rule=\"evenodd\" d=\"M240 1H243L244 3H247V2H249L250 0H240ZM80 16H81V15H80ZM83 16H84V15H83ZM83 16H82V17H83ZM87 16H88V15H87ZM90 16H91V15H90ZM76 17H77V16H76ZM76 17H74V19H75ZM96 17H98V16H96ZM94 18H95V15H94ZM66 19H67V18H66ZM72 19H73V17H72ZM72 19H71V20H72ZM64 20H65V19H64ZM77 20H78V18H77ZM77 20H74V21H76L77 23L80 22V20H79V21H77ZM31 21H32V20H31ZM33 21H34V20H33ZM65 21H67V20H65ZM82 21H83V20H81L80 23H82ZM85 21H86V20H85ZM85 21H84V22H85ZM27 22H29V21H27ZM45 22H47V21H45ZM48 22H49V21H48ZM30 23H31V22H30ZM33 23H34V22H33ZM50 23H52V22H49V25H50ZM53 23H54V22H53ZM71 23H74V22L70 21L69 24H71ZM77 23H75V25H76ZM13 24H14V23H13ZM44 24L46 25V23H44ZM65 24H66V23L64 22V25H65ZM78 24H79V23H78ZM24 25H25V24H24ZM28 25L30 26V28H29V27H26V29H27V28L31 29L32 24H31V25L28 24ZM33 25H34V24H33ZM41 25H42V24H41ZM52 25H54V24H52ZM72 25H74V24H72ZM80 25H81V24H79V26H80ZM8 26H9V25H7V27H8ZM20 26H21V25H20ZM22 26H23V25H22ZM26 26H27V25H26ZM68 26H69V25H68ZM23 27H24V26H23ZM23 27H22V30L25 29V28L23 29ZM32 27H34V26H32ZM69 27L72 28L71 25H70ZM75 27H76V26H74V28H75ZM3 28H4V26H3ZM3 28H1V29H3ZM11 28H12V27H11ZM52 28H53V26H49V29H50V30H52ZM58 28H59V27H57L56 29H58ZM62 28H63V27H62ZM65 28L67 29V27H64L63 29H65ZM71 28H69V29H71ZM80 28H81V27H80ZM80 28H79V29H80ZM6 29H7V28H6ZM6 29L4 28L5 31H6ZM47 29H48V28H47ZM69 29H67L68 32H69ZM75 29H76V28H75ZM81 29H82V28H81ZM12 30H14V29H12ZM32 30L34 31L33 28H32ZM43 30H44V29H43ZM45 30H46V29H45ZM45 30H44V31H45ZM53 30H54V29H53ZM53 30H52V31H53ZM10 31H11V30H10ZM25 31H27V30H25ZM25 31H24V33H27V32H28V31H27V32H25ZM29 31H30V30H29ZM47 31H49V30H47ZM54 31H55V30H54ZM54 31H53V32H54ZM58 31H60V30H58ZM70 31H71V35H72V29H71ZM74 31H75V30H74ZM82 31H83V30H82ZM85 31H86V30H85ZM106 31H107V30H106ZM50 32H51V31H50ZM53 32H52V33H53ZM62 32H63V31H62ZM64 32H65V30H64ZM64 32H63V33H64ZM68 32H67V33H68ZM77 32H78V31H77ZM86 32H87V31H86ZM89 32H90V31H89ZM8 33L10 34V32H8ZM11 33H12V31H11ZM16 33H17V32H16ZM29 33H30V32H28V34H29ZM47 33H48V32H47ZM52 33H51V34H52ZM63 33H62V34H63ZM13 34H15V33H13ZM21 34H22V36H24V35L26 36V34H23V32H22ZM32 34H33V33L31 32V35H32ZM48 34H49V33H48ZM64 34H65V33H64ZM69 34H70V32H69ZM74 34L76 35V32H75ZM74 34H73V35H74ZM79 34H80V33H79ZM89 34H90V33H89ZM89 34H88V36H87L86 34H83V32H82V33L80 34V35H81V37H80V41H81V38H82L83 41H85V42H89V39H90ZM110 34H111V33H110ZM15 35H16V34H15ZM29 35H30V34H29ZM43 35H44V34H43ZM77 35H78V33H77ZM77 35H76V36H77ZM90 35H92V33H91ZM93 35H94V34H93ZM128 35H129V34H128ZM5 36H6V35H5ZM5 36H4V37H5ZM11 36H14V35H10V37H11ZM25 36H24V37H25ZM45 36H46V34H45ZM47 36H48V35H47ZM64 36H65V35H64ZM64 36H62V38H63ZM125 36H126V35H125ZM7 37H9V36H6V38H7ZM10 37H9V39H10ZM15 37H16V36H15ZM15 37H14V38H15ZM29 37H30V36H29ZM69 37H70V39H71V36H69ZM72 37H75V36H72ZM118 37H119V36H118ZM118 37H117V40H118ZM11 38H13V37H11ZM14 38H13V40H14ZM27 38H28V37H27ZM27 38H26V39H27ZM31 38H32V37H31ZM62 38H61V40H62ZM66 38H68V35H67ZM75 38H76V37H75ZM75 38H74V39H75ZM91 38H92V37H91ZM120 38H121V37H120ZM125 38H127V37H125ZM128 38H129V37H128ZM19 39H20V38H19ZM23 39H24V38H23ZM23 39H22V40H23ZM29 39H30V38H28L27 40H29ZM76 39H77V38H76ZM76 39H75V41H78V40H76ZM106 39H107V38H106ZM112 39H113V38L111 37L110 40L112 41ZM115 39H116V37H115ZM122 39H124V37H122ZM1 40H3V39H1ZM71 40H72V39H71ZM103 40H104V39H103ZM107 40H108V39H107ZM126 40L130 41L131 38H130V40H129V39H126ZM132 40H133V39H132ZM132 40H131V43H132ZM7 41H8V39H7ZM9 41H10V40H9ZM17 41H18V40H17ZM19 41H20V40H19ZM19 41H18V42H19ZM29 41H30V40H29ZM68 41H69V40H68ZM80 41H79V45L82 44V46H83V43L80 44ZM90 41H91V40H90ZM104 41H105V40H104ZM111 41H110V42H111ZM115 41H116V40H115ZM128 41H127V42H128ZM4 42H6V41H4ZM10 42L12 43V41H10ZM10 42H8V44H9ZM14 42H15V41H14ZM21 42H22V41H21ZM23 42H24V41H23ZM23 42H22V43H23ZM27 42H28V41H27ZM31 42H32V41H31ZM58 42H60V41H58ZM73 42H74V41H73ZM105 42H106V41H105ZM119 42H120V41H119ZM124 42L127 43L126 41H124ZM124 42H123V43H124ZM135 42H137V41H135ZM0 43H1V42H0ZM6 43H7V42H6ZM6 43H1V44H4V45H5ZM24 43H26V41H25ZM28 43H29V42H28ZM28 43H27V44H28ZM61 43H62V42H61ZM74 43H75V42H74ZM77 43H78V42H77ZM131 43H130V44H131ZM8 44L6 45V47L8 46ZM12 44H13V43H12ZM27 44H26V46H27ZM30 44H31V43H30ZM58 44H59V43H58ZM58 44H56V45H58ZM62 44H63V43H62ZM99 44H100V43H99ZM118 44H119V43H118ZM127 44H128V43H127ZM4 45H3V46H4ZM18 45H19V44H18ZM18 45H17V46H18ZM23 45H24V44H23ZM68 45H69V44H68ZM71 45H72V44H71ZM71 45H70V46H71ZM73 45H74V44H73ZM79 45L77 44V46H79ZM103 45H104V44H103ZM103 45H101V48L103 47ZM114 45H115V44H114ZM114 45L111 46V47H110L109 45L106 46V47H105L106 52H105V53H101V54H102V60L104 61V63L108 62V59H111L110 57H112V59L114 58V59H118V60L127 59V58H128V59H133V56H132V55H130L129 57L124 56V55L122 54V52H121L122 49H119V48H118V45H115V46H114ZM121 45H123V44H121ZM133 45H134V43H133ZM3 46H1V47H3ZM20 46H21V44L18 46V48H19ZM24 46H25V45H24ZM26 46H25V47H26ZM65 46H66V45H65ZM74 46H75V45H74ZM134 46H135V45H134ZM134 46H133L132 48H134ZM4 47H5V46H4ZM9 47H10V44H9ZM11 47H13V46H11ZM29 47H30V46H29ZM60 47H62V45H61ZM60 47H59V48H60ZM86 47H88V46H86ZM89 47H90V46H89ZM91 47L93 48L94 46H91ZM120 47H121V46H120ZM123 47H124V46H123ZM13 48H14V47H13ZM13 48H12V49H13ZM20 48H21V47H20ZM82 48H83V47H81V48H79V49H81V50H85V49L87 50V49H88V48H84V49H82ZM94 48H95V47H94ZM5 49H6V48H5ZM5 49H4V48L0 49V50H3V51H0V52L3 53ZM22 49H24V48H22ZM28 49H29V48H28ZM28 49H27V50H28ZM71 49H73V48H71ZM103 49H104V48H103ZM127 49H130V47L127 48ZM127 49H126V51H127ZM134 49H135V48H134ZM136 49H137V48H136ZM136 49H135V50H136ZM6 50H7V49H6ZM6 50H5V51H6ZM13 50H14V49H13ZM61 50H62V49L60 48V49H59V52H60ZM81 50H80V51H81ZM88 50H90V49H88ZM105 50H104V51H105ZM135 50H133V51H135ZM141 50H142V49H141ZM14 51H15V50H14ZM21 51L23 52L24 50H21ZM63 51H64V50H63ZM91 51H92V50H91ZM91 51H89V52L91 53ZM122 51H123V50H122ZM133 51H132V49H131V52H133ZM84 52L87 54V51H83V52H81V53H84ZM93 52H94V51H92V54H93ZM97 52H98V51H97ZM1 53H0V54H1ZM4 53H6V55H7L8 52L6 51V52H4ZM4 53H3V54H4ZM23 53H24V52H23ZM23 53H22V54H23ZM39 53H40V52H39ZM56 53H57V50H56ZM56 53H54V54H56ZM62 53H64V52H62ZM99 53H100V52H99ZM99 53H98V56L100 57ZM124 53H125V52H124ZM129 53H130V50H129ZM14 54H15V53H14ZM19 54H20V52H19ZM36 54H37V53H36ZM66 54L68 55V53H66ZM66 54H65V55H66ZM86 54H85V55H86ZM92 54H91V55H92ZM125 54H126V53H125ZM135 54H136V53H135ZM138 54H139V53H138ZM138 54H137V55H138ZM141 54H142V53H141ZM1 55H2V54H1ZM15 55H16V54H15ZM41 55H42V54H41ZM56 55H59V54L57 53ZM85 55H84V56H85ZM95 55H96V53H95ZM2 56H4V55H2ZM36 56L38 57V55H36ZM63 56H64V55H63ZM86 56H87V55H86ZM89 56H90V55H89ZM89 56H88V57H89ZM98 56H95V57H98ZM138 56L141 57L140 54H139ZM0 57H1V56H0ZM55 57H56V56H54V57H52V58L49 57V58L52 59V60H54ZM59 57H60V56H59ZM67 57H69V56H67ZM74 57H75V56H74ZM92 57L94 58V56H92ZM92 57H91V58H92ZM17 58H18V57H17ZM39 58H40V55H39ZM41 58H42V57H41ZM53 58H54V59H53ZM85 58H87V57H85ZM91 58H90V59H91ZM3 59H5V57H4ZM22 59H24V57H23ZM25 59H26V58H25ZM28 59H30V58H27V61H28ZM32 59H33V58H32ZM36 59H37V58H36ZM57 59H58V57H57ZM61 59H62V56H61ZM64 59H65V58H64ZM64 59H63V60H64ZM87 59H88V58H87ZM100 59H101V58H100ZM1 60H2V57H1V59H0V62H1V64H0V68H2L1 66L5 64L4 62H3V64H2V61H1ZM5 60H6V59H5ZM17 60H18V59H17ZM33 60H35V59H33ZM43 60H44V57H43ZM45 60H46V59H45ZM45 60H44V61H45ZM59 60H60V59H59ZM78 60H79V58H78ZM81 60H84V59H81ZM85 60H86V59H85ZM97 60H99V58H98ZM141 60H143L142 57H141ZM12 61H13V60H12ZM14 61H15V60H14ZM20 61H21V60H20ZM35 61H36V60H35ZM44 61H43V62H44ZM68 61H69V60H68ZM73 61H74V60H73ZM79 61H80V60H79ZM88 61H89V60H88ZM88 61H87V62H88ZM110 61H111V60H110ZM110 61H109V62H110ZM7 62H8V61H7ZM7 62H6V63H7ZM10 62H11V61H10ZM10 62H9V63H10ZM25 62H26V61H25ZM25 62H23V63H25ZM28 62H29V61H28ZM28 62H26L27 65H29ZM31 62H33V61H31ZM40 62H41V61H40ZM53 62H54V61H52V63H53ZM66 62H67V60H66ZM80 62H81V61H80ZM83 62H84V61H83ZM89 62H90V61H89ZM11 63H12V62H11ZM11 63H10V64H11ZM35 63H36V62H34V63H32V64L34 65ZM44 63H45V62H44ZM44 63H42V64H44ZM47 63H48V62H47ZM49 63H50V62H49ZM49 63H48V65H50ZM52 63H51V66H52ZM54 63H55V62H54ZM54 63H53V64H54ZM61 63H62V61H61ZM63 63H65V62H63ZM71 63H72V60H71L70 64H71ZM78 63H79V62H78ZM78 63H77V64H78ZM92 63H93V62H92ZM94 63H97L96 59H95V62H94ZM110 63H111V62H110ZM115 63L118 64V62H115ZM126 63H127V61H126ZM126 63H123V64L125 65ZM10 64H7V65H10ZM14 64H16V63H14ZM14 64L12 65V66H13L12 68H14ZM19 64L21 65V62H20ZM39 64H41V63H38V65H39ZM68 64H69V63H68ZM80 64H81V63H80ZM87 64H88V63H86V65H87ZM89 64H90V63H89ZM89 64H88V65H89ZM120 64H121V63H120ZM120 64H119L118 66H116V67H118V68L120 67V68H121V67L124 66V65H122V64H121V66H120ZM129 64H130V63H129ZM129 64H128V65H129ZM23 65H24V64H23ZM23 65H21V66L23 67ZM27 65H26V66H27ZM33 65H32V66H33ZM46 65H47V64H46ZM55 65H56V64H55ZM55 65H54V66H55ZM58 65H60V64H58ZM64 65H65V64H64ZM71 65L73 66V64H71ZM71 65H70V66H71ZM86 65H85L84 67H85V69L87 70ZM88 65H87V66H88ZM90 65H91V64H90ZM101 65H102V64H101ZM101 65H100V66H101ZM105 65H106V64H105ZM105 65H104V66H105ZM112 65H114V64H112ZM115 65H116V64H115ZM115 65H114V67H115ZM15 66H16V65H15ZM17 66H18V62H17ZM24 66H25V65H24ZM32 66H31V64H30V67H31L32 69H34ZM39 66H40V65H39ZM39 66H38V67H39ZM42 66H43V65H41V67H42ZM66 66H68V65L66 64ZM72 66H71V67H72ZM77 66H78V65H76V68H77ZM100 66H99V67H100ZM104 66H103V67H104ZM108 66H109V65H108ZM108 66H107V67H108ZM110 66H111V64H110ZM125 66H126V65H125ZM125 66H124V67H125ZM129 66H130V65H129ZM8 67H9V66H8ZM8 67H7V68H8ZM22 67H21V69H23ZM49 67H50V66H49ZM52 67H53V66H52ZM56 67H57V66H56ZM56 67H55V68H56ZM103 67H102V68H103ZM124 67H123V68H124ZM7 68H6V69H7ZM10 68H11V67H10ZM10 68H9V69H10ZM25 68H27V67H25ZM43 68H44V66L42 67L41 70H43ZM46 68H47V67H46ZM59 68H60V66H59ZM61 68H62V67H61ZM69 68H70V67H69ZM80 68H81V67H80ZM123 68H121V70H122ZM125 68H126V67H125ZM128 68H129V67H128ZM128 68H127V69H128ZM250 68H251V65H250ZM263 68H264V54H263V53H259L258 56H257V60L255 61L254 65H253V70H259V69H260V71H261V69H262V72H263V71H264ZM9 69H7V70L10 71V73H11V70H9ZM32 69L30 70V73H32ZM36 69H37V68H36ZM38 69L40 70V68H38ZM66 69H67V68H66ZM73 69H74V68H72V71H73ZM77 69H78V68H77ZM85 69L83 68V71H84V72L86 71ZM89 69H90V70H89ZM89 69H88V70L91 72V68H90V67H89ZM130 69H132V67H131ZM15 70H16V68H15ZM15 70H14V71H15ZM23 70H24V69H23ZM23 70H22V71H23ZM25 70H26V69H25ZM25 70H24V71H25ZM45 70H46V69H45ZM45 70H43V71L45 72ZM53 70H54V69H53ZM55 70H56V69H55ZM55 70H54V71H55ZM67 70H68V69H67ZM80 70H82V68H81ZM88 70H87L86 72H88ZM99 70H100V72L102 71V69H100V68H99ZM114 70H115V69H114ZM117 70H118V69H117ZM0 71H1V69H0ZM2 71H3V70H2ZM8 71H7V72H8ZM12 71H13V70H12ZM22 71L20 70V72H22ZM27 71H28V70H27ZM48 71H49V70H48ZM56 71H57V70H56ZM63 71H64V70H63ZM76 71H77V70H76ZM76 71H73V74H75V75H74V79H75V77H76V73H75ZM115 71H116V70H115ZM124 71H125V69H124ZM251 71H252V70H251ZM41 72H42V71H41ZM65 72H66V71H65ZM68 72L70 73V70H68L67 73H68ZM80 72H81V71H80ZM90 72H88V73H90ZM92 72H93V71H92ZM109 72H110V74H111V70H110V69H109ZM112 72H113V71H112ZM117 72H118V71H117ZM130 72H131V71H130ZM130 72H129V74H131ZM132 72H133V71H132ZM226 72H227V71H226ZM226 72H225V73H226ZM3 73H4V72H3ZM3 73H2V74H3ZM10 73H9V74H10ZM14 73H15V72H14ZM24 73H27V72H23L22 74H24ZM36 73H40V72H37V71H36ZM36 73H35V75H36V77H37V74H36ZM50 73H51V72H50ZM59 73H61V72H59ZM67 73H66V74H67ZM114 73H116V72H114ZM119 73H121V72H119ZM125 73H126V72H125ZM125 73H124V75H126ZM166 73L168 74L167 71H166ZM222 73H223V72H222ZM228 73H230V72H228ZM231 73H232V72H231ZM235 73H236V72H235ZM259 73H260V72H259ZM6 74H8V73H6ZM9 74H8V76H9ZM18 74H19V73H17V76H18ZM42 74H43V72H42ZM47 74H49V73H47ZM63 74L65 75V73H63ZM90 74H91V73H90ZM94 74H95V73H94ZM106 74H107V72H106ZM121 74H122V73H121ZM132 74H133V73H132ZM152 74H153V73H152ZM233 74H234V73H233ZM254 74H256V73H254ZM257 74H258V73H257ZM261 74L263 75L264 73H261ZM0 75H1V72H0ZM12 75H13V72H12L11 76H9V78H11ZM14 75H16V74H14ZM20 75H21V74H20ZM20 75H19V76H20ZM30 75H32V74H30ZM38 75H41V74H38ZM51 75H53V74H51ZM51 75H49V76H50L49 79H51V77H52ZM77 75H81V74H78V73H77ZM97 75H98V74H97ZM101 75H103V74H101ZM134 75H135V74H134ZM136 75H137V74H136ZM136 75H135V76H136ZM139 75H141V74H139ZM153 75H155V74H153ZM153 75H152V77H154ZM228 75H230V74H228ZM237 75H238V74H237ZM262 75H261V76H262ZM6 76H7V75H6ZM21 76H22V78H24L23 76H25V74H24V75H21ZM21 76H20V77H21ZM57 76H59V75H57ZM61 76H62V75H61ZM66 76H68V74H67ZM69 76H70V75H69ZM118 76H121V75H118ZM231 76H232V75H231ZM256 76H257V75H256ZM256 76H255V77H256ZM258 76H259V75H258ZM258 76H257V77H258ZM261 76H259L258 78H260ZM0 77L2 78V75H1ZM20 77H19V79H20ZM27 77H28V76H27ZM36 77H35V79H36ZM38 77H40V76H38ZM62 77H63V76H62ZM64 77H65V76H64ZM64 77H63V79H64ZM96 77H97V76H96ZM104 77H105V76H104ZM109 77H110V76H109ZM116 77H117V76H116ZM128 77H129V75H128ZM131 77H132V75H131ZM139 77H140V76H139ZM150 77H151V76H150ZM152 77H151V78H152ZM164 77H165V76H164ZM169 77H170V76L168 75L167 78L170 79L171 77H170V78H169ZM224 77H226V76H224ZM255 77H253V78H255ZM1 78H0V79H1ZM5 78H6V77H5ZM13 78H14V77H13ZM13 78H12V79H13ZM15 78H17V77L15 76ZM22 78H21V79H22ZM81 78H83V77H80V79H81ZM87 78H88V77H87ZM92 78H93V77H92ZM112 78H114V77L112 76ZM135 78H138V77H135ZM135 78H134V79H135ZM227 78H229V77L227 76ZM232 78H233V76H232ZM234 78H235V77H234ZM3 79H4V77H3ZM7 79H8V78H7ZM12 79H8V81H9V80L11 81ZM29 79H30V78H29ZM41 79L43 80L42 76H41ZM49 79H46V80H48V84L50 85L51 83H49ZM56 79H57V78H56ZM71 79H72V77H71ZM71 79H70V80H71ZM74 79H73V80H74ZM78 79H79V78H78ZM80 79H79V80H80ZM96 79H97V78H96ZM100 79L103 80V78H100ZM143 79H144V78H143ZM168 79H167V80H168ZM198 79H199V78H198ZM213 79H214V78H213ZM260 79H262V81H261V82L259 81V82H260L259 84H260V85H263V86H261V87H264V75H263V78L261 77ZM4 80H5V79H4ZM23 80H24V79H22V81H23ZM25 80H26V79H25ZM30 80H31V79H30ZM30 80H29V82H30ZM37 80H40V79L37 78ZM37 80H36V82H37V84H38V81H37ZM58 80H59V79H58ZM68 80H69V77L67 78V80L64 79L63 81L66 82V81H68ZM70 80H69V81H70ZM73 80H71V81H73ZM75 80H77V79H75ZM75 80H74L73 82H76ZM91 80H92V79H91ZM102 80H101V81H102ZM105 80L107 81V80H109V79L106 78ZM110 80H111V79H110ZM112 80H113V79H112ZM117 80H118V79L116 78V81H117ZM126 80H127V79H126ZM129 80H130V79H129ZM131 80H132V79H131ZM140 80H141V79H140ZM145 80H146V78H145ZM149 80H150V79H149ZM149 80H147L146 82H148ZM254 80H257V81H258L259 79L256 78V79H253V81H254ZM8 81H7V82H8ZM10 81H9V83H10ZM22 81H21V82H22ZM51 81H52V79L50 80V82H51ZM71 81H70V82H71ZM101 81H100V82H101ZM135 81H136V80H135ZM137 81H139V80H137ZM137 81H136V82H137ZM141 81H142V80H141ZM141 81H139V82H141ZM143 81H144V80H143ZM153 81L156 82L155 80H153ZM164 81H165V78H164ZM170 81H171V80H170ZM222 81H223V80H222ZM1 82H2V81H1ZM17 82H18V81H17ZM17 82H16V83H17ZM21 82L19 81L20 85L22 84ZM24 82H25V81H24ZM27 82H28V81H27ZM29 82H28V84H29ZM34 82H35V81H34ZM40 82H41V81H40ZM40 82H39V83H40ZM42 82H43V81H42ZM42 82H41V83H42ZM56 82H57V81H56ZM77 82H78V81H77ZM93 82H94V81H93ZM93 82H91V83H93ZM111 82H112V81H111ZM117 82H118V81H117ZM139 82H137V83H139ZM149 82H150V81H149ZM162 82H163V81H162ZM162 82H161L160 84H159V82H157V83H158V85L161 86ZM171 82H172V81H171ZM5 83H6V82H4V84H5ZM9 83H8V84H9ZM19 83H18V84H19ZM25 83H26V82H25ZM25 83H24V86H25ZM41 83H40V84H41ZM58 83H59V82H58ZM63 83H64V82H63ZM63 83H62V84H63ZM68 83H69V82H67V84H68ZM80 83H81V82H80ZM83 83H84V82H83ZM85 83H86V82H85ZM102 83H103V82H102ZM108 83H109V81H108ZM108 83H106V84H108ZM122 83H123V82H122ZM137 83L132 82V84H134L135 87L137 86ZM142 83H143V82H142ZM164 83H165V82H164ZM164 83H163V85H165ZM173 83H174V85H175V82H172V84H173ZM226 83H227V82H226ZM0 84H1V83H0ZM12 84H13V85H16L15 82L13 83V81H12ZM34 84H35V83H34ZM40 84H38V85H40ZM42 84H43V83H42ZM42 84H41V88H42ZM52 84H54V83H52ZM65 84H66V83H65ZM67 84H66V85H67ZM71 84H72V82H71ZM75 84H76V83H74L73 85H75ZM112 84H113V82H112ZM112 84H110V85H112ZM118 84H120V83H118ZM129 84H130V81H129ZM129 84H128V82H127V84H125V85H126V86L128 85V88L130 89V90H129L130 92H129V91H128V92H129L130 95H131V94H132V93H131V92H132L131 89H132V88L135 89V87H134V86H133V87H130ZM132 84H131V85H132ZM135 84H136V85H135ZM148 84H149V83H148ZM152 84H153V83H152ZM152 84H151V85H152ZM154 84H156V83H154ZM254 84H255V83H254ZM10 85H11V83H10ZM26 85H27V84H26ZM29 85H30V84H29ZM29 85H28V86H29ZM35 85H36V84H35ZM38 85L35 86V89H36V87L38 88ZM45 85H47V84H45ZM45 85H44V86H45ZM68 85H69V84H68ZM98 85H99V83H98ZM108 85H109V84H108ZM110 85L107 86V87H110ZM115 85H116V84H114L112 87H113V90L117 91L118 89H117L116 87H115V89H114V86H115ZM156 85H157V84H156ZM156 85H155V86H156ZM158 85H157V86H158ZM163 85H162V86H163ZM166 85H167V84H166ZM170 85H171V84H170ZM174 85H173V86H174ZM0 86H1V85H0ZM7 86H8V85H7ZM7 86L5 85V87H7ZM59 86H60V85H59ZM62 86H63V85H62ZM77 86H79V85H77ZM85 86H86V85H85ZM117 86L119 87V85H117ZM121 86H122V85H121ZM138 86H139V85H138ZM147 86L150 87V84L147 85ZM155 86L153 85V87H155ZM160 86H158V87H160ZM168 86H169V85H168ZM168 86H166V87L168 88ZM175 86H176V85H175ZM255 86H257V84H256ZM10 87H11V86H10ZM10 87H9V88H10ZM12 87H13V86H12ZM17 87L19 88V85H17ZM17 87H16V88H17ZM47 87H48V85H47ZM51 87H52V86H51ZM51 87H49V88L51 89ZM60 87H61V86H60ZM86 87H87V86H86ZM99 87H100V86H99ZM107 87H106V88H107ZM163 87H164V86H163ZM169 87H170V86H169ZM171 87H172V86H171ZM177 87H178V86H177ZM177 87H176V89H177ZM259 87H260V86H259ZM0 88H1V87H0ZM3 88H4V87H3ZM18 88H17V89H18ZM20 88L22 89L23 86L20 87ZM27 88H28V87H27ZM41 88H39V89H41ZM44 88H46V87H44ZM62 88H63V87H62ZM66 88H67V87H66ZM87 88H89V87H87ZM87 88H85V89H86V90H89V89H87ZM95 88H97V87H95ZM119 88H121V87H119ZM123 88H124V87H123ZM146 88H148V87H146ZM146 88H145V89H146ZM161 88H162V87H161ZM5 89H6V88H5ZM5 89H2V91H1V89H0V91H1L0 94H2V92H3L2 95H4L5 92H6V93L9 92V91H7V90H5ZM14 89H15V87H14ZM23 89H26V87L23 88ZM39 89H38V91H39ZM53 89H54V88H53ZM63 89L65 90V88H63ZM70 89H72V87H71ZM111 89H112V88H111ZM116 89H117V90H116ZM124 89H125V88H124ZM124 89H123V90H124ZM152 89H154V88H152ZM152 89L149 91V95H150L151 91H152V92L154 91V90H152ZM157 89H158V88H156V90H157ZM173 89H175V88H173ZM173 89H172V90H173ZM181 89H184V88L181 87V88L177 89V90H178L177 92H179V90H181ZM8 90H11V89H8ZM44 90H45V89H44ZM47 90H48V89H47ZM105 90H106V89H105ZM162 90L164 91V88H163ZM162 90H161V91H162ZM165 90H166V88H165ZM167 90H168V89H167ZM169 90H170V88H169ZM169 90H168V93H169ZM184 90H185V89H184ZM184 90H183V91H184ZM186 90H187V89H186ZM197 90H198V88H197ZM4 91H5V92H4ZM21 91H22V90H21ZM24 91H25V90H24ZM24 91H22V92L24 93ZM26 91H27V90H26ZM29 91H30V90H28L27 93H29ZM42 91H43V90H42ZM42 91H41V93H42ZM55 91H56V90H55ZM65 91H68V90H65ZM72 91H73V90H72ZM92 91H93V90H92ZM98 91H99V90H98ZM102 91L105 92V93H104L105 95L107 94V93H106L107 90L104 91V90L102 89ZM111 91H112V90H111ZM115 91H112V92H114V94H116L117 92L115 93ZM118 91H119V90H118ZM126 91H127V89L125 90V92H124V91L122 92V90H121L122 93H126ZM144 91H145V90H144ZM158 91L160 92V89H159ZM158 91H157V92H158ZM163 91H162V93L167 92V91H164V92H163ZM170 91H171V90H170ZM181 91H182V90H181ZM183 91L181 92L182 94H183ZM190 91H193V90H190ZM190 91H189V93H191ZM195 91H196V90H195ZM250 91H251V90H250ZM12 92H13V91H12ZM19 92H20V91H19ZM22 92L19 93V96H18V97H20V94H21ZM45 92H46V90H45ZM47 92H48V91H47ZM53 92H54V91H53ZM70 92H71V91H70ZM70 92L68 91L67 93H70ZM81 92L83 93V91H81ZM85 92H86V91H85ZM107 92H108V91H107ZM133 92H134V90H133ZM137 92H138V91H137ZM159 92H158V93H159ZM184 92H185V91H184ZM187 92H188V90H187ZM187 92H186V93H187ZM208 92H209V91H208ZM13 93H15V91H14ZM27 93H26V94H27ZM65 93H66V92H65ZM108 93H109V92H108ZM146 93H148V90H147ZM168 93H167V96L169 97V94H168ZM174 93H175V91H174ZM179 93H180V92H179ZM181 93H180V94H181ZM189 93H188V94H189ZM10 94H11V92H10ZM34 94H36L35 91H34ZM39 94H40V92H39ZM61 94H62V93H61ZM63 94H64V93H63ZM90 94H91V93H90ZM94 94H95V93H94ZM96 94H97V93H96ZM96 94H95V95H96ZM101 94H103V93H101ZM104 94H103V95H99V94H97V95H99V96H103V97H104ZM110 94H111V93H109V95H110ZM114 94H112V95H114ZM117 94H118V93H117ZM117 94H116V96H117ZM133 94H134V93H133ZM160 94H161V93H160ZM170 94L172 95V93H170ZM184 94H185V93H184ZM195 94H196V92H195ZM210 94H211V93H209V96H210ZM2 95H1L0 97H3ZM7 95H9V93H8ZM7 95H5V97H6ZM11 95H12V94H11ZM13 95H14V94H13ZM22 95H23L24 98H27L26 100H28V96H26L25 94H22ZM24 95H25L26 97H25ZM27 95H28V94H27ZM29 95H30V94H29ZM91 95H93V94H91ZM97 95H96V98H98ZM124 95H125L124 97H127V98H128V96H129L128 93H127V94H124ZM126 95H128V96H126ZM142 95H143V94H142ZM144 95H145V94H144ZM156 95H158V94L156 93ZM164 95H165V93H164ZM164 95H163V94H162V95H159V97L161 96L160 98H162V96H164ZM174 95H176V94H174ZM174 95H172V96H174ZM186 95H187V94H185V96H186ZM197 95H198L197 97H199V94H197ZM206 95H208V94H206ZM206 95H205V96H206ZM213 95H214V94H213ZM213 95L211 94V96H213ZM9 96H10V95H9ZM14 96L16 97V93H15ZM14 96H13V97H14ZM37 96H38V94H37ZM37 96H36V97H37ZM78 96H80V94H79ZM78 96H77V97H78ZM110 96H111V95H110ZM119 96H120V95H119ZM133 96H134V95H133ZM146 96H148V95L146 94ZM177 96L179 97V100H180V96H179V94H178ZM177 96H176V98H178ZM185 96H184L183 98H185ZM209 96H208V98L211 99L212 97H209ZM5 97H4V98H5ZM15 97H14V98H15ZM18 97H16V98L19 99ZM21 97H22V96H21ZM31 97H33V96H31ZM122 97H123V96L121 95V98H122ZM129 97H131V96H129ZM134 97H135V96H134ZM134 97H133V98H134ZM142 97H143V96H142ZM150 97H151V95L149 96V100H152V99H150ZM170 97H171V96H170ZM6 98H7V97H6ZM11 98H12V96L9 97V99H11ZM14 98H12V99H14ZM16 98H15V99H16ZM24 98H22V99H24ZM78 98H79V97H78ZM96 98H95V99H96ZM100 98H101V97H100ZM104 98H105V97H104ZM107 98H109V96H108ZM112 98H113V97H112ZM119 98H120V97H119ZM121 98H120V99H121ZM140 98H141V97H140ZM140 98H139V100H140ZM143 98H144V97H143ZM152 98H153V97H152ZM176 98L173 97V99H176ZM181 98H182V96H181ZM201 98H202V97H201ZM206 98H207V96H206ZM206 98H205V99H206ZM214 98H215V96H214ZM214 98H213V99H214ZM216 98H218V97H216ZM216 98H215V99H216ZM2 99H3V98H2ZM17 99H16L15 103H17ZM22 99L20 98V100H22ZM32 99H33V98H32ZM95 99H94V100H95ZM120 99H119V101H120ZM128 99H129V98H128ZM128 99H127V100H128ZM146 99H147V101H148V98H146ZM146 99L144 98V100H146ZM162 99H163V98H162ZM162 99H161V100H162ZM170 99H171V98H170ZM24 100H25V99H24ZM24 100H23V101H24ZM29 100H30V104H31V98H30ZM75 100H77V99L75 98ZM100 100H101V99H98V101H100ZM110 100H111V98H110ZM116 100H117V99H116ZM125 100H126V99H125ZM130 100L132 101L133 99L130 98ZM134 100H135V99H134ZM136 100H137V99H136ZM157 100H158V97H157ZM157 100H156V101H157ZM164 100H165V98H164ZM176 100H177V99H176ZM179 100H177V101H179ZM181 100H182V99H181ZM181 100H180V102H181ZM203 100H204V99H203ZM203 100H202V101H203ZM211 100H212V99H211ZM1 101H2V100H1ZM3 101H4V100H3ZM9 101H10V100H9ZM23 101H22V102H23ZM33 101H34V100H33ZM96 101H97V100H96ZM101 101H102V100H101ZM101 101H100V102H101ZM108 101H109V99H108ZM111 101L113 102V100H111ZM111 101H110V103H111ZM121 101H124V99L121 100ZM147 101H146V103H147ZM167 101H170V100H167ZM167 101H166V102H167ZM6 102H8V101L6 100ZM13 102H14V100L11 102V104H12ZM18 102H19V101H18ZM20 102H21V101H20ZM24 102H25V101H24ZM24 102H23L22 104L25 105L27 102H26V103H24ZM104 102H105V101H104ZM114 102H115V98H114ZM116 102H117V101H116ZM128 102H129V104H131L130 101H128ZM133 102L136 103L137 101H132V103H133ZM141 102H143V100H142ZM152 102H153V100H152ZM152 102H151V104H152ZM157 102H158V101H157ZM159 102H164V101H159ZM174 102H175V101H174ZM203 102H204V101H203ZM205 102H207V100H205ZM205 102H204V103H205ZM209 102H210V101L208 100L207 103H209ZM0 103H1V102H0ZM76 103H77V102H76ZM90 103H91V102H90ZM117 103L119 104V102H117ZM123 103H124V102H123ZM125 103H126V101H125ZM139 103H140V102H139ZM170 103H171V101H170ZM175 103H177V102H175ZM211 103H213V102L211 101ZM216 103H217V101H216ZM216 103H215V104H216ZM219 103H220V101H219L217 104H219ZM248 103H249V102H248ZM5 104H6V103H4V105H5ZM7 104H8V103H7ZM19 104H21V103H19ZM27 104H28V103H27ZM86 104H87V102H86ZM86 104H85V105H86ZM92 104H94V103H92ZM98 104H99V103H98ZM101 104H102V103H101ZM101 104H100V105H101ZM104 104H106V103H103V105H104ZM111 104H112V103H111ZM111 104H110V105H111ZM118 104H117V106H118ZM137 104H138V102H137ZM143 104H145V103H143ZM143 104H142V105H143ZM157 104H160V103H157ZM163 104H164V103H163ZM163 104H162V105H163ZM165 104H166V103H165ZM172 104H173V102H172ZM180 104H181V103H180ZM205 104H206V103H205ZM9 105H10V103H9ZM9 105H6V106L8 107ZM12 105H13V106H12ZM12 105H11V107H13V109H15V107H16L17 104H15V105L12 104ZM24 105H23V107H25ZM28 105H29V104H28ZM38 105H39V103H38ZM103 105H101V106H103ZM107 105H108V103H107ZM107 105H104V106L107 107ZM110 105H108V107H107L108 109H109V106H110ZM142 105H140V106H142ZM145 105L147 106V104H145ZM160 105H161V104H160ZM170 105H171V104H170ZM177 105H179V104H177ZM193 105H194V104H193ZM203 105H204V104H203ZM207 105H208V104H207ZM209 105H211V104H209ZM209 105H208V106H209ZM248 105H249V104H248ZM0 106H2V104H1ZM14 106H15V107H14ZM19 106L22 107V105H19ZM19 106H18V108H19ZM30 106H31V105H30ZM71 106H72V104H71ZM86 106H88V104H87ZM89 106L91 107V105H89ZM98 106H99V105H98ZM114 106H116V105H114ZM127 106H129V105H127V103H126V107H127ZM134 106H135V107L137 106V108H138V105H134ZM148 106H149L148 108H150V105H149V104H148ZM152 106H153V104H152ZM152 106H151V108H152ZM157 106H158V105H156V107H157ZM163 106L165 107V106H167V105H163ZM163 106H160V108H161V109H160L161 112H162V110H163V108H162ZM179 106H181V105H179ZM188 106H189V105H188ZM191 106H192V105H191ZM218 106H219V105H218ZM11 107H10V108H11ZM52 107H53V106H52ZM118 107L120 108V105H119ZM154 107H155V106H154ZM171 107H173V106H171ZM171 107H170V108H171ZM200 107H201V105H200ZM229 107L232 108V106H229ZM16 108H17V107H16ZM36 108H37V107H36ZM54 108H55V107H54ZM92 108H93V107H92ZM94 108H97V106H94ZM94 108H93V109H94ZM99 108H100V107H99ZM102 108H104V107H102ZM115 108H117V107H114V109H115ZM137 108H135V109H137ZM139 108L141 109V107H139ZM144 108H145V106H144ZM148 108H147V109H148ZM168 108H169V102H168ZM170 108H169V109H170ZM188 108H190V107H188ZM230 108H228V109H230ZM1 109H2L3 112H4V108H1ZM19 109H20V108H19ZM19 109H18V110L16 109V112L18 113V115H14L15 113H14V114L12 113V115L17 116V117L19 116V118H20V111H21V109H20V110H19ZM28 109H29V108H28ZM28 109H26V110H24V111L26 112ZM30 109H31V107H30ZM52 109H53V108H52ZM73 109H74V107H73ZM83 109H84V108H83ZM86 109H87V108H86ZM105 109H106V108H105ZM105 109H103V110L105 111ZM111 109L114 110L112 106H111ZM117 109H118V108H117ZM121 109H122V107H121ZM121 109H118V110L121 111ZM127 109L129 110L128 107H127ZM132 109H133V106H132V108L130 109V111H132ZM140 109H138V110H140ZM152 109H154V108H152ZM152 109H151V110H152ZM155 109H156V108H155ZM158 109H159V108H158ZM164 109H166V108H164ZM175 109L177 110V109H179V107H178V108H175ZM175 109H174V110H175ZM181 109H182V107H181ZM183 109H184V108H183ZM185 109H186V107H185ZM185 109H184V110H185ZM191 109H192V107H191ZM203 109H204V108H203ZM212 109H213V108H212ZM11 110H12V108H11ZM47 110H48V109H47ZM67 110H68V111H71L72 108L69 107V109H67ZM67 110H65V111H67ZM95 110H96V109H95ZM100 110L102 111V109H99L98 111H100ZM109 110H110V109H109ZM109 110H107V111H109ZM124 110H125V109H124ZM138 110H137V112H138ZM141 110H142V109H141ZM141 110H140V111H141ZM176 110L174 111V113L176 112ZM184 110H183V111H184ZM9 111H10V109H9ZM14 111H15V110H14ZM52 111H55V109H53ZM89 111H90V110H89ZM89 111H88V112H89ZM93 111H94V110H93ZM96 111H97V110H96ZM96 111L94 112L95 114H96ZM116 111H117V110H116ZM116 111H115V115L117 114ZM122 111H123V110H122ZM122 111H121V112H122ZM133 111H134V110H133ZM140 111H139V112H140ZM144 111H145V110H144ZM146 111H147V110H146ZM149 111H150V110H149ZM153 111H154V110H153ZM158 111H159V110H158ZM158 111L156 112L157 114H158ZM166 111H167V110H166ZM168 111H169L168 113L171 112L170 110H168ZM181 111H182V110H181ZM185 111H187V110H185ZM188 111H189V109H188ZM192 111H193V110H192ZM204 111H205V110H204ZM208 111H209V110H208ZM211 111H212V110H211ZM211 111H209V112H211ZM213 111H214V110H213ZM213 111H212V112H213ZM222 111H223V109H222ZM231 111H232V109H231ZM231 111H230V112H231ZM11 112H12V111H11ZM80 112H81V111H80ZM80 112H79V113H80ZM83 112H84V113H83ZM83 112H82V113L85 114V112H87V111L85 110V111H83ZM88 112L86 113L87 115H88ZM91 112H92V111H91ZM110 112H111V110H110ZM110 112H107V113H110ZM117 112H118V111H117ZM126 112H127V110H126ZM151 112H152V111H151ZM159 112H160V111H159ZM201 112H202V111H201ZM201 112H200V115L203 116V114H202ZM230 112H228V113H230ZM238 112H239V111H238ZM238 112H237V113H238ZM7 113H8V112H7ZM44 113H45V112H44ZM64 113H65V112H64ZM64 113H63V115H64ZM69 113H70V112H68L67 114H69ZM94 113H93V114H94ZM98 113H99V112H98ZM104 113H105V112H104ZM107 113H105L104 116H106ZM118 113H120V112H118ZM135 113H136V110L134 111V114H135ZM148 113H150V112H148ZM174 113H173V114H174ZM177 113H178V110H177ZM177 113H176V115H178ZM181 113H182V112H181ZM184 113H185V112H184ZM207 113H208V112H207ZM214 113H215V114H214L213 116L216 115V112H214ZM218 113H219V111H218ZM220 113H221V112H220ZM0 114H3V113H0ZM5 114H6V113H5ZM10 114H11V113H10ZM24 114H25V113H24ZM30 114H32V113L28 111V114H27V115H29V118H30V116L32 117V115H30ZM46 114L49 115V112H46ZM52 114H53V113H52ZM55 114H56V113H55ZM55 114H54V115H55ZM72 114H73V113H72ZM90 114H92V113H90ZM121 114H122V113H120V115H121ZM125 114H126V113L123 112L122 117H123V115L125 116ZM128 114H130V112H128L127 115H128ZM132 114H133V112L131 113L130 118H129L128 121H130L131 118L134 117V116H132ZM136 114H137V113H136ZM142 114H143V113H142ZM146 114H147V113H145V115H143V116H146ZM153 114H155V113H153ZM159 114L161 115V113H159ZM159 114H158V115H159ZM162 114H163V113H162ZM173 114L170 115V116H169V114H167L168 117H171V118L168 119V120H170L171 122H176L177 120H176V121L171 120L172 118H173V119L175 118V117L173 116ZM182 114H183V113H182ZM188 114H189V112H188ZM188 114H187V115L185 114V115H186V118H187V116H189ZM191 114H192V112H191ZM210 114H211V113H210ZM221 114H223V112H222ZM242 114H243V113H242ZM65 115H66V113H65ZM79 115H80V114H79ZM98 115H101V114L99 113ZM109 115H112V114L110 113ZM115 115H114V116H115ZM120 115H119V117H120ZM127 115H126V116H127ZM148 115H149V114H147V116H148ZM151 115H152V113H151ZM155 115H156V114H155ZM160 115H159V116H160ZM174 115H175V114H174ZM204 115H205V113H204ZM217 115H218V114H217ZM225 115H226V114H225ZM225 115H223V116L226 117L227 115H226V116H225ZM231 115H233V114H231ZM237 115H238V114H237ZM245 115H246V114H245ZM1 116H2V118H1ZM1 116H0V119H4V120H5V119H7V118L9 117V114L6 115V116H8L7 118L3 117V115H1ZM14 116H10V117H11V120H14V118H15ZM43 116H44V115H43ZM67 116H70V115H67ZM71 116H72V115H71ZM77 116H78V115H77ZM88 116H89V115H88ZM101 116H103V114H102ZM131 116H132V117H131ZM159 116H158V117H159ZM172 116H173V117H172ZM178 116H180V115H178ZM178 116H177L176 118H180V117H182V115H181L180 117H178ZM202 116H201V118H202ZM208 116H211V115H206V117L209 118V119L207 120V122L204 121V122H205V123H204V122L202 121V122H203L202 126L205 124V125L203 126L204 128L199 129V127H197L198 123H200L201 120H202V119H200V117L198 118V119H200V121L197 122V124H195V126H196V128H197V132H198V129H199V133L201 134V138H202V139H200V141L202 140L201 151H202V152L205 151V149L202 150V147H204V148L207 147L208 152H207L206 155L203 156V155H202L203 153H202L201 151L198 152V150H199V148H200V146H199V148H198V150L196 151V153H197V152H198V153L201 152V153H202L201 155H202L203 157H202V156H201V158H197V157H196V159H198V160H197V161H193V159H191V157H190V156H191V154H190V156H189V157H190V160L188 161V163H185V164H186L185 167H187V172L185 173V175H186V177H185L186 180H184V181H186V182H185L186 185H185V191H184L185 194H184L182 197L180 196L181 199L179 198V199L182 201V203L180 202L181 204H179V205H180V208H181L180 213H181L182 216H184L185 214H184V213H183L184 215L182 214V209H185V210H186V208H187L188 206H189V208H192V207H190V205L193 204V201L196 200L197 203H198V204H197L198 206L195 204V205L197 206V208H196V210H195V211L189 216V220H188V221H190V219H193V221H194V219H195V221H196L197 219H202V220H204V218H211V217L213 216V218H212L211 221H213V224L215 225V228H217V230H216V231H213V232H211V233L209 232L207 235L205 234V235H206V238H204V240L202 239V240H203V243H201V245L203 246V248H202V247H199V248H198V249L202 248L203 254L205 255V253H207V255H208L206 258L203 259V261H202L203 264H209L210 261L213 262V263H214V262H217V264H236V263H232V261H234V259H238V258H239V253H242V252H244L245 250H249V248H253V247H254L255 245H257V244H258V247L261 249V252H260V254H259L258 259H257L256 262H257L258 264H261V263L263 264V263H264V262H263V261H264V237L261 238V239L258 238V237H260V236L258 235V233L261 234V237H262V235H264V230H261L262 225H261V227H260V225H259V221H261V219H264V188H261V187L257 188V187L255 186V188H257L256 190H257V191H260V192H259L260 197L258 196V198H255V199H254L255 201H253L254 204H253L252 208H251L250 210H248V212L246 211V214H243V216H241L236 222H233V223H232V220H229V221L225 222V218H227V216H228L229 214H231V212H233V209H232V208H233L234 206H237V205H235V204H238V203H239V202L237 203V202H235V201L237 200L238 197L240 198V196H238V197L235 199V201H234L235 204H232V203H233V200H232L231 195H232L233 193H235V191H234L233 193H231L232 191L230 192V190H231V189L233 190V189H234V185H239V183H241L242 180H243V179H242V180L240 181V179H239V181H237V182L234 181V180H232L231 177H233V175H234L232 172L236 169L237 172H235V171H234V172H235V174L237 173L238 176H239L240 173H241V171H239V170H243V172H242L241 175H243V173L245 174V172H246V171L244 172V169H245V168H248V170H249V169H250V170H254V173L256 172L255 169H251V167H255V166H258V164H260V158H259V157H261V156H260V155H261V152H260V149H259V152H258V150L256 151V149H257L258 146L262 147V146L264 145V126L256 127V126H257V123H258L259 120H260V119H258V122H257V123H256V120H255V123H256V124L252 121V122H253V125H254V124L256 125L254 128L249 127V126L247 127V126L245 125L246 123L244 124V120L241 119V120L243 121V124H244L243 126H244V127L246 126L247 128H250V129H248V130H251V131L249 132L246 128H244V129H246V133H247V134H245V136H244L245 138H243V137H242V139L237 138V135L239 136L238 132H236L237 135H235V134H233V133L231 134L232 130H231V132H229V133H228V131H227V134L224 133L223 135L221 134V133H223V132H222V131L220 132V131L218 130V131L220 132L221 136L218 137V138L216 139V137H217L218 135H220V134L218 133L217 136H214L213 131H215V128H212V125H214L213 123L215 122V119H216V118L219 119L220 114H219L218 117H215V119H214L213 116H211V119H210V117H208ZM228 116H229V114H228ZM228 116H227L226 118H230V116H229V117H228ZM233 116H234V115H233ZM233 116H232L231 118H233ZM239 116H241V113L239 114ZM242 116H244V115H242ZM242 116H241V117H242ZM47 117H49V116L46 115L45 118H47ZM64 117H65V116H64ZM73 117H74V116H73ZM89 117H90V116H89ZM89 117H88V118H89ZM97 117H98V116H97ZM97 117L95 116L94 118L97 119ZM111 117H112V116H111ZM111 117L108 116L107 118H111ZM122 117H120L119 119H121ZM127 117H128V116H127ZM135 117H136V115H135ZM135 117H134V118H135ZM153 117H154V115H152V117H149V120L152 119L151 122H154V121H153ZM155 117H156V116H155ZM155 117H154V118H155ZM162 117H164V115H163ZM162 117H160V118H162ZM165 117H166V115H165ZM165 117H164V118H165ZM183 117H184V114H183ZM212 117H213V119H212ZM220 117H222V116H220ZM253 117H254V116H253ZM12 118H13V119H12ZM29 118H26L25 120H27V119H29ZM32 118H33V117H32ZM43 118H44V117H43ZM54 118H56V117H54ZM54 118H53V119L50 118V119L54 120ZM59 118H60V119H59ZM59 118H57V119H59V120H62V119H63V122H65L64 119H66V117H65V118H62V115H61V117H59ZM67 118H68V117H67ZM71 118H72V117H71ZM71 118H70V119H71ZM92 118H93V115H92ZM101 118H102V117H101ZM107 118H106V119H107ZM113 118H114V117H113ZM113 118H112V119H113ZM116 118H118V117H115V119H116ZM134 118H133V119H134ZM136 118L139 119L140 117H136ZM136 118H135V119H136ZM141 118H143V117L141 116ZM160 118H159V120H160ZM164 118H163L162 120L165 121ZM186 118H185V119H186ZM195 118H196V117H195ZM15 119L17 120L18 118H15ZM47 119H49V118H47ZM75 119H76V118H74V120H75ZM84 119H85V117H84ZM96 119H95V120H96ZM98 119L100 120V123H101V121H103V120H101L99 117H98ZM103 119H104V117H103ZM133 119H132V120H133ZM156 119L158 120V118H156ZM156 119H155V120H156ZM166 119H167V118H166ZM181 119H182V118H181ZM181 119H180V120H181ZM183 119H184V118H183ZM187 119H190V118L188 117ZM198 119H197V120H198ZM218 119H217V120H218ZM237 119H238V118H237ZM244 119H245V118H244ZM254 119H256V118H254ZM9 120H10V119H9ZM16 120H15V121H16ZM44 120H45V119H44ZM44 120H43V121H44ZM55 120H56V119H55ZM66 120H67V119H66ZM77 120H79V127H80V126L82 127L83 124H84V122H83V118L79 116V118H77ZM107 120H108V119H107ZM140 120H141V119H140ZM142 120H143V119H142ZM145 120H147L146 117H144V121H145ZM168 120H167V122H168ZM191 120H192V119H191ZM191 120H190V121H191ZM204 120H206V119H204ZM217 120H216V122H217ZM223 120L225 121L224 124L226 123V120L228 121V119H226V120L223 119ZM223 120H221V121H223ZM233 120H234V119H233ZM239 120H240V119H238V122H239ZM241 120H240V122H241ZM245 120H246V119H245ZM252 120H253V119H252ZM17 121H20V120L18 119ZM21 121H22V120H21ZM31 121H32V120H31ZM40 121H41V120H40ZM56 121H57V120H56ZM72 121H73V120H72ZM104 121H105V122H104ZM104 121H103V122H104L103 124L105 125V123H106L107 121H106V120H104ZM117 121H118V120H116V122H117ZM121 121H122V119H121ZM123 121H124V119H123ZM125 121H126V120H125ZM137 121H138V120H137ZM147 121H148V120H147ZM160 121H161V120H160ZM164 121H161V122L158 121V122H159V123H162V122L165 123L164 125L161 124V125L164 126V128H165V127H166L165 125H167V123L164 122ZM246 121H249V118H248V120H246ZM246 121H245V122H246ZM260 121L263 122V119L260 120ZM7 122H8V121L5 120L4 124L7 123ZM11 122L13 123V121H11ZM11 122H10V123H11ZM29 122H30V120H29ZM66 122H67V121H66ZM73 122L75 123V121H73ZM89 122H90V121H89ZM113 122H114V121H113ZM158 122H156L157 125H158ZM171 122H170V124H171ZM188 122H189V121H188ZM202 122H201V123H202ZM210 122H211V125H210ZM216 122H215V125H216ZM218 122H219V120H218ZM218 122H217V124H219ZM252 122H251V119H250V123H251V124H252ZM0 123L2 124V125L0 124V125L2 126V129H5V128L8 126V125H4L2 122H0ZM18 123H19V122H17V124H18ZM31 123H32V122H31ZM60 123H61V122H60ZM60 123L57 122V124L54 123L53 125L56 124L55 126H56V128H58V126L60 125ZM91 123H92V122H91ZM100 123H99V124H100ZM111 123H112V121H111V122L109 121L108 124H110V125H108V126H111ZM119 123H120V122H119ZM119 123H118V124H119ZM125 123H126V122H125ZM130 123H131V121H130ZM130 123H129V125H130ZM132 123H133V122H132ZM142 123H143V122H142ZM178 123H179V121H178ZM229 123H230V121H229ZM232 123H233V122H232ZM241 123H242V122H241ZM241 123L238 124V125H237V124H235V125H237V126L242 125ZM247 123H249V122H247ZM250 123H249V124H250ZM7 124H9V123H7ZM24 124H25V123H24ZM66 124H67V123H66ZM66 124H63V125L66 126ZM69 124H70V123H69ZM71 124H72V123H71ZM71 124L68 125V127H69V126H72ZM95 124H96V123H95ZM95 124L93 123V126H94ZM99 124H98V125H99ZM114 124H115V123H114ZM120 124H121L122 126H124V124H123L122 122H121ZM136 124H137V123H136ZM139 124H140V123L138 122V125H139ZM249 124H248V125H249ZM263 124H264V123H263ZM263 124H261V125H263ZM3 125H4V127H3ZM14 125H16V124H14ZM14 125H12V127H13ZM18 125H20V124H18ZM63 125H61V127H63ZM96 125H97V124H96ZM96 125H95V126H96ZM98 125H97V126H98ZM104 125H103V127L101 126V124H100L99 126H101V127H100L101 129L107 127L106 125H105V127H104ZM112 125H113V124H112ZM125 125H126V124H125ZM131 125H132V124H131ZM147 125H149V124H147ZM147 125H146V126L144 125L145 128H146V130H147V128H148ZM154 125H155V124H154ZM159 125H160V124H159ZM159 125H158V126H159ZM161 125H160V127H162ZM174 125H175V124H174ZM179 125H180V124H179ZM187 125H188V124H187ZM189 125H190V124H189ZM215 125H214V127H215ZM220 125H221V123H220ZM225 125H228V124L226 123ZM253 125H251V126H253ZM1 126H0V127H1ZM20 126H21V125H20ZM24 126H25V125H24ZM34 126H35V124H34ZM46 126H47L46 129H48L49 127H51V126H49V125H46ZM48 126H49V127H48ZM86 126H88V125H86ZM97 126H96V129L99 127V126H98V127H97ZM113 126H115V128H117L116 125H113ZM122 126H120L121 129L118 127V128L121 130V132H122V129H123ZM139 126H140V125H139ZM150 126H152V125H150ZM172 126H173V123H172L171 126H170V125H169V126L167 125L166 128L170 127V130H172V129H171ZM195 126H194V127H195ZM221 126H222V125H221ZM223 126H224V125H223ZM229 126H231V125H229ZM10 127H11V126H10ZM31 127H33V126H31ZM31 127H30V128H31ZM36 127H37V126H36ZM36 127H35V128H36ZM125 127H127V126H125ZM125 127H124V129H125L124 131L127 130ZM129 127H130V126H129ZM132 127H133V126H132ZM132 127H131V128H132ZM134 127H135V125H134ZM141 127H142V126H141ZM153 127H154V126H153ZM156 127H157V126H156ZM184 127H186V126H184ZM187 127H190V126H187ZM8 128H9V126H8ZM20 128H21V127H19V129H20ZM56 128H53V129L51 128V129L54 130V129H56ZM92 128H94V127H92ZM100 128H98V129H100ZM111 128H112V127H111ZM162 128H163V127H162ZM162 128H161V131L164 130V129H162ZM182 128H183V127H182ZM192 128H193V127H192ZM223 128H224V127H223ZM231 128H232V127H231ZM241 128H242V127H241ZM251 128H252V129H251ZM19 129H18V130H19ZM31 129H32V128H31ZM33 129H34V128H33ZM46 129H45V130H46ZM49 129H50V128H49ZM59 129H60V128H59ZM62 129H65V128L63 127ZM85 129H87V127H86ZM94 129H95V128H94ZM96 129H95V131H96ZM108 129H109V128H108ZM112 129L114 130V128H112ZM112 129H110V130H112ZM128 129H129V128H128ZM132 129H134V128H132ZM132 129H131V130H132ZM135 129H136V128H135ZM139 129H140V128H139ZM154 129H155V128H154ZM157 129H158V128H157ZM157 129H156V130H157ZM175 129H176V128H175ZM178 129H180V128H178ZM178 129H177V130H178ZM183 129H184V128H183ZM190 129H191V127H190ZM190 129H189V130H190ZM216 129H217V128H216ZM218 129H219V127H218ZM232 129H233V128H232ZM238 129H240V126H239V128L237 127L236 130H238ZM242 129H243V128H242ZM242 129H241V130H242ZM5 130H6V129H5ZM8 130H9V129H8ZM12 130H13V129H11V131H12ZM14 130H15V129H14ZM23 130H24V128H23ZM45 130H44V131H45ZM57 130H58V129H57ZM91 130H92V129H91ZM110 130L106 131V129H105V130L102 129V130H100L99 132H98V131H97V132L100 133V132L102 131V133H103V131H104V132H106V134H104V133H103V134L107 136V135H108L107 133H108V132L110 133ZM117 130H118V129H117ZM117 130H116V132H117ZM120 130H119V132H120ZM131 130L129 129L127 135L130 134ZM143 130H144V129H142V130H141V129H140V130L137 129L136 132L140 134V131H141V133H142ZM149 130H150V129H149ZM180 130H181V129H180ZM186 130H187V128H186ZM186 130H184V131H186ZM189 130H188V131H189ZM193 130H194V129H193ZM3 131H4V130H3ZM20 131H21V129L19 130V133H20ZM32 131H33V130H32ZM32 131H31V132H32ZM44 131L42 130L43 133H44ZM85 131H87V130H84V132H85ZM93 131H94V130H93ZM138 131H139V132H138ZM144 131H145V130H144ZM152 131H153V130H152ZM159 131H160V130H159ZM159 131H158V132H159ZM161 131H160L159 133H162V132H163V131H162V132H161ZM168 131H169V130L167 129V132H168ZM182 131H183V130H182ZM182 131H180V132H182ZM195 131H196V130H195ZM216 131H217V130H216ZM216 131H215V132H216ZM0 132H2V131L0 130ZM4 132H6V131H4ZM17 132H18V131H17ZM48 132H49V131L46 130L44 134H46V133H48ZM54 132H55V134H54L55 137L53 136L54 138H56L57 134H58L59 136H62V135H63V133H61L60 130H59V132H60L62 135H60L59 132L57 133V131H52L51 133L53 134ZM65 132H66V131H65ZM112 132H113V131H112ZM116 132H115V133H116ZM119 132H118V133H119ZM148 132H149V131H148ZM154 132H155V130H154ZM167 132H166V134H167ZM172 132H173V131H172ZM174 132H175V131H174ZM174 132H173V133H174ZM177 132H178V131H177ZM186 132H187V131H186ZM186 132H183V133H186ZM190 132H191V131H189L188 134H189ZM192 132L195 133L194 131H192ZM215 132H214V133H215ZM241 132H242V131H241ZM244 132H245V131H244ZM244 132H243V133H244ZM19 133H18V134H19ZM24 133H25V132H24ZM49 133H50V132H49ZM92 133H93V132L91 131L89 134H92ZM102 133H101V134H102ZM113 133H114V132H113ZM118 133H117V134H118ZM131 133H132V132H131ZM134 133H135V132H133V134H134ZM152 133H153V132H152ZM152 133H148L149 136H150ZM175 133H176V132H175ZM199 133H198V135H200ZM239 133H240V130H239ZM3 134H4V133H3ZM6 134H7V132H6ZM8 134H9V133H8ZM11 134L13 135V133H11ZM11 134H10V135H4V136L2 137V139L0 140V157L2 158L1 161H3V163H4V164H3V163L0 162V163H1L0 165L3 164V165H4V168H5V173H4L5 175H4L3 179L1 178L3 175L0 176V179L4 180V181H2V183H3V185H4L3 188H5V187L8 188V186H9V187H10V186L13 187V185H14V187H15V185H17L16 183L18 182V180H16L17 178L13 177V174H15V173H14L15 171L18 172V169L20 168V166L24 167V164H23V163H25V162H23L24 159H23V155H22V153H21V152H22V147H23V145H22V143L20 142V140L18 141V140L15 139ZM26 134H27V132H26ZM26 134H24V135H26ZM31 134H32V133H31ZM72 134H73V132H72ZM76 134H77V133H76ZM101 134H99V135H101ZM110 134H111V133H110ZM122 134H123V132H122ZM133 134H132V135H133ZM157 134H158V133H157ZM157 134H156V132H155V134H153V136H155V135H157ZM162 134H165V133H162ZM162 134H160V135L163 136ZM178 134H179V133H178ZM188 134H187V135H188ZM195 134H196V133H195ZM0 135H2V134H0ZM48 135H49V134H47V137H48ZM65 135H66V133H65ZM84 135L86 136V134H84ZM96 135H97V137L99 136L97 133H95V135L93 134V137L96 136ZM125 135H126V134H125ZM135 135H136V134H135ZM144 135H145V133H144ZM180 135L183 136L184 134L181 133ZM180 135H179V136H180ZM191 135H192V134H191ZM246 135H247V136H246ZM30 136H31V135H29V137H30ZM63 136H64V135H63ZM76 136L79 138V140L77 139ZM76 136H75V137H76V139L78 140V144H77V143H74V144L72 143V144H71V143H69V141H68L69 144H68V148H67V153H66V154L64 153V156H63V159H64V160H63L64 162L62 163V167H63V168L59 166V168L62 169V171H63V169H64V172H65L66 169H67L66 172L69 171V170L71 171V169H72V167H73L74 165H77V168H78V165L80 164V163H79V164L77 163L78 158L76 157V155H78L77 153H80V151H81V149H82L81 146H83V143H82L83 140L81 141L80 139H81L83 136H79V134L76 135ZM89 136H90V138H91V135H89ZM109 136H110V135H109ZM112 136H113V135H112ZM120 136H121V133H120ZM130 136H131V135H130ZM138 136H139V135H138ZM142 136H143V135H142ZM188 136H189V135H188ZM188 136H185V137H187V140H188ZM213 136H214L215 139H216L215 142L211 140ZM252 136H258V138H257V137H256V138L259 139V141H258V140H257V142L251 141V140H250V137H251L252 140L254 139V137H252ZM50 137H51V139H52V136H50ZM73 137H74V136H73ZM73 137H72V138H73ZM97 137H96V138H97ZM99 137H101V138H98V139H102V138H103L102 142H103L104 140H106V142H107V139H104V138H105L104 136L101 135V136H99ZM114 137L116 138L117 136H115V134H114ZM114 137H112V138H114ZM121 137H122V136H121ZM135 137H136V136H134V138H135ZM156 137L159 139V136H158V135H157ZM165 137H166V135H165ZM191 137H192V136H191ZM191 137H190V138H191ZM235 137H236L237 139H240V141H239V142L234 141V140H235ZM48 138H49V137H48ZM48 138H46V136H45V138H42V139L45 140V139H48ZM59 138H60V137H58L55 141H57V140L59 141V140H60ZM63 138H65V137H63ZM66 138H67V137H66ZM66 138H65V139H66ZM85 138H86V137H85ZM108 138H109V137H108ZM124 138H126V137H124ZM124 138H122V139H124ZM127 138H128V136H127ZM136 138H137V137H136ZM136 138L134 139V142H135ZM148 138H149V137H148ZM154 138H155V137H154ZM157 138H156V140H157ZM161 138H164V137H160V139H161ZM169 138H170V137H169ZM169 138H168V139H169ZM174 138H175V137H174ZM174 138L171 137L170 141H171L172 139H174ZM178 138H181V136L178 137ZM183 138H184V136H183ZM61 139H62V138H61ZM74 139H75V138H74ZM87 139H88V138H87ZM92 139H93V138H92ZM94 139H95V137H94ZM109 139H110V138H109ZM109 139H108V140H109ZM118 139H119V138H118ZM122 139H121V140H122ZM129 139H131V138H129ZM129 139H128V140H129ZM132 139H133V138H132ZM138 139H139V137H138ZM141 139H142V141H141V140H140V141H141V147H142V145H145V144H146V143H145V140H144L145 137L143 136V138H141ZM160 139H159V143H160L159 145H160V147H161V146L163 145V143H165V142L162 141V143H161ZM185 139H186V138H185ZM185 139H182V141H183V142L186 141ZM191 139H192V138H191ZM44 140H41V141L43 142ZM63 140H64V139H63ZM63 140H62V141H63ZM68 140H69V139H68ZM71 140L73 141V139H71ZM85 140H86V139H85ZM85 140H84V142H85ZM112 140H113V139H112ZM121 140H120V141H121ZM126 140H127V139H126ZM146 140H147V139H146ZM150 140H151V138H150ZM180 140H181V139H180ZM189 140H190V139H189ZM189 140H188V142L191 141V140H190V141H189ZM192 140H193V139H192ZM210 140L212 141V144H210V143H211ZM254 140L256 141V139H254ZM41 141H40V143H36V144L41 145V144H42ZM53 141H54V140H53ZM58 141H57V143H58ZM66 141H67V140H66ZM95 141H96V140H95ZM98 141H99V140H98ZM100 141H101V140H100ZM100 141H99V144H100V145H99V144H97V145H99V146L102 148V145H101ZM120 141H118V143H119ZM151 141L153 142V141H155V139H154V140L152 139ZM165 141H166V140H165ZM176 141H177V140H176ZM196 141H197V140H196ZM196 141H195V139H194V142H195V143H196ZM200 141H199L198 143H201ZM237 141H238V140H237ZM26 142H27V141H26ZM48 142H49V141H48ZM48 142H46V143L48 144ZM63 142H64V141H63ZM63 142H61V143H63ZM90 142H91V141H90ZM106 142H104V144H105ZM112 142H113V141H112ZM122 142H123V141H122ZM132 142H133V141H132ZM134 142H133V143H134ZM142 142H144V143L142 144ZM147 142H148V141H147ZM167 142H168V141H167ZM209 142H210V143H209ZM233 142H234V143H238L237 145L235 144V146H237V149H236V147H233ZM29 143H30V142H29ZM51 143H52V141H51ZM51 143L49 144L50 146H52ZM59 143H60V142H59ZM59 143H58V145H57L56 143H55V145L53 144V145H54L53 147H55V146L57 145L56 147H57V148L59 147V149H60ZM91 143L94 144V142H91ZM91 143H90V144H91ZM96 143H97V141H96ZM96 143H95V145H96ZM114 143H115V142H114ZM138 143H139V142H138ZM153 143H154V142H153ZM157 143H158V140H157ZM169 143H170V142H169ZM172 143H173V141H172ZM179 143H181V141H180V142L178 141V145H180ZM186 143H187V141H186ZM192 143H193V142H192ZM27 144H28V143H27ZM31 144H32V143H31ZM36 144H35V146H36V148H37L38 145H36ZM63 144L65 145V143H63ZM86 144H87V143H86ZM104 144H103V146H104ZM107 144H108V142H107ZM107 144L105 145L104 148H106ZM109 144H110V142H109ZM119 144H120V143H119ZM123 144H124V145H122V146H125V143H124V142H123ZM126 144H127V142H126ZM161 144H162V145H161ZM166 144H167V143H166ZM166 144H165V145H166ZM173 144H174V143H173ZM176 144H177V142H176ZM183 144H185V143H183ZM183 144H182V145H183ZM187 144H188V143H187ZM187 144H185V145L187 146ZM189 144H191V143H189ZM189 144H188V145H189ZM25 145H26V144H25ZM28 145H29V144H28ZM33 145H34V144H32V146H33ZM91 145H92V144H91ZM95 145H94L93 148H95ZM116 145H117V144H116ZM127 145H129V143H128ZM130 145H131V144H130ZM132 145H133V144H132ZM147 145H148V143H147ZM149 145H151V143H150ZM157 145H158V144H157ZM185 145H183V146H181V147H184ZM196 145H197V144H196ZM198 145H199V144H198ZM29 146H30V145H29ZM32 146H30V147L32 148ZM50 146H49V149H52L53 147L50 148ZM78 146H79V147H78ZM89 146H90V145H89ZM110 146H111V145H109V147H110ZM122 146H121V147H122ZM145 146H146V145H145ZM145 146H143V147H145ZM167 146H169V148H170V145H167ZM186 146H185V147H186ZM189 146H190V145H189ZM27 147H28V146H27ZM38 147H39V146H38ZM40 147H41V146H40ZM40 147H39V148H40ZM56 147H55V149H54V152H52V151L50 150V153H49V154H54V155H55V154H58V152H60V151H58L59 149L57 150ZM63 147H64V146H63ZM66 147H67V144H66ZM96 147H97V146H96ZM109 147H108V150H109L110 148L114 149L113 147H110V148H109ZM117 147H118V149L120 150V148H119L118 145H117ZM126 147H129V146H126ZM130 147H131V146H130ZM130 147H129V148H130ZM141 147H140V144H139V148H138V147H137V148L140 149ZM147 147H148V146H147ZM149 147H150V146H149ZM152 147H154V145H152ZM160 147H159V148H160ZM175 147H176V146H175ZM194 147H196V146H194ZM194 147H191V148H193V150H194ZM197 147H198V146H197ZM36 148H35V149H36ZM44 148H45V144H44ZM44 148H43V149H44ZM84 148H85V145H84ZM84 148L82 149L83 151H85ZM98 148H99V147H98ZM137 148H135V149L137 150ZM155 148H158V147H155ZM155 148H154V149H155ZM161 148H162V147H161ZM171 148H172V146H171ZM171 148H170V150H171ZM177 148H178V149H177ZM177 148H176V149L178 150V152H177V154H178V153H179V149L182 150V148H180V146H178ZM191 148H190V149H191ZM258 148H259V147H258ZM62 149H63V148H62ZM96 149H97V148H96ZM99 149H100V148H99ZM118 149H117V150H118ZM124 149H125V147H124ZM124 149H123V150H124ZM130 149H131V148H130ZM130 149H128V150L130 151V153H133V155H134V152H131ZM150 149H151V148H150ZM150 149H149V150H150ZM152 149H153V148H152ZM154 149H153V150H154ZM176 149H175V151H177ZM188 149H189V147H188ZM261 149H262V148H261ZM28 150H29V149H28ZM33 150H34V147H33ZM40 150H41V149H39L38 151H40ZM56 150H57L58 152H57ZM60 150H61V149H60ZM65 150H66V148H65ZM106 150H107V149H104V151H106ZM128 150H127V151H128ZM136 150H134V151H136ZM141 150H142V148H141L140 150H137V152L139 151L138 153L140 154V152H142ZM155 150H157V149H155ZM155 150H154V151H155ZM162 150H163V152H164V151H168L169 149H168V150H167V149L165 150V149L162 148ZM185 150H186V149H185ZM29 151H32V149H30ZM86 151L88 152L89 150H86ZM86 151H85V152H86ZM92 151H96V150L94 149V150H92ZM97 151L99 152V150H97ZM102 151H103V150H102ZM112 151H113V150H112ZM115 151H116V150H115ZM115 151H113L114 154H115ZM124 151H125V150H124ZM143 151H144V150H143ZM151 151H152V150H151ZM160 151H161V150L159 149V152H160ZM183 151H184V148H183V150L180 151V152H183ZM188 151H190V152H188ZM188 151H187L188 153H191L192 150H188ZM255 151L258 152V153H260V155H259L258 158H257V156H258L257 154H258V153L255 154ZM42 152H43V150L41 151V153H42ZM46 152H47V151H46ZM56 152H57V153H56ZM61 152H62V151H61ZM61 152H60V154H59L56 158H59V156L61 155ZM119 152H120V151L117 152L118 155L120 154ZM121 152H123V151L121 150ZM145 152H148V151H147V148H146ZM159 152L157 151V153H159ZM170 152H171V151H169V153H170ZM185 152H186V151H185ZM185 152H184V153H181V154L183 155V154H185ZM29 153H30V152H29ZM43 153H44V152H43ZM81 153H82V152H81ZM91 153H92V152H91ZM99 153H100V152H99ZM101 153L104 154V156L106 155V154L103 153V152H101ZM101 153H100V155H98V156H101V155H102ZM108 153H109V152H108ZM117 153H116V154H117ZM127 153H128V152H127ZM127 153H126V154H127ZM130 153H128V154H130ZM135 153H136V152H135ZM138 153H137V155H138ZM160 153H161V152H160ZM169 153H167V156H168V157L170 156ZM172 153H174V151H173ZM39 154H40V153H39ZM47 154H48V153H47ZM93 154H94V153H93ZM95 154H96V153H95ZM114 154H113V156H115ZM122 154H123V153H122ZM126 154H124V155H126ZM142 154H145V153H142ZM146 154H147V153H146ZM149 154H150V153H149ZM151 154H152V155L154 154V155L158 156V155L156 154V151H155L154 153L151 152ZM162 154H163V153H162ZM174 154H175V153H174ZM192 154H193V151H192ZM235 154L239 155L238 159H235V163H236V164L234 163L235 165L233 166V164H231V162H230V165H228V161H229V160H227V159H228L229 157L231 158V156L233 157V155H235ZM27 155H28V153H27ZM36 155H37V154H34L32 159H34ZM40 155H41V154H40ZM42 155H43V154H42ZM42 155H41V156H42ZM44 155L46 156V154H44ZM62 155H63V153H62ZM85 155H87V154L85 153ZM89 155H90V154H89ZM110 155H111V151H110ZM118 155H117V157H118ZM131 155H132V154H131ZM137 155H136V156H137ZM164 155H166V154H164ZM178 155H180V154H178ZM188 155H189V154H188ZM193 155H194V157H195L196 154L194 153ZM255 155H257V156H255ZM263 155H264V154L262 153V157H263ZM29 156H31V155H29ZM37 156H38V155H37ZM41 156H40V157H41ZM45 156H44V157H45ZM47 156H48V155H47ZM51 156H53V155H51ZM51 156H49L50 159L52 158ZM55 156H56V155H55ZM82 156H83V153H82ZM82 156L80 155V158H81ZM91 156H92V155H91ZM94 156H95V155H94ZM96 156H97V154H96ZM96 156H95V158H96ZM98 156H97V157H98ZM140 156H141V155H140ZM147 156H148V154H147ZM147 156H145V157H147ZM149 156H151V155H149ZM186 156H187V155H186ZM38 157H39V156H38ZM42 157H43V156H42ZM78 157H79V156H78ZM115 157H116V156H115ZM117 157H116V158H117ZM124 157H125V156H124ZM133 157H134V156H133ZM177 157H178V156H177ZM184 157H185V155H184ZM184 157H179V158H184ZM187 157H188V156H187ZM192 157H193V156H192ZM25 158H26V156H25ZM56 158H54V159L56 160ZM82 158H84V156H83ZM95 158H94V159H95ZM100 158H102V157H100ZM104 158H105V157H104ZM109 158H110V156H109L107 159H109ZM112 158L114 159V157H112ZM112 158H110V159L112 160ZM116 158H115V160H114V163H112L113 160H112V161L110 160V161H111L110 163H112V165H116V164L119 162V160H118V162H116V164H115V161L118 159V158H117V159H116ZM128 158L130 159L131 156L128 155V156L126 157V159H125L126 162L129 161ZM134 158H135V157H134ZM136 158H137V157H136ZM138 158H140V157L138 156ZM138 158H137V159H138ZM147 158H149V157H147ZM151 158H153V159L156 160V158L153 157V156H152ZM151 158H149V161L151 160ZM27 159H28V158H27ZM29 159H31V157H30ZM36 159H37V158H36ZM36 159H35V160H36ZM39 159H42V158H39ZM85 159H86V158H85ZM92 159H93V156H92ZM98 159H99V157H98ZM107 159H106V160H107ZM119 159H120V158H119ZM123 159H124V158H123ZM141 159H142V158H141ZM144 159H146V158H144ZM164 159H165V157H164ZM176 159H177V158H176ZM176 159H174V160L176 161ZM196 159H195V160H196ZM233 159H234V158H233ZM263 159H264V158H263ZM46 160H47V159H46ZM48 160H49V159H48ZM59 160H60V162H62V158H61V159L59 158ZM81 160H82V159H81ZM83 160H84V159H83ZM83 160H82V161H83ZM89 160H90V158H89ZM100 160H101V159H100ZM133 160H135V159H133ZM142 160H143V159H142ZM147 160H148V159H147ZM147 160H146V161H147ZM155 160H153V161L155 162ZM170 160H171V159H170ZM180 160H181V159H180ZM180 160H178V161H180ZM184 160H185V158H184ZM226 160H227V161H226ZM236 160H239V161L236 162ZM243 160H244V161H243ZM25 161H26V160H25ZM29 161H30V160H29ZM32 161H33V160H32ZM42 161H43V163H44L45 159L43 158V160H41V162H42ZM49 161H50V160H49ZM51 161H53V160H51ZM84 161H85V160H84ZM93 161H94L95 163H96V161L99 162L98 160H93ZM93 161H92V162H93ZM101 161H102V160H101ZM107 161H108V160H107ZM140 161H141V160H140ZM146 161H145V162H146ZM151 161H152V160H151ZM160 161H161V163H162V161H163V163H165V162H164L165 160H163V158L160 159ZM160 161H158V162H160ZM171 161H172V160H171ZM181 161H182V160H181ZM263 161H264V160H262V162H263ZM34 162H35V161H34ZM34 162H33V163H34ZM36 162L39 163L40 160H38V161H36ZM123 162H124V161H123ZM123 162H122V163H123ZM126 162H125V165H127ZM130 162L132 163V161H129L128 164H130ZM135 162H136V163H135ZM135 162H134V163L137 164L139 161L137 162V160H135ZM142 162H143V161H142ZM156 162H157V161H156ZM182 162H183V161H182ZM226 162H227V164H226ZM232 162H233V161H232ZM243 162H244V164H243ZM31 163H32V162H31ZM53 163H55V161H54ZM81 163H83V162H81ZM84 163H85V162H84ZM86 163L88 164L89 161H86ZM90 163H91V162H90ZM90 163H89V166H90ZM95 163H94V165H95V167H96V164H95ZM101 163H102L101 166H103L104 159H103V162H101ZM110 163H109V164H110ZM140 163H141V162H140ZM147 163H148V162H147ZM147 163H145V165H146ZM150 163H151V162H150ZM163 163H162V164H163ZM166 163H167V162H166ZM174 163H175V162H174ZM174 163H173V164H174ZM176 163H177V162H176ZM183 163H184V162H183ZM40 164H42V163H40ZM48 164L50 165V164H52V163L48 162ZM48 164H47V162H46V166H47ZM59 164H60V163H59ZM92 164H93V163H92ZM98 164H99V163H98ZM107 164H108V162H107ZM159 164H160V163H159ZM178 164H179V163H178ZM261 164H262V163H261ZM25 165H27V164H25ZM31 165H32V164H31ZM35 165H36V164H35ZM35 165H34V166H35ZM42 165H43V164H42ZM42 165H41L42 168H40L39 166H38V167H39L40 169H42V171H43V169L46 168V167L44 166V168H43ZM49 165H48V166H49ZM53 165H54V164H52V165H50V166H53ZM56 165H58V164H56ZM56 165H55V166H56ZM99 165H100V164H99ZM123 165H124V164H123ZM145 165H144V163H143V166H142V167H144ZM150 165H151V164H149V167H150ZM157 165H158V163H157ZM176 165H177V164H176ZM176 165H172V166L175 167ZM180 165H181V164H180ZM27 166H28V165H27ZM27 166L24 167V168H25L26 173L28 174L29 169H30V171H31V170H33L34 167H33V168H30V167H32L33 165L30 166V167H27ZM36 166H37V165H36ZM83 166H85V165H83ZM86 166H87V165H86ZM89 166H88V167H89ZM108 166H109V165H108ZM108 166H107V167H108ZM132 166H134V165H132ZM136 166H140V165H136ZM147 166H148V164H147ZM147 166H146V168L149 169V167H147ZM155 166H156V165H155ZM155 166H154V167H155ZM159 166L162 167L161 164H160V165L157 166L158 169H159ZM168 166H169V165H168ZM168 166H167V167H168ZM261 166H264V165H261ZM0 167H2V166H0ZM75 167H76V166H75ZM79 167H81V166H79ZM92 167H93V166H92ZM99 167H100V166H99ZM107 167H106V168H107ZM114 167H115V166H114ZM118 167H119V166H118ZM118 167L115 168V171H116V169H117V171H119V170H118ZM125 167H126V166H125ZM140 167H141V166H140ZM140 167H139V168H140ZM142 167H141V168H142ZM152 167H153V166H152ZM154 167H153V169L156 168V167H155V168H154ZM179 167H180V166H179ZM181 167H182V166H181ZM35 168H36V167H35ZM47 168H48V167H47ZM54 168H55V167H54ZM56 168H57V166H56ZM77 168H75V170H76ZM81 168H82V167H81ZM90 168H91V167H90ZM100 168H101V169H100ZM100 168H99V170H101V172H102V167H100ZM109 168H110V166H109ZM109 168H108V170H110V172H111V169H109ZM111 168H113V167H111ZM126 168H127V167H126ZM130 168H131V165H130ZM130 168H129V169H130ZM165 168H166V167H165ZM177 168H178V167H177ZM177 168H176V170H174V172H175V171H179V170H177ZM198 168H200V171H201V169L203 170L204 175L202 176L201 181L196 182L197 180L195 181V179H194V175H195L196 169H198ZM258 168H259V167H258ZM261 168H262V167H261ZM261 168H259V169H261ZM1 169H2V168H1ZM1 169H0V170H1ZM21 169H22V168H21ZM49 169H50V170H49ZM79 169H80V168H79ZM85 169L87 170V167H86ZM97 169H98V167H97ZM97 169H96V170H97ZM119 169H120V168H119ZM129 169L127 168L128 171H129ZM132 169H133V167H132ZM150 169H151V168H150ZM153 169H152V170H153ZM161 169H163V168H161ZM161 169H160V170H161ZM178 169H179V168H178ZM180 169H182V168H180ZM184 169H185V168H184ZM259 169H256V170H259ZM36 170H37V169H36ZM44 170H45V171L49 170V173H50L51 170H52V168H48L47 170H46V169H44ZM53 170H54V169H53ZM53 170H52V172H54ZM75 170H74V171H75ZM83 170H84V168H83ZM89 170H90V169L88 168V171H89ZM92 170H93V168H92ZM108 170H107V171H108ZM113 170H114V169H113ZM122 170L124 171V166H123ZM127 170L125 169V171H127ZM134 170H137V171H138L137 168H136V169L134 168ZM152 170H151V171H152ZM156 170H157V169H156ZM160 170H158V171H160ZM248 170H247V171H248ZM262 170H264V169L262 168ZM2 171H3V170H2ZM30 171H29V172H30ZM33 171H34V173L39 172V170H38V171L33 170ZM62 171L60 170L59 172H61V173H62L61 175L63 176V172H62ZM70 171H69V172H70ZM78 171H79V170H78ZM88 171H86V172H88ZM90 171H91V170H90ZM115 171H113L112 173H114ZM137 171H135L136 174H137ZM151 171H150V172H151ZM154 171H155V170H154ZM158 171H157V173H158ZM181 171H182V170H181ZM181 171H180V173H182ZM198 171H199V170H198ZM238 171H239V172H238ZM259 171H261V170H259ZM21 172H22V171H21ZM96 172L99 173L98 170H97ZM101 172H100V173H101ZM110 172L108 173L109 175H110ZM129 172L131 173V171H129ZM132 172H134V171L132 170ZM135 172H134V173H135ZM139 172L142 173L143 171L140 170ZM155 172H156V171H155ZM155 172L151 173V175L154 174L153 176H155ZM248 172H249V171H248ZM250 172L253 173L252 171H250ZM250 172H249V173H250ZM43 173H44V171H43L41 174L44 175ZM70 173H71V172H70ZM70 173H69V174H70ZM76 173H77V174H78V173H81V171H80V172H76ZM76 173H74V174H76ZM84 173H85V172H84ZM89 173H90V172H89ZM106 173H107V172H105V175H107ZM115 173H117V172H115ZM115 173H114V175H115ZM118 173H119V172H118ZM118 173H117V174H118ZM134 173H133V174H134ZM144 173H145V172H144ZM175 173H176V176H177V175H178L177 172H175ZM238 173H239V174H238ZM246 173H247V172H246ZM257 173H258V172H257ZM0 174H1V172H0ZM23 174H24V172H23ZM23 174L21 173V175H23ZM30 174L32 175L33 173H30ZM30 174H29V175H30ZM37 174H38V173H37ZM37 174H35V176H37ZM39 174H40V172H39ZM47 174H48V173H47ZM52 174H54V173H52ZM52 174H51V176H52ZM59 174H60V173H58L57 176H58ZM77 174H76V175H77ZM82 174H83V173H82ZM82 174H79V175L83 176L84 174H83V175H82ZM103 174H104V173H103ZM117 174H116V175H117ZM126 174H128V173H126ZM138 174H139V173H138ZM146 174H147V173H146ZM196 174H197V173H196ZM232 174H233V175H232ZM21 175H20V170H19V176H21ZM42 175H41V176L38 175L37 177H38V178H39V177L41 178ZM76 175H72V176H76ZM87 175H88V173H87ZM87 175L85 174L84 177H86ZM92 175H93V174H92ZM92 175H91V176H92ZM97 175H98V174H96L95 176H97ZM99 175H102V173L99 174ZM105 175H104V176H105ZM109 175H108V177L111 176V175H110V176H109ZM116 175H115V176H116ZM119 175H120V173H119ZM122 175H125L124 172H122ZM122 175H121V176H122ZM139 175H140V174H139ZM139 175H135L136 178H137V176H139ZM142 175H143V177H145L144 174H142ZM142 175H140V176H142ZM156 175H158V174H156ZM173 175L175 176V174H173ZM201 175H202V174H201ZM246 175H247V174H246ZM250 175H251V174H250ZM252 175H254V174H252ZM260 175H261V174H260ZM14 176H16V175H14ZM33 176H34V175H33ZM33 176H32V178H34ZM46 176H47V175H46ZM46 176H44V177H46ZM48 176H49V174H48ZM51 176H50V179L52 178ZM57 176L55 177V178H56L55 180L58 179ZM62 176H61V177H62ZM66 176H67V174H66ZM72 176L70 175V177H72ZM89 176H90V174H89ZM121 176H120V177H121ZM128 176H129V175H128ZM133 176H134V175H133ZM133 176H131V178H129V179H135V177L133 178ZM146 176H147V175H146ZM148 176H150V175L148 174ZM153 176L151 177V179L153 178ZM176 176H175V177H176ZM238 176H234V177L236 178V177H238ZM243 176H244V175H243ZM16 177H17V176H16ZM23 177H25V176L23 175ZM44 177H43V179H44ZM84 177H82V178L80 177L81 179H79V180L84 179ZM106 177H107V176H106ZM116 177L120 178L118 175H117ZM116 177H113V176H112V179H111V177H110L109 179H110V180H113V178H116ZM122 177L125 178V177H127V176L125 175V176H122ZM122 177H121V178H122ZM175 177H174V178H175ZM178 177L181 178V175H179ZM244 177H245V176H244ZM244 177H243V178H244ZM248 177H249V174H248ZM248 177H247V178H248ZM250 177H251V176H250ZM254 177H255V175H254ZM30 178H31V177H29V179H30ZM40 178H39L38 181H40ZM53 178H54V177H53ZM59 178H60V176H59ZM68 178H69V176H68V177H65V178H64L65 181L68 180ZM98 178L102 179L101 176L98 177ZM98 178L96 177V178H94V180L97 179L96 181H98ZM121 178H120V179H121ZM124 178H123V179H124ZM138 178H139V177H138ZM157 178H158V177H157ZM159 178H160V177H159ZM169 178H171V177H169ZM172 178H173V177H172ZM185 178H184V179H185ZM258 178H259V177H258ZM258 178H257V179H258ZM23 179H24V178H23ZM43 179H42V181H43ZM46 179H47V178H46ZM60 179H61V180H60V183H62L61 181H63V179H62V178H60ZM123 179H122V181H123V183H124V180H123ZM148 179H149V178H148ZM148 179H147V180H148ZM151 179H149L150 183L148 182L147 185L151 184V182L153 181V179H152V181H151ZM155 179H156V178H155ZM161 179H163V177L160 178L159 180H161ZM177 179H178V178H177ZM177 179H176L175 181H177ZM226 179H228V180H226ZM244 179H246V178H244ZM21 180H22V179H20V181H21ZM30 180H32V179H30ZM44 180H45V179H44ZM55 180H54V181H55ZM69 180H70V179H69ZM72 180H73V178H72ZM75 180H76V179H75ZM84 180H85V179H84ZM104 180H106V179H104ZM125 180H126V178H125ZM147 180H145V181L147 182ZM157 180H158V179H157ZM164 180H165V176H164L163 181H164ZM179 180H180V179H179ZM179 180H178V182H179ZM247 180H248V179H247ZM247 180H246V181H247ZM250 180L252 181L251 178H250ZM259 180H260V179H259ZM259 180H258V181H259ZM16 181H17V182H16ZM20 181L18 182L19 184H20ZM36 181H37V180H36ZM42 181H40V182L42 183ZM54 181H53V182H54ZM58 181H59V179H58L56 182H58ZM82 181H83V180H82ZM82 181H81V182H82ZM86 181H87V180H86ZM92 181H93V179H92ZM92 181H91V182H92ZM107 181H108V180H107ZM113 181H114V180H113ZM117 181H119V180L116 179L115 182H113V183H116ZM122 181H120L119 183H121ZM129 181H130V180H129ZM138 181H139V180H137L136 182H138ZM155 181H156V180H155ZM161 181H162V180H161ZM161 181L158 182V183H160V184L162 183V184H163V182H161ZM166 181H167V180H166ZM168 181H169V180H168ZM244 181H245V180H244ZM253 181H254V180H253ZM263 181H264V178H263ZM23 182H24V181L22 180L21 183H23ZM33 182H34V180H33ZM33 182H31L30 185H32ZM44 182H45V181H44ZM56 182H55V183H56ZM70 182H72V181H70ZM79 182H80V181H78L77 183H78V184H81V183H79ZM83 182H84V181H83ZM93 182H94V181H93ZM93 182H92V184H91L92 186H93V184L95 185V183H93ZM100 182H101V181H100ZM102 182H103V181H102ZM110 182H111V181H110ZM110 182H109V183H110ZM126 182H128V181H126ZM136 182H134V183L136 184ZM173 182H174V181H173ZM173 182H172V183H173ZM178 182L173 183V184H175V186H177L176 184H178ZM209 182H211V183H210L211 185H212V183H213V185H216V188H215L214 186H213V187L211 186V189H209V188H210V187H208V186H209V185H208ZM261 182H262V180H261ZM25 183H26V181H25ZM25 183H23V184H25ZM28 183H29V181H28ZM45 183H46V182H45ZM47 183H48V182H47ZM49 183H51V181H50ZM49 183H48V186H50V185L52 184V183H51V184L49 185ZM55 183H54V185L56 186L57 184H55ZM63 183H64V182H63ZM67 183H68V182H67ZM73 183H74V182H72V185H71V186H73ZM75 183H76V182H75ZM75 183H74V184H75ZM84 183H85V182H84ZM84 183H83L82 185H84ZM96 183H97V182H96ZM109 183H108V184H109ZM117 183H118V182H117ZM119 183H118V184H119ZM138 183H140V181H139ZM164 183H165V182H164ZM168 183H169V182H168ZM172 183H171V186H172ZM180 183H181V181H180ZM197 183H199V184H197ZM257 183H258V182H257ZM263 183H264V182H263ZM263 183H262V184H263ZM23 184H22V185H23ZM38 184H39V183H38ZM68 184H69V183H68ZM68 184H67V185H68ZM85 184H86V187H87V183H85ZM97 184H98V183H97ZM99 184L101 185L102 183H99ZM99 184H98V185H99ZM106 184H107V182H106ZM124 184H125V183H124ZM126 184H127V183H126ZM128 184H129V182H128ZM135 184L133 185V183H132L133 186H135ZM140 184L142 185V183H140ZM144 184H145V183L143 182V185H144ZM162 184H161V185H162ZM243 184H244V183H243ZM245 184H246V183H245ZM247 184H248V183H247ZM252 184H254V183H252ZM255 184H256V183H255ZM255 184H254V185H255ZM258 184H259V183H258ZM25 185H26V184H25ZM25 185H23V188H24ZM28 185H29V184H27L26 186L28 187ZM34 185H35V183L33 184V186H34ZM36 185H37V184H36ZM39 185H40V184H39ZM65 185H66V184H65ZM69 185H70V184H69ZM69 185H68V186H69ZM76 185H77V184H76ZM76 185L74 186V188L76 187ZM82 185H80V187H81ZM98 185H95V188L97 187L98 189H100L101 186L98 187ZM109 185H110V184H109ZM112 185H113V184H112ZM120 185H121V184H120ZM120 185H118L119 188H120L121 186H123V185H121V186H120ZM130 185H131V183L128 185V187L124 185V186H125V188H124L125 190H124V191H121V190H120V191L123 192V193H126L125 191H127V189L129 190ZM132 185H131V187H132ZM143 185H142V186H143ZM145 185H146V184H145ZM154 185L156 186V183H155ZM157 185H159V184H157ZM207 185H208V186H207ZM250 185H251V184H250ZM254 185H253V186H254ZM17 186H18V188H19V185H17ZM45 186H46V184H45ZM58 186H59V182H58ZM58 186H57V187H58ZM60 186H62V185H60ZM63 186H64V184H63ZM110 186H111V185H110ZM113 186H114V185H113ZM113 186H112V187H113ZM118 186H117V187H118ZM124 186H123V187H124ZM136 186H140V185H139V184H136ZM136 186L134 187L135 189L137 188ZM171 186H170V187H171ZM173 186H174V185H173ZM196 186H197V188H198V192H197V194L194 193V195L191 196V195H192V189H193L194 187L196 188ZM245 186H246V185H245ZM258 186H260V184H259ZM14 187H13V188H14ZM40 187H41V186H40ZM50 187H51V186H50ZM50 187H49V188H50ZM53 187H54V186H53ZM57 187H56V188H57ZM80 187H79V188H80ZM126 187H127V188H126ZM152 187H154V186H151V188H152ZM157 187H158V186H157ZM157 187H156V188H157ZM232 187H233V188H232ZM238 187H239V186H238ZM249 187H251V186H249ZM249 187H248V189H250ZM13 188H12V189H13ZM15 188H16V187H15ZM15 188H14V189H15ZM18 188H17V189H18ZM25 188H26V187H25ZM25 188H24V189H25ZM34 188H35V189H34ZM38 188H39V187H38ZM45 188H47V187H45ZM45 188L43 187L44 190H45ZM61 188H62V187H61ZM64 188H66V186H64ZM64 188L62 189L63 191H61V192H64ZM72 188H73V187H72ZM79 188H78V185H77V188H75L74 190L71 189L70 193H71V192H74L75 190H77V189H79ZM83 188H84V186H83ZM95 188H94V190H97L99 193L101 192L100 190H98L97 188L95 189ZM101 188H102V187H101ZM109 188H110V187H109ZM113 188H115V186H114ZM113 188H112V189H113ZM119 188H118V189L115 188V189L117 190V191L115 190L116 193L118 192ZM143 188L146 189L147 187H146V188L143 187ZM143 188L140 187V189H143ZM148 188H149V186H148ZM159 188H160V187H159ZM174 188H175V187H174ZM174 188H173V189H174ZM179 188H180V187H179ZM197 188H196V189H197ZM212 188H213V189H212ZM214 188H215V189H214ZM243 188H244V187H243ZM243 188H240L239 190H241V189H243ZM251 188H252V187H251ZM255 188H254V189H255ZM1 189H2V188H1ZM29 189H30V186H29ZM29 189L26 188V190H29ZM33 189L35 190V193H36V192H37V191H36V186L33 187ZM40 189H41V188H40ZM43 189H42V190H43ZM47 189H48V188H47ZM47 189H46V190H47ZM59 189H60V188H59ZM90 189L93 190V188H91V187H90ZM104 189H106V188H104ZM104 189L102 188L103 191H105ZM130 189H133V188H130ZM140 189H139V190H140ZM171 189H172V188H171ZM173 189H172V190H173ZM246 189H247V188H246ZM254 189H253V190H254ZM8 190L10 191V189H8ZM52 190H53V191H52V193H53L54 190H56V189H53V188H52ZM66 190H68V187H67ZM66 190H65V191H66ZM81 190H82V189L80 188V190H78V191H81ZM110 190H111V189H110ZM110 190H109V193H108V194H110V193L113 192V190H112L111 192H110ZM150 190H151V189H150ZM150 190H149V191H150ZM203 190H204V191H203ZM235 190H237V187H236ZM15 191H16V190H15ZM21 191H25V190L22 189ZM56 191H57V192H56V193L54 192V193H55L56 195H58V193H60V192H59V190H56ZM97 191H93V193L95 194V192H97ZM120 191H119V192H120ZM129 191H130V190H129ZM131 191H132V190H131ZM131 191H130V192H131ZM142 191H143V190H142ZM152 191H153V190H152ZM173 191H174V192H173ZM173 191H172L173 193L177 192V191H178V188H177V191H175V190H173ZM237 191H238V190H237ZM257 191H256L255 193H257ZM0 192H1V191H0ZM4 192H7L6 189H5ZM11 192H12V191H11ZM11 192H10V193H11ZM27 192H28V191H27ZM27 192H26V193H27ZM31 192H32V191L30 190L29 193H31ZM41 192H44V191H41ZM41 192H39V193H41ZM45 192H46V191H45ZM45 192H44V193H45ZM68 192H69V191H68ZM68 192H67V193H68ZM90 192H91V191H90ZM98 192H97V195H98ZM119 192H118V193H119ZM132 192H133V191H132ZM135 192L138 193V190H136ZM140 192H141V191H140ZM165 192H167V190H166ZM172 192H169V193H172ZM228 192L231 193V195L229 194V197H231V198L229 199L230 202H228V201H227L228 203L222 202V201H223L222 199L224 198V196H226V193H227V197H228ZM243 192L245 193L246 191H243ZM252 192H253V191H252ZM13 193H14V192H13ZM15 193H16V192H15ZM18 193H19V191H18L16 194H18ZM74 193H76V192H74ZM74 193H73V194H74ZM106 193H107V192H106ZM147 193L150 194L151 191H150V192L147 191L146 193H143V194L145 195V194H147ZM162 193H163V192H162ZM169 193H168V194H169ZM246 193L249 194V192H246ZM250 193H251V191H250ZM260 193H261V194H260ZM4 194H5V193H4ZM7 194H8V193H7ZM21 194H22V192H21ZM41 194H42V193H41ZM50 194H51V193H49V195H50ZM55 194H54V195L51 194V196H52V195L55 196ZM80 194H81V192L79 193V195H80ZM88 194H89V193H88ZM88 194H87V196L89 197V195L92 194V192H91L89 195H88ZM104 194H105V193H104ZM113 194L116 195L115 193H113ZM121 194H122V193H121ZM126 194H127V193H126ZM126 194H125V195H126ZM133 194H134V192H133ZM135 194H136V193H135ZM135 194H134V195H135ZM139 194H140V193H139ZM141 194H142V193H141ZM143 194H142V195H143ZM151 194H152V193H151ZM177 194H178V193H177ZM224 194H225V195H224ZM0 195H2V194H0ZM13 195H15V194H13ZM13 195H12V196H13ZM18 195H20V193H19ZM28 195H29V194H28ZM34 195H35V194L33 193V196H34ZM38 195H39V194H38ZM49 195H48V196H49ZM67 195L69 196L70 194H67ZM71 195H72V194H71ZM71 195H70V198H71ZM79 195L77 194L78 197H79ZM106 195H107V194H106ZM111 195H112V194H111ZM111 195H108V196L110 197ZM114 195H113L112 197H114ZM122 195H124V194H122ZM128 195H130L129 192H128ZM131 195H132V194H131ZM134 195H132V196H134ZM136 195H137V194H136ZM136 195L134 196L135 198L137 197ZM156 195H157V194H156ZM162 195H163V194H162ZM164 195H165V193H164ZM173 195H174V194H173ZM240 195H241V194H240ZM12 196H11V194L9 195V197H12ZM22 196H23V194H22ZM25 196H27V195H25ZM33 196H32V194H31V197H33ZM51 196H50V197H51ZM53 196H52V197H53ZM92 196H94V195H92ZM92 196L90 195L89 198L91 199ZM116 196L118 197V194H117ZM132 196H131V197H132ZM139 196H140V195H139ZM248 196H250V195H248ZM248 196H247V198H248ZM255 196H257V195H255ZM7 197H8V196H7ZM15 197H17V196H15ZM28 197H29V196H27L26 198H28ZM34 197H36V196H34ZM34 197H33V198H34ZM37 197H38V198H37ZM37 197L33 200V203H34V202L36 203L35 200H37V199L39 200V196H37ZM41 197H42V196H41ZM41 197H40V198H41ZM43 197H45V196H43ZM52 197H51V198H52ZM55 197H56V196H55ZM72 197H73V195H72ZM74 197H76V196H74ZM78 197H76V198H78ZM117 197H114V199H116ZM124 197H125V196H123V197L121 196V199H122V201L124 200V202H125V200L128 201L127 203L131 202V201H132V198H134V197H132V198L130 197V198H131V201H129V197H128V200H127L126 198H124ZM141 197H142V196L139 197V200H140V201H142V198H141ZM143 197H144V196H143ZM145 197H146V195H145ZM153 197H154V195H153ZM155 197H156V196H155ZM166 197H167V196H166ZM169 197H170V196L168 195L167 199H168ZM178 197H179V196H178ZM227 197H225V198H227ZM243 197L245 198L244 194H243ZM4 198H6V197L4 196ZM13 198H14V196H13ZM24 198H25V197H24ZM51 198H50V199H51ZM57 198H58V196H57ZM93 198H96V197H93ZM110 198H111V197H110ZM123 198H124V199H123ZM140 198H141V199H140ZM147 198H148V197H147ZM150 198H152V197H150ZM172 198H173V197H172ZM174 198H175V195H174ZM241 198H242V196H241ZM247 198H245V199H247ZM7 199H8V198H7ZM19 199H20V198H19ZM22 199H23V197H22ZM29 199H30V197H29ZM50 199L48 198V200H50ZM72 199H73V198H72ZM114 199L112 198V200H114ZM121 199H120V200H121ZM136 199H137V198H136ZM145 199H146V198H145ZM154 199H155V198H154ZM170 199H171V198H170ZM245 199H244V200H245ZM248 199H249V198H248ZM251 199H252V198H251ZM8 200H10V198H9ZM8 200H7V201H8ZM23 200H26V199H23ZM23 200H22V201H23ZM42 200H43V199H42ZM42 200L40 199V201H42ZM54 200H55V199L53 198L51 201L54 202ZM56 200H58V199H56ZM66 200H68L67 196H66ZM78 200H79V199H78ZM86 200H88V201H86ZM93 200H94V199H93ZM109 200H111V199H109ZM117 200H119V197H118ZM137 200H138V199H137ZM139 200H138V201H139ZM146 200H148V199H146ZM175 200H176V198L174 199V201H175ZM242 200H243V199H242ZM7 201H6V203H7ZM13 201H15V199H14ZM17 201H19L18 198H17ZM31 201H32V199H31ZM68 201H69V200H68ZM74 201H75V198H74ZM91 201H92V200H91ZM114 201H116V200H114ZM122 201H121V202H122ZM135 201H136V200H135ZM171 201L173 202V200H171ZM176 201H177V200H176ZM237 201H238V200H237ZM8 202H9V201H8ZM24 202H25V201H24ZM24 202H23V203H24ZM26 202L28 203L29 201L26 200ZM52 202H51V203H52ZM57 202H59V201H57ZM60 202H62V200H61ZM60 202H59V203H60ZM66 202H67V201H66ZM66 202H65V204H68V203H66ZM76 202H77V201H76ZM79 202H80V201H79ZM81 202H82V201H81ZM85 202L90 203L89 199H85ZM121 202H118V201H117V203H119V204H120ZM142 202H143V201H142ZM154 202H155V201H154ZM161 202H162V201H161ZM169 202H170V200H169ZM177 202H178V201H177ZM250 202L252 203V200H251ZM12 203H13V202H12ZM14 203H15V202H14ZM19 203H20V201H19ZM33 203H32V204H33ZM35 203H34V204H35ZM38 203H39V201H38ZM38 203H36L35 205H33L34 207H32V208H35V206L38 207V205H39ZM41 203H42V202H41ZM88 203H87V204H88ZM125 203H126V202H125ZM125 203H124V204H125ZM127 203H126V204H127ZM134 203H135V202H134ZM140 203H141V202H139V204H140ZM150 203H151V201H150ZM155 203H156V202H155ZM157 203H159V202H157ZM157 203L155 204L156 206H157ZM194 203H196V202H194ZM9 204H11V201H10ZM9 204L7 203V205H9ZM21 204H22V202H21ZM25 204H26V203H25ZM28 204L30 205L31 202H29ZM28 204H27V206H29ZM37 204H38V205H37ZM47 204H48V203L46 202V205H47ZM53 204H54V203H53ZM56 204H57V203H56ZM65 204H63V205L60 204V206H64ZM85 204H86V203H85ZM85 204H84V205H85ZM87 204H86V205H87ZM106 204H109V203H106ZM106 204H105V207L107 206ZM124 204H121V205H124ZM129 204H131V203H129ZM137 204H138V203H137ZM139 204H138V205H139ZM159 204H160V203H159ZM165 204H168V203H166V201H165L164 205H165ZM170 204H171V202H170ZM241 204H242V203H241ZM246 204H247V202H246ZM248 204H249V203H248ZM11 205H12V204H11ZM13 205H14V204H13ZM15 205H16V204H15ZM15 205H14V207H15ZM19 205H20V204H19ZM44 205H45V204L43 203V206H44ZM50 205H52V204H50ZM57 205H58V204H57ZM89 205H90V204H89ZM91 205H93L92 202H91ZM117 205H118V204H117ZM161 205H163V204H161ZM161 205H159V206L161 207ZM172 205H176V204H171L170 206H172ZM177 205H178V204H177ZM195 205L193 204L194 207H196ZM239 205H240V204H239ZM16 206H18V203H17ZM23 206H24V205H23ZM23 206H21V207H23ZM30 206H31V205H30ZM39 206H40V205H39ZM47 206H49V205H47ZM66 206H67V205H65V207H66ZM109 206H111V205H109ZM109 206H108V207H109ZM113 206L115 207V205H113ZM124 206H126V205H124ZM133 206H134V205H133ZM133 206H132V207L130 206L131 208L129 207V210L133 209ZM136 206H137V205H136ZM152 206H153V204H152ZM156 206H155L154 208H157V207H158V206H157V207H156ZM232 206H233V207H232ZM250 206H251V205H250ZM10 207H13V206H10ZM14 207H13V208H14ZM25 207H26V206H25ZM37 207H36V210H37ZM50 207H52V206H50ZM57 207H58V206H57ZM85 207H86V206H85ZM108 207H107V208H108ZM118 207H119V206H118ZM120 207H122V206H120ZM126 207H127V206H126ZM134 207H135V206H134ZM137 207H138V206H137ZM137 207H135V208H137ZM139 207H141V206L139 205ZM139 207H138V209H139ZM164 207H165V206H164ZM174 207H175V206H174ZM231 207H232V208H231ZM237 207H238V206H237ZM27 208H28V207H27ZM32 208H30V209H32ZM42 208H43V207H42ZM44 208H45V210L48 209L46 206H45ZM46 208H47V209H46ZM52 208H53V209H54V208L56 209V207H55L54 205H53ZM88 208H92V206L87 207V210H88ZM111 208H113V207L111 206ZM123 208H124V207H123ZM162 208H163V207H161V209H162ZM169 208H170V207H169ZM172 208H173V207H171V210H170L171 212L173 211ZM175 208H176V207H175ZM230 208L232 209L231 212H228V213H227L226 211H228ZM235 208H236V207H235ZM246 208H247V207H246ZM10 209H11V208H10ZM22 209H24V208H22ZM28 209H29V208H28ZM28 209H25V210L27 211ZM49 209H50V208H49ZM53 209H52V210H53ZM61 209H62V208H61ZM109 209H110V208H109ZM119 209H121V208H119ZM119 209H118V210H119ZM125 209H126V208H125ZM127 209H128V208H127ZM148 209H149V208H148ZM157 209H158V208H157ZM176 209H177V208H176ZM259 209H261V212L258 211V212H260V213L258 214V212H257V215H254L255 211H257V210H259ZM38 210H39V207H38ZM43 210H44V209H43ZM45 210H44V212L41 211L42 213H45L44 215H47V214H50V213H51V212L48 213L49 210H48V212L46 213ZM92 210H93V209H92ZM92 210H89V211H92ZM106 210H107V209H105V211H103L104 215H108V214H106V212H107ZM113 210H114V209H112V213L115 212V211H113ZM115 210L117 211V207L115 208ZM121 210H122V209H121ZM153 210H155V209H153V207H152V211H153ZM168 210H169V209H167V211H168ZM190 210H191V209H190ZM193 210H194V209H193ZM193 210H192V211H193ZM11 211H12V210H11ZM20 211H21V210H20ZM22 211H23V210H22ZM22 211H21V212H22ZM34 211H35V209H34ZM50 211H51V209H50ZM53 211H54V210H53ZM58 211H59V210H58ZM58 211H57V212H58ZM85 211H86V210H85ZM109 211L111 212V210H109ZM123 211H124V210H123ZM125 211H126V210H125ZM159 211H160V210H159ZM161 211H162V210H161ZM164 211H165V210H164ZM167 211H166V213H167ZM170 211H168V212H170ZM174 211H175V209H174ZM229 211H230V210H229ZM30 212H32V210H31ZM30 212L28 211V212L25 213V214H28V213H29V215H30ZM37 212H39V211H37ZM37 212L35 211V212H33V213H34V214H38ZM55 212H56V211H55ZM62 212H64V211H62ZM86 212H88V211H86ZM93 212H95V211L93 210ZM127 212H129V211L127 210ZM148 212H149V211H148ZM153 212H155V211H153ZM153 212H151V215H152ZM156 212H157V211H156ZM187 212H188V211H187ZM187 212H185V213H187ZM189 212H190V211H189ZM234 212H235V210H234ZM236 212H238V211L236 210ZM236 212H235V213H236ZM19 213H20V212H19ZM52 213H53V212H52ZM103 213L101 212V214H103ZM116 213H117V214H118V213H121V214H122V212H120V211H119V212H115V216H116ZM124 213H125V212H124ZM157 213H158V212H157ZM162 213H163V211H162ZM166 213H165V215H166ZM177 213H178V212H177ZM223 213H224L225 215H224ZM235 213H233V216H232V217L235 216V215H234ZM238 213H239V212H238ZM25 214H23V215H25ZM34 214H33V216H31V217H34L33 219L30 218V217L28 216L30 219H32V221H34V219H36V218L38 217L37 215H36V217H35ZM61 214H62V213H61ZM85 214H86V213H85ZM87 214H88V213H87ZM87 214H86L85 217L88 216ZM89 214H90V213H89ZM91 214H92V213H91ZM91 214H90V215H91ZM93 214H94V213H93ZM93 214H92V215H93ZM121 214H120V215H121ZM154 214H155V213H154ZM154 214H153V216H154ZM167 214H169V213H167ZM170 214H171V213H170ZM175 214H176V211H175ZM175 214H174V215H175ZM187 214H188V213H187ZM240 214H241V213H240ZM255 214H256V213H255ZM16 215H17V214H16ZM16 215L14 216L15 218H16ZM20 215H21V214H20ZM53 215H54V214H53ZM59 215H60V214H59ZM63 215H66V216H65V217H62V219H64V218L66 219L67 214H63ZM90 215H89V216H90ZM109 215L111 216V214H109ZM148 215H150V214H148V213L146 214V216H147L146 219H147V220H148V217H149ZM158 215H161V212H160V214H158ZM172 215H173V214H172ZM177 215H178V214H177ZM223 215H224V216H223ZM18 216H19V215H18ZM18 216H17V217H18ZM25 216H26V215H25ZM25 216H23V217H25ZM144 216H145V215H144ZM146 216H145V217H146ZM166 216H168V220H169V217H170L171 215H170V216H169V215H166ZM166 216H165V217H166ZM39 217H41V216H39ZM39 217H38V218H39ZM47 217H49V216H47ZM50 217H51V216H50ZM85 217H84V218H85ZM112 217H113V216H111V219H112ZM155 217H156V216H155ZM158 217H160V216H158ZM161 217H162V216H161ZM171 217L173 218L174 216H171ZM177 217H178V216H177ZM177 217H175V222H176V218H177ZM179 217H180V216H179ZM185 217H187V216H184V218H182V219H185ZM12 218H13V217H12ZM60 218H61V215H60ZM90 218H91V217H90ZM104 218H105V217H104ZM104 218L102 217V219H104ZM149 218H150V217H149ZM163 218H164V217H163ZM172 218H170V219H172ZM221 218H224V221H220ZM13 219H14V218H13ZM16 219H18V218H16ZM16 219H14V221H16ZM25 219H26V218H25ZM40 219H41V218H40ZM46 219L48 220V218H46ZM46 219H45V220H46ZM51 219H52V218H51ZM109 219H110V218H109ZM143 219H145V218L143 217ZM150 219H152V218H150ZM153 219H155V218H153ZM156 219H157V217H156ZM182 219H180V220H182ZM229 219H230V218H229ZM19 220H21V219H19ZM26 220H27V219H26ZM26 220H25V221H26ZM43 220H44V219H43ZM43 220L41 219V221H43ZM66 220H67V219H66ZM87 220H88V219H87ZM105 220H106V219H105ZM147 220H145V221H147ZM159 220H161V219H159ZM180 220H179V221H180ZM207 220H208V219H207ZM209 220H210V219H209ZM12 221H13V220H12ZM14 221H13V222H14ZM22 221H23V219H22ZM59 221H60V220H59ZM63 221H64V220H63ZM102 221H104V220H102ZM102 221H101V223L106 224V223H104L105 221H104V222H102ZM145 221H143V222H145ZM150 221H151V220H149L148 224L151 223ZM153 221H154V220H153ZM177 221H178V220H177ZM179 221L177 222L178 224L175 223L176 226H178L179 224L181 225V224H182L181 222H183L184 220H182L181 222H179ZM193 221H192V222H193ZM198 221H200V220H198ZM8 222H9V221H8ZM26 222H27V221H26ZM67 222H68V221H66V223L63 222L62 224L66 225ZM83 222H84V221H83ZM140 222H141V221H140ZM143 222H142V223H143ZM154 222H158V220H157V221H154ZM154 222H153V223H154ZM160 222H161V221H160ZM173 222H174V220L172 221V223H173ZM192 222H191V223H192ZM204 222H205V220H204ZM221 222H222V223H221ZM11 223H12V222H11ZM46 223H47V222H46ZM85 223H86V222H85ZM101 223H100V224H101ZM153 223H151V224L153 225ZM162 223L165 224V222H162ZM183 223H184V222H183ZM194 223H196V222H193V224H194ZM199 223H200V222H199ZM261 223H262V222H261ZM28 224H29V222H27V225H28ZM30 224H31V223H30ZM68 224H69V222H68ZM68 224H67V226H68ZM140 224H141V223H140ZM140 224H139V227L142 226V225H140ZM145 224H146V223H145ZM151 224L148 225V226L152 227ZM159 224H160V223H159ZM168 224H169V222H166V225H168ZM185 224H186V223H185ZM185 224H184V225H185ZM64 225H62V226H64ZM84 225H86V224H84ZM87 225H88V224H87ZM101 225H102V224H101ZM156 225H157V224H156ZM156 225H155V226H156ZM173 225H174V223H173ZM173 225H171V227H172ZM175 225H174V227H175ZM184 225H183V227H184ZM189 225H191V224H189ZM254 225H255L254 228H255V230H256V232H257V233H256V236H255V235H252L251 233H249V229H250V227H251V226L253 227ZM263 225H264V224H263ZM28 226H29V225H28ZM28 226H26V227L29 228L30 226H29V227H28ZM67 226H66V227H67ZM105 226H107V225H105ZM137 226H138V225H137ZM144 226H145V225H144ZM168 226H169V225H168ZM168 226H167V227H168ZM181 226H182V225H181ZM181 226H180V228H181ZM209 226H210V225H209ZM209 226H208V227H209ZM1 227H2V226H1ZM7 227H8V226H7ZM23 227H24V226H22V228H23ZM145 227H146V226H145ZM158 227H159V226H157V228H155V229H153L154 227L151 228L153 231L148 232L149 235H151V236H147V235H146L147 232H143V233H145V235H144L145 238L152 237V238H150V239H151V240L154 239V238H153V237H154V235H153L154 233H152V232H154V230L156 231V229L158 230ZM171 227H170V228H171ZM178 227H179V226H178ZM183 227H182V228H183ZM187 227H189V226H187ZM190 227H191V226H190ZM3 228H4V227H3ZM10 228H11V227H10ZM10 228H9V229H10ZM24 228H25V227H24ZM141 228H142V227H141ZM146 228H147V227H146ZM163 228H164V226H163ZM170 228H169V229H170ZM176 228H177V227H176ZM182 228H181V229H182ZM185 228H186V227H185ZM210 228H211V227H210ZM1 229H2V228H1ZM6 229H7V228H6ZM9 229H8V230H9ZM96 229H100V228L98 227V228H96ZM103 229H104V227H103ZM138 229H139V228H138ZM147 229H149V228H147ZM151 229H150V230H151ZM164 229H166V227H165ZM187 229H188V228H187ZM187 229H186V232H187ZM190 229H191V228H190ZM190 229H189V231H190ZM213 229H214V228H213ZM2 230H3V229H2ZM8 230H5V231L7 232ZM58 230H59V229H58ZM101 230H102V229H100V231H101ZM139 230H140V229H139ZM142 230H145V228L143 227ZM142 230H141V231H142ZM166 230H168V229H166ZM177 230H178V229H177ZM199 230L202 231L201 229H199ZM199 230H198V231H199ZM255 230H254V233H255ZM27 231H28V230H27ZM27 231H26V232H27ZM98 231H99V230H98ZM137 231H138V230H137ZM146 231H147V230H146ZM168 231H170V230H168ZM179 231H181V230H179ZM183 231H184V229H183ZM189 231H188V232H189ZM196 231H197V230H196ZM196 231H195V232H196ZM1 232H2V231H1ZM8 232L10 233V230H9ZM8 232H7V233H8ZM32 232H34V231H32ZM170 232H171V231H170ZM170 232H169V233H170ZM172 232H173V231H172ZM172 232H171V234L174 236L175 234H173ZM184 232H185V231H184ZM184 232L181 231V233H184ZM193 232H194V231H193ZM195 232L192 233V235L196 234V238H197V236H198L199 233L197 234V232H196V233H195ZM207 232H208V231H207ZM207 232H205V233H207ZM252 232H253V231H252ZM3 233H5V232H3ZM7 233L4 234V235H7ZM9 233H8V235H9ZM28 233H29V232H28ZM38 233L40 234V232H38ZM38 233H37V234H38ZM99 233H101V232H99ZM99 233H98V237H100V236H99ZM148 233H147V234H148ZM150 233H152V234H150ZM161 233L163 234V232H161ZM179 233H180V232H179ZM0 234H1V233H0ZM26 234H27V233H26ZM37 234H36V235H37ZM39 234H38L37 237H39ZM2 235H3V234H1V236H2ZM29 235H30V234H29ZM94 235H96V233H94ZM100 235H101V234H100ZM142 235H143V234H142ZM142 235H140V237H141ZM152 235H153V236H152ZM166 235H167V234H165V236H166ZM178 235H180V234H178ZM232 235H233V237H232ZM257 235H258V236H257ZM27 236H28V234H27ZM146 236H147V237H146ZM162 236H163V235H161V237H162ZM243 236L248 237L247 240L244 239V241L246 240V241H245V244H243V243L240 241V243H238L239 246L236 247V248H233V249H232V241H233V240H236V242H237L239 239L241 240V237H243ZM3 237H4V240H7V239H5V236H3ZM35 237H36V236H35ZM37 237H36V238H37ZM142 237H143V236H142ZM158 237H160V236L158 235L157 238H158ZM170 237H171V235H170ZM176 237H177V236H176ZM176 237H175V238H176ZM178 237H179V236H178ZM178 237H177V238H178ZM204 237H205V236H204ZM245 237H244V238H245ZM0 238H1V237H0ZM6 238H8V236H7ZM33 238H34V237H33ZM94 238H95V236H94ZM162 238L164 239V237H162ZM165 238H166V237H165ZM167 238L169 239V237H167ZM171 238H172V237H171ZM190 238H191V237H190ZM190 238H189V239H190ZM198 238H199V237H198ZM202 238H203V237H202ZM2 239H3V238H2ZM2 239H1V241H2ZM9 239H10V237H9ZM133 239H134V238H133ZM142 239H143V240H147V239H144V237H143ZM142 239H141V240H142ZM148 239H149V238H148ZM150 239H149V241H150ZM163 239H162V241H163ZM189 239H187V240H189ZM192 239H193V238H192ZM194 239H195V236H194ZM194 239H193V240H194ZM24 240H26V239H24ZM95 240L98 241V239H95ZM136 240H137V239H136ZM138 240H139V239H138ZM141 240H139V241L141 242ZM154 240H155V239H154ZM156 240H157V239H156ZM159 240H160V239H158V241H159ZM164 240H165V239H164ZM166 240H167V239H166ZM166 240H165V241H166ZM31 241H32V240H31ZM124 241H125V240H123V242H124ZM139 241H137V242L140 243ZM147 241H148V240H147ZM158 241H157V242H158ZM165 241H163V242H165ZM190 241H191V239H190ZM8 242H10V241L8 240ZM26 242H28V240H27ZM32 242H33V241H32ZM46 242H47V241H46ZM150 242H152V241H150ZM157 242H156V243H157ZM163 242H162V243H163ZM188 242H189V241H188ZM188 242H187V243H188ZM195 242H197V239H196ZM195 242H193V243H195ZM236 242H235V243H236ZM0 243H1V242H0ZM3 243L5 244V241H4ZM3 243H1V244H3ZM153 243H154V241H153ZM153 243H152V244H153ZM156 243H155V244H156ZM184 243L186 244V241H185ZM1 244H0V245H1ZM25 244H26V245H25L24 247H26V246L28 245V243H25ZM32 244H33V243H32ZM32 244H30V246H32ZM48 244H49V243H48ZM48 244H46V245H48ZM95 244L98 245L97 242H95ZM125 244H126V243H125ZM125 244H124V245L122 244V246H128V245H125ZM141 244H142V242H141ZM141 244H140V245H141ZM155 244H154V245H155ZM159 244H160V243H159ZM159 244H158V245H159ZM168 244H169V243H168ZM196 244H197V243H195L194 245H196ZM36 245H37V244H36ZM140 245H138V246H140ZM142 245H143V244H142ZM158 245H157V247H156L157 250L160 249V248L162 247V246H161L160 248H158V247L160 246V245H159V246H158ZM169 245H170V244H169ZM188 245H190V244H188ZM201 245H200V246H201ZM3 246H4V245H3ZM5 246H6V245H5ZM5 246H4V247H5ZM10 246H12V244H11ZM10 246H9V248H7V249H8V250L10 249L11 252H9V253H12V251H14V250H12V249H11L12 247L10 248ZM14 246H15V245H14ZM28 246H29V245H28ZM143 246H144V245H143ZM143 246H142V248H143ZM150 246H151V245H149L148 247H150ZM171 246H172V245H171ZM183 246H184V245H182V247H183ZM191 246H192V245H191ZM236 246H237V245H236ZM4 247H3V248H4ZM6 247H8V246H6ZM6 247H5V248H6ZM128 247H129V246H128ZM146 247H147V245H146ZM154 247H155V246H154ZM163 247L165 248V246H163ZM180 247H181V245H180ZM185 247H187V246H185ZM185 247H184V249L186 250ZM194 247H195V246H194ZM194 247H193V248H194ZM258 247H257V249H258ZM0 248H1V247H0ZM3 248H1V249H3ZM15 248H16V247H15ZM26 248H27V247H26ZM29 248H30V247H29ZM123 248H125V247H123ZM123 248H122V249H123ZM132 248H133V247H132ZM164 248H161V249H164ZM167 248H168V246H167ZM167 248H166V249H167ZM169 248H170V247H169ZM171 248H172V247H171ZM171 248H170V250H172ZM189 248H190V246H189ZM16 249H17V248H16ZM128 249L130 250V247H129ZM128 249H127V250H128ZM134 249H135V248H134ZM134 249H133V250H134ZM184 249H183V250H184ZM191 249H192V248H190V249H189L190 251H189V250H188V247H187L188 252H191ZM196 249H197V248H196ZM23 250L25 251V249H23ZM123 250H124V251H123L124 254L126 255V254H127V253H126V249H123ZM129 250H128V251H129ZM140 250H141V249H140ZM144 250H145V249H143V251H144ZM146 250H147V248H146ZM179 250H180V249H179ZM187 250H186L185 253H183V254H185V255H186V253L188 254ZM2 251H3V250H2ZM4 251H5V250H4ZM17 251H19V249L16 250V252H14V253H15V254H18ZM27 251H28V250H27ZM31 251H32V249H31ZM38 251H39V250H38ZM128 251H127V252H128ZM131 251H132V250H131ZM138 251H139V248H138ZM138 251H135V252H134V256H135L136 258H138L137 256H138V254H139V252H140V251H139V252H138ZM158 251H159V250H158ZM158 251H157V252H158ZM167 251H168V249H167ZM167 251H166V253H167ZM194 251H195V250H194ZM194 251H193V249H192V252H194ZM253 251H254V250H253ZM5 252H7L6 254H8V251H5ZM29 252H30V249H29ZM132 252H133V251H132ZM136 252H138L137 256L135 255ZM160 252H161V251H160ZM168 252H169V251H168ZM2 253H4V252H2ZM120 253H121V251H120ZM128 253H131V252L129 251ZM180 253H182V252H180ZM197 253L200 254V252H197ZM23 254H24V253H23ZM25 254H26V253H25ZM28 254H29V253H28ZM30 254H31V253H30ZM131 254H132V253H131ZM140 254H141V253H140ZM156 254H157V253H156ZM159 254H161V253H158V257L160 256ZM162 254H163V252H162ZM164 254H165V253H164ZM193 254H194V253H193ZM193 254H191V255H193ZM201 254H202V253H201ZM203 254L201 255V257L198 256V258L200 257L199 260H201ZM250 254H251V253H250ZM18 255H19V254H18ZM132 255H133V254H132ZM132 255H131V256H132ZM141 255H142V254H141ZM141 255H140V256H141ZM167 255H168V253H167ZM180 255H181V254H180ZM180 255H177V256H180ZM189 255H190V253L188 254V256H189ZM191 255H190V256H191ZM195 255H196V254H195ZM244 255H245V253H244ZM246 255H247V254H246ZM24 256H25V255H24ZM126 256H127V255H126ZM129 256H130V254H129ZM143 256H144V255H143ZM143 256H141V257H143ZM151 256H152V255H151ZM156 256H157V255H156ZM182 256H183V255H182ZM241 256H242V255H241ZM0 257H1V256H0ZM16 257H17V256H16ZM16 257H15V259H16ZM31 257H32V256H31ZM36 257H38V256L36 255ZM135 257H134V258H135ZM152 257H153V256H152ZM158 257H157V258H158ZM180 257H181V256H180ZM183 257H184V256H183ZM183 257H181V258H183ZM195 257H196V256H195ZM195 257H194V258H195ZM12 258H13V257H12ZM127 258H130L131 261H132V258H131V257H128V256H127ZM139 258H140V257H139ZM148 258H150V256H149ZM160 258H162V257H159L158 260H160ZM192 258H193V257L190 258L191 261L193 260ZM243 258H245V257H243ZM3 259H5V258L3 257ZM34 259H35V258H34ZM36 259L38 260V258H36ZM163 259H165V257H163ZM178 259H179V258H178ZM240 259H241V258H240ZM128 260H129V259H127V261H128ZM134 260H137V259H134ZM142 260H143V259H142ZM175 260H176V259H175ZM175 260H174V261H175ZM179 260H180V259H179ZM181 260H182V262H183V261L185 260V258H184V259H181ZM181 260H180V261L176 260V261H178V263H179V262H181ZM187 260H188V259H187ZM247 260H248V259H247ZM4 261H5V260H4ZM4 261H3V262H4ZM7 261H8V260H7ZM34 261H35V260H34ZM34 261H33V262H34ZM146 261H147V262H148V261L151 262V259H150V260L148 259V260H146ZM146 261H144V262H146ZM160 261H162V260H160ZM174 261H173V262H174ZM196 261H197V260H196ZM196 261H195V263H196ZM3 262H2V263H3ZM133 262H134V261H132V264H133ZM157 262H158V261H157ZM157 262H155V263H157ZM186 262H187V261H186ZM186 262H184V264H185ZM193 262H194V260H193ZM197 262H199V261H197ZM5 263L7 264V263H9V262H6V261H5ZM5 263H4V264H5ZM126 263L131 264L130 261H128V262H126ZM136 263L138 264V262H136ZM152 263H153V262H152ZM160 263H161V262H160ZM213 263H212V264H213ZM253 263H254V262H253ZM0 264H1V263H0ZM139 264H140V261H139ZM141 264H142V261H141ZM143 264H144V263H143ZM145 264H146V263H145ZM173 264H175V263H173ZM180 264H182V263H180ZM188 264H192V263H188ZM193 264H194V263H193ZM200 264H201V263H200Z\"/></svg>","mask_w":264,"mask_h":264},{"label":"crops","instance_id":"obj_3","mask_svg":"<svg viewBox=\"0 0 264 264\" xmlns=\"http://www.w3.org/2000/svg\"><path fill=\"white\" fill-rule=\"evenodd\" d=\"M160 13L179 16L205 33L229 35L237 44H259L264 35V0L238 7L230 0H152ZM264 38V36H263Z\"/></svg>","mask_w":264,"mask_h":264},{"label":"built area","instance_id":"obj_4","mask_svg":"<svg viewBox=\"0 0 264 264\" xmlns=\"http://www.w3.org/2000/svg\"><path fill=\"white\" fill-rule=\"evenodd\" d=\"M101 1L106 3L108 0H101ZM230 1L235 6L248 7L252 0H250L247 3H244L243 1H240V0H230ZM232 48H233L237 57H241L243 59H248L251 61L257 59V56L259 54L257 51H253V50L247 48L246 46H244L243 44H232Z\"/></svg>","mask_w":264,"mask_h":264}]
</instances>
